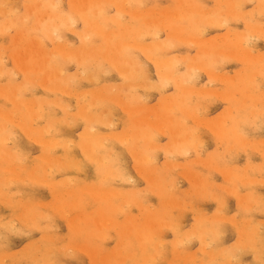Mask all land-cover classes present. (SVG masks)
Segmentation results:
<instances>
[{"label":"rangeland","instance_id":"obj_1","mask_svg":"<svg viewBox=\"0 0 264 264\" xmlns=\"http://www.w3.org/2000/svg\"><path fill=\"white\" fill-rule=\"evenodd\" d=\"M3 1H4V4H3ZM29 1H31V2H33V3H31V2H29ZM43 1H47L46 3H43L41 0H11V1H9L8 2V0H7V2L5 1V0H0V7H1V9H0V13L1 12H3L4 11V14L2 13V15H0V30H1V32L0 33H2V34H0V52L2 53V51H3V53H4V51L6 52L5 54H1L0 53V57L1 58H4V59H2L1 60V63H2V61H3V63H2V65L4 66L5 65V68H6V72H4L3 73V75H2V73H0V77L1 76H3V78L1 79L0 78V81L2 82V83H0L1 84V86H3L2 84H3V82H4V84H5V82H6V84L7 85H9V89L4 85V87H6L7 89H8V92L10 93V92H12L13 90L11 89V88H13V87H15V86H13V85H15V84H17L16 86L17 87H19V89L18 90H21L22 89V87H21V89H20V86L19 85H21V86H23V90H25V88L27 89H29L30 87H29V85H28V83L29 82H31V83H29V84H31L30 86H33L34 84H35V82L38 80V79H40V80H38V82H37V84H35L34 86H35V90H32L33 88H31V89H29V90H32V91H30L29 92V90H25V94L24 93H21L23 90H21L20 92H18V93H21V94H24V95H22L21 96V94L20 95H17L16 97H18L17 99L19 100H21L22 98H24V99H22L21 101H22V103H24L27 99H29V100H27V102L28 101H31V102H34V104H37L36 106H35V108H36V112L37 113H33V114H30V112L28 111V108L26 107V106H24V104H21V103H19V101L18 100H16L17 101V105L15 104V100H12L13 98L12 97H10L9 98V93L8 94H1L0 93V96L2 95V98L0 97V106L4 103V105L6 104V106H3V107H5V110H4V108L1 106V108L0 109H2V110H0V111H5V113H7V111H8V114H9V116L11 117L13 114H16V115H13V117L11 118L12 120H2V119H0V122H1V120L2 121H4V122H6V128H7V130L9 129V128H11L12 126V130H13V132H8V135L10 134H13V136H14V134H16V133H18L17 135H15L14 136V138H18V137H20L21 136V138H18V139H20V140H18V139H12V137L13 136H11L10 137V135H9V138L5 141L6 142V145H7V143H8V148H9V144H11V146H10V151H13V152H16V150H17V147H18V145L20 146V148H22V149H20L19 147H18V150H20V151H17L16 153V156H18L17 157V159L20 157V156H22L21 157V161H18L17 160V162H22L23 163V165H21L22 167H23V169L24 168H26V172H23L21 169H22V167H21V169H17V172L18 173H20L19 175L17 174V173H13V172H10V171H7V170H5L6 169V167H3V166H5V164L9 161V159H10V161L8 162V166H9V164H10V166H12V164H13V166H19V163H17L16 164V159L14 158V157H12V156H10V155H7V154H5L4 152H3V150H2V152H0V163H4L3 164V166H0L1 168V171H0V199H2V200H0V218H2V219H0V221H3L2 223H4L5 224V226H4V224H3V230H2V226H1V224H0V232L2 233V235H1V233H0V238H2V237H4V235H5V237H7V238H5L4 237V239H0V246H1V244L2 245H4L5 243V246L6 245H8V247L6 246V248H5V246L3 247V246H1L0 248H2L3 247V249L4 250H2V249H0V251H4V252H0L1 254H0V256H1V261L3 260H5L4 262L2 261V264H4L5 262H6V264H12V263H10L9 262V260L11 261H14L16 264H18L17 263V261H19L20 262V260L18 259L19 257V255L18 256H16V254H19L18 252H16L17 250H19V248L21 249V248H23L22 250H21V252H20V255H22L23 253H26L25 255L27 256V254H28V252H30L29 253V255L27 256V259L23 256H20V258L23 260H21V263L20 264H32L33 262V264H43V261L44 260H46V263L44 262V264H58V263H56V262H59V264H62V263H60V261L62 262H65V263H63V264H95V262H92V263H89V261L91 262V261H94L93 260V258H90V257H92L91 256V254H90V252H88L89 250L88 249H94L93 247H97L98 249L100 248V249H102V251L104 252L106 249H108V252L110 253H112V252H115V251H117L118 253L119 252H123L122 253V255H127L126 257H129V260H131L132 262H130L129 263V260L127 259L126 260V262H123L124 264H144L143 262H145L147 259L146 258H148L149 257V259H148V261H146V262H149V263H146L145 262V264H152V263H150L151 261L153 262V264H154V261L156 262L157 261V263L158 264H172V263H175V264H182V263H186V264H200V261L202 262L201 264H210L211 263V259H212V262H214V263H212V264H220V263H222V262H225V264L227 263V261L229 262V263H227V264H230V263H232V264H234V263H237V264H264V261H263V259H264V251H263V253H262V250L264 249V245H262L261 243H264L263 241H264V236L262 237V235H264V213L262 212V210L264 211V202H260L261 200H262V198H260V197H262V196H264V195H262V193L264 194V105H263V102H264V90H262V89H264V84H263V82H264V2H263V0H142V2H140L141 0H127V2L126 1H124V0H112L113 2H114V4H113V2H112V4H110L111 3V0H104V2L102 1H100V3L102 4H98V5H96L93 9H89V10H87V9H85L84 7V5L81 3V5H83V6H79L80 8L79 9H81V11H78L77 10V8L75 7V6H73V4H72V1L71 0H58V1H53V0H43ZM49 1V2H48ZM53 1V2H52ZM118 1V2H117ZM137 1V2H136ZM143 1H144V3H143ZM182 1V2H181ZM231 1V2H230ZM6 2V3H5ZM28 2V4H26V3ZM40 3L41 2V4L43 5V6H41L42 8H40V5L39 4H37V3ZM54 2L57 4V6H56V4H54ZM109 2V3H108ZM122 2V3H121ZM158 2V3H157ZM233 2H234V4H233ZM249 2V3H248ZM1 3L3 4V6L5 5L6 6V8L7 9H9L10 11H11V9H12V11L11 12H9V11H7V10H5L6 8H5V6L2 8V5H1ZM30 3V4H29ZM50 3H51V5H50ZM117 3H120V4H117ZM127 4V3H129L128 5H124V4ZM182 3V4H181ZM192 3H193V5H192ZM201 3H203V4H201ZM223 3V4H222ZM232 3V5H230V6H235V9L236 10H234V9H232V7H229V4H231ZM35 4H37V5H35ZM47 4H49L48 6H47V9H48V11H47V9L45 10V12L47 11L48 12V14L46 15V13L44 12L43 13V11H44V9L46 8V6L44 7V5H47ZM55 6H54V5ZM104 4H106V5H104ZM108 4L110 5V6H112V9L111 10H109L108 9ZM153 4H155V5H153ZM24 5H26V6H24ZM30 5V7H28V6ZM39 5V6H38ZM58 5H60L59 7H58ZM119 5V6H118ZM122 5V6H121ZM184 5V6H183ZM220 5V6H219ZM240 5H241V7H240ZM32 6H34L35 8H36V6H37V8H36V10L37 11H35V10H33L32 9ZM103 6V7H102ZM107 6V7H106ZM131 7V9H130V11H132V12H129L127 9L129 8V7ZM132 6H133V9H132ZM140 6V7H139ZM180 6V7H179ZM191 6V7H190ZM201 6V7H200ZM207 8V9H204L205 7ZM238 6V7H237ZM16 7L18 8V9H16ZM41 9V10H38L39 8ZM49 7H51V9H49ZM58 7V8H57ZM74 7V9H72ZM106 8V12H104L103 10ZM118 7V8H117ZM124 7V8H123ZM134 7H136V8H138V10L136 9V8H134ZM154 7V8H153ZM160 7V8H159ZM186 7V8H185ZM190 7V9H188ZM192 7H199V9L200 8H202L200 11H198V10H196V11H194L193 12V8ZM13 8H15V10H17V12L15 11H13ZM25 8V9H24ZM44 8V9H43ZM96 8V9H95ZM100 8H101V10H100ZM148 8V9H147ZM157 8V9H156ZM185 8V15L183 16V17H180V19H176L175 17H168L169 15L167 14V13H165L166 11L168 12V13H170L171 11L172 12H175V11H177V10H182V9H184ZM219 8V9H218ZM222 8V9H221ZM229 8V9H228ZM42 9H43V11H42ZM53 9V11H51ZM61 9V10H60ZM82 9L84 10H86V12H85V10H84V14H83V11H82ZM118 11H117V10ZM154 9V10H153ZM204 9V11H206V12H202V10ZM221 9V10H220ZM228 11H227V10ZM236 11V12H238V14H236V12L235 13H233V11ZM238 9V10H237ZM247 9V10H246ZM31 11V14H33V16H35V17H30L31 16V14H30V18L28 17V13H30V11ZM59 10V11H58ZM71 10H73V11H71ZM77 10V11H76ZM124 11L125 12V14L123 15V13L124 12H121V11ZM134 10V11H133ZM139 13H136V11ZM157 10V11H156ZM225 10H226V12H225ZM251 10V11H250ZM26 11V12H25ZM90 11V12H89ZM96 11H98V13L100 14H98ZM153 11V12H152ZM164 11V12H163ZM212 11V13H210ZM216 11V12H215ZM218 11V12H217ZM230 11H232V12H230ZM239 11H240V13H239ZM8 12V14H6V13ZM12 12H14L13 14H10V13H12ZM41 12V13H40ZM61 13L62 15H66L67 17L69 16V19H70V17H72L73 19H70L71 20V22L72 21H74L75 20V24H74V22L72 23V25H70V23H68V25H66L67 27H69V28H67L66 26H65V24H63L62 26H64V27H66L65 29H63L64 27H61L63 30L62 31H60L59 29H57L55 32H48V31H50V29H52L53 27H52V25L54 24V22L51 20V18L49 17L50 16V14L49 13ZM74 12H75V14H74ZM76 12H78V14H83V16H82V14L79 16ZM81 12V13H80ZM96 12V13H95ZM152 12V13H151ZM190 13V14H192V16L189 14L188 15V13ZM198 12V13H197ZM260 12V13H259ZM27 13V14H26ZM37 13H40V14H38L37 15ZM91 14V15H89V16H91V17H89L88 16V14ZM102 13V14H101ZM104 13V14H103ZM108 13V14H107ZM147 13V16L145 15ZM151 13V14H150ZM153 13H154V15H153ZM194 13V14H193ZM226 13V14H225ZM42 14V15H41ZM46 16H45V15ZM119 14H121V16L119 15ZM137 15V16H134L133 17V15ZM157 14H158V16H157ZM167 14V15H166ZM207 14H209L208 15V17H207ZM211 14V15H210ZM217 14V15H216ZM222 14V15H221ZM234 14V16H231V15H233ZM27 15V17L29 18V21H27L28 19L26 18H24V20H23V18H22V16L23 17H25ZM39 15H40V17H39ZM99 15V16H98ZM132 15V16H131ZM152 15V16H151ZM166 15V17H164L163 18V16H165ZM235 15H239V19L238 18H236V16ZM44 16H45V19H44ZM114 16H115V19H116V17H117V20H115L114 19ZM125 16V17H124ZM151 16V17H150ZM189 16H191V17H189ZM205 16V17H204ZM220 16H221V18H220ZM224 16V17H223ZM230 16V17H229ZM262 16V17H261ZM46 17H48V18H46ZM87 17H89V19L90 18H92V19H90L91 20V23H92V21L94 20V22H98V21H100L101 23H102V21H104L103 23L104 24H99V25H101L102 27L105 25H107V29L110 31V32H112V33H110V34H108L109 32H108V30L106 29V31H105V26H104V28H102L101 26H99L98 28L99 29H101L100 31L99 30H97L96 31V28L94 29V27H96L95 26V24L94 23H92V24H88L86 21V19L85 18H87ZM95 17V18H94ZM96 17H98V18H96ZM119 17H121V21L123 22V18L125 19V22H121L120 21V18ZM139 17L141 18L140 20H139ZM144 17V18H143ZM148 17V18H147ZM186 17V18H185ZM40 18H42V19H40ZM77 18V19H76ZM136 18H138V20L136 19ZM149 18H150V20H149ZM155 18H156V20H155ZM169 18V19H168ZM181 18H182V20H184V21H182L181 20ZM208 18V19H207ZM219 18H220V20H219ZM222 18L223 19H225L226 21H224V20H222ZM227 18H229L228 20H229V22H228V20H227ZM234 18V19H233ZM241 18V19H240ZM243 18V19H242ZM7 19V20H6ZM12 21H11V20ZM21 19L23 20V21H25V22H21ZM44 19V20H43ZM109 19V20H108ZM115 20V22L113 21V20ZM172 19V20H171ZM232 19V20H231ZM14 20H15V22H17V20H19V25L17 24L16 25V23L14 22ZM41 20V21H40ZM46 20V21H45ZM127 20V21H126ZM132 20V21H131ZM134 20H136L137 22H135ZM160 20V21H159ZM167 20V21H166ZM194 20V21H193ZM222 21L221 23H223V24H221L219 21ZM250 20H251V22H250ZM259 20V21H258ZM8 21V22H7ZM42 21H45V22H43L42 23ZM106 21V22H105ZM109 21L111 22L110 24H109ZM156 21V22H155ZM158 21V22H157ZM180 21V22H179ZM215 21V22H214ZM224 21V22H223ZM253 21V22H252ZM257 21V23H255ZM6 22H7V25L5 26V24H6ZM10 22H12V23H15L13 26H15V27H13V26H8V25H12V23H10ZM27 22V23H26ZM38 22H39V24H38ZM99 22V23H100ZM121 22V23H120ZM128 22H130L129 24H127ZM134 22V23H133ZM152 22V23H151ZM154 22V23H153ZM160 22V23H159ZM164 22V23H163ZM177 24V25H173V24H175V23ZM178 22V23H177ZM247 22H249L248 24L250 25H247ZM3 23V24H2ZM25 25H24V24ZM42 23V24H41ZM53 23V24H52ZM86 23H87V25H86ZM112 23H114V24H112ZM125 23V24H124ZM151 24V25H149V24ZM157 23V24H156ZM159 23V24H158ZM161 23H163V25L161 24ZM168 23V24H167ZM209 23V24H208ZM225 23V24H224ZM27 24V25H26ZM39 26H38V25ZM52 24V25H51ZM153 24V25H152ZM154 24H155V26H154ZM164 24H166V26H164ZM206 24V25H205ZM213 24H215V27H213L214 25ZM216 24H220L219 26L220 27H217V25ZM226 24H227V26H226ZM36 25L40 28V27H42V28H40V29H42L41 31H39L40 29L38 28V27H36ZM51 25V26H50ZM129 25V26H128ZM147 25V26H146ZM169 25V26H168ZM254 25H255V29L253 28L254 27ZM2 26H5V27H3V29L5 30V34L3 33V31L4 30H2L1 29V27ZM8 26V27H7ZM32 26V27H31ZM45 26V27H44ZM108 26H109V28H108ZM120 26V27H119ZM136 26V27H135ZM162 26H163V29H162ZM173 26V27H172ZM211 26V27H210ZM246 26V27H245ZM256 26H257V28H256ZM259 26V27H258ZM263 26V27H262ZM48 27H50V29L48 28ZM52 27V28H51ZM70 27H71V30H70ZM88 27H89V29H88ZM126 27V28H125ZM131 27V28H130ZM147 27V28H146ZM158 27H159V29H158ZM161 27V28H160ZM165 27H167V28H165ZM250 29H249V28ZM262 29H261V28ZM9 28V29H8ZM12 28V29H11ZM26 29V30H24V29ZM29 28V29H28ZM31 28H32V30H31ZM33 28H35V31L36 30H38V31H36V33L34 32V29ZM85 28V29H84ZM97 28V29H98ZM136 28V29H135ZM152 28H153V30H152ZM183 28V29H182ZM203 28H205V29H203ZM259 28V29H258ZM11 29V30H10ZM27 29H28V31H27ZM47 29V30H46ZM73 29V30H72ZM84 29V30H83ZM104 29V30H103ZM158 29V30H157ZM160 29H162L161 30V33L159 32H157V31H159ZM236 29V30H235ZM10 30V31H9ZM58 30H59V32H58ZM89 30H90V34L92 35V37H91V35H89ZM92 30H95L96 32L93 34L92 33ZM113 30V31H112ZM127 30V31H126ZM152 31V32H149V31ZM168 30V31H167ZM229 30H230V33H229ZM232 30V31H231ZM234 30V31H233ZM240 30V31H239ZM253 30V31H252ZM24 31V32H23ZM46 31V32H45ZM76 31H77V33H76ZM81 33H80V32ZM99 31V32H98ZM118 31V33L117 34H119V35H117V34H115V32H117ZM123 31V32H122ZM129 31H130V33H129ZM133 31V32H132ZM144 31V32H143ZM158 33V36H157V33ZM174 31H175V33H174ZM203 31V34H201V32ZM262 31V32H261ZM27 32V33H26ZM29 32V33H28ZM31 32H33V33H31ZM76 34H75V33ZM79 32V33H78ZM85 32H87V34L85 33ZM94 32V31H93ZM106 32V33H105ZM113 32H114V34H113ZM120 32V33H119ZM134 32H135V34H134ZM146 32V33H145ZM177 32H179V33H177ZM219 32H222V33H219ZM235 32H236V34H235ZM255 32V33H254ZM17 33V34H16ZM23 33L25 34L24 35V37L26 36V38L24 39V37H23ZM53 33H55V35L53 34ZM60 33H62V34H60ZM96 33H98L97 35H99V37H97L96 36ZM103 33V34H102ZM166 33V34H165ZM170 33H171V35H170ZM229 34V36H228V34ZM233 35H232V34ZM20 34H22V35H20ZM28 34H29V36H28ZM31 34V35H30ZM33 34V35H32ZM47 34H49V35H47ZM50 34L52 35H54L55 37H53V35H52V37H53V39H56V41H53V39L52 38H50ZM79 34V35H78ZM84 36L83 38L81 37L82 35ZM85 34L86 35H89V36H85ZM100 34H101V36H100ZM104 34H106V36L104 35ZM111 35L112 34V36H115V39H118V37H119V39L118 40H115L114 39V37L112 38V37H107L108 35ZM129 34H132V36L130 37V35ZM140 35V36H137L136 37V35ZM141 34H143L144 36L146 35V37H144L143 35H141ZM150 34V35H149ZM156 34V35H155ZM178 34H179V36H178ZM180 34H182V36H183V38H184V41L185 40H187L188 41V43H186L187 41H185V42H183V41H181V42H179V44L177 43L178 42V39L180 38V40H183V38H182V36L180 35ZM186 34H187V36H186ZM201 34V35H200ZM218 34H220V35H218ZM244 34H245V36H244ZM253 34V35H252ZM3 36V38H2V36ZM14 35V36H13ZM18 35V36H17ZM61 35V36H60ZM94 35V36H93ZM104 35V36H103ZM117 35V36H116ZM125 35V36H124ZM129 35V36H128ZM148 35V36H147ZM173 35V36H172ZM210 35V36H209ZM223 35V36H222ZM226 35H227V37H229L227 40H226ZM259 35V36H258ZM17 36V38H15ZM22 36V37H21ZM27 36H28V39H27ZM60 36V37H59ZM126 36H128L127 38H126ZM175 36V37H174ZM176 36H177V38H176ZM193 36V37H192ZM209 38V37H211L212 39H207V37ZM221 36V37H220ZM225 36V37H224ZM238 36H240L241 38H243L242 39V44H243V46L246 48L247 47V44H248V46L249 47H247L246 49H250L251 50V53H252V55H253V60H250L249 58H247L246 56H244V55H242L241 56V54L239 53V50H238V47H237V37ZM253 36V37H252ZM257 36V37H256ZM263 37V38H259V37ZM21 37V38H20ZM38 37H40L41 39H42V37H43V39L44 40H41L40 38H38ZM62 37V38H61ZM65 37V38H64ZM86 37L87 38H91L90 39V43L89 44H86V42L88 43V39L86 40ZM97 38V39H92V38ZM102 37H103V39H102ZM121 37V38H120ZM130 37V38H129ZM141 37V38H140ZM174 37V39H177V40H174V39H172ZM191 37H192V40H191ZM195 37V38H194ZM224 37V38H223ZM249 37V38H248ZM257 39H256V38ZM14 38V39H13ZM33 38V39H32ZM50 38V39H49ZM57 38H59V40L57 39ZM61 38V39H60ZM109 38V39H108ZM110 38H112L113 40H114V42L115 43H113L112 42V40H110ZM128 38H129V41L130 42H132V44L128 41ZM134 38L137 40V42H142V45H140L139 43H137V42H135L136 44L135 45H137L138 44V46L140 47H138L137 46V48H136V46L134 45V42L133 41H135L134 40ZM138 38V39H137ZM143 38V40L141 41V39ZM182 38V39H181ZM189 38V39H188ZM194 38V39H193ZM197 38V39H196ZM198 38H199V40H201L202 42H205L203 45H201L200 46V43H198ZM203 38V39H202ZM231 38V39H230ZM259 38V39H258ZM16 39V40H15ZM24 39V40H23ZM35 39H36V41H35ZM38 39H39V42L40 41H44V42H38L39 44H41L40 46L42 47V45L44 44L45 45V47H47L46 49H45V47H44V45H43V47H44V50L47 52V51H49V54H48V52H47V56L46 57H48L50 60L52 59V60H56V59H54V55H58V58L57 57H55V58H57L58 60H56V61H58V62H56L58 65H63L64 66V64H65V68H64V72H65V74H67V83H68V86L69 87H71V88H73L74 89V91H73V89H69V87L66 85V84H64V86L66 85V88L67 89H69L70 90V92L71 91H73V93H74V95H73V93H60L59 91H56V90H54L53 89V91H50V89H51V87L53 86V85H56V80L53 82V81H51V80H49V81H47V80H45V79H47V77H46V75H45V69H43V71H44V74H43V71H42V68H44L43 66V62L42 61H40L39 59H40V57H36V55H34L35 54V50L34 51H30L29 49H33L34 48V45L36 46V43H37V41H38ZM49 39V40H48ZM85 39V42L83 41ZM107 39L110 41V42H108L107 41ZM133 39V40H132ZM172 39V40H171ZM217 39V40H216ZM14 40H15V42H14ZM21 41L22 43H19V41ZM23 40V41H22ZM34 40V41H33ZM59 42H61V43H59ZM125 40V41H124ZM140 40V41H139ZM171 40V41H170ZM179 40V41H180ZM193 40H195V42L193 41ZM252 40V41H251ZM18 42V44H17V42ZM93 43H92V42ZM124 41V43H122ZM151 41V42H150ZM152 41H153V44L155 45L156 43H157V41L158 42H161L162 44H165L164 46H166L167 45V47H165V49L162 51V50H160L159 51V53H158V55L157 56H159V57H162V56H168V57H177L178 58V60H179V66H178V73L182 76V75H184V76H188V73H190V71L192 72V74L193 75H195L194 74V72L197 74V76H192L193 78H191L192 80H189V81H186V84H185V82H184V84L185 85H189V86H191V87H195L196 89H198V90H200L203 86L205 87L206 86V88H204V89H206L207 90V92L209 93V96H207L208 95V93H207V95H205L204 93V95L203 94H199L198 92H193V96L190 94V95H188L187 97L185 96V106L187 107V109L189 110V111H191V112H189L188 111V114H186V113H184L182 110H177L175 113V115H176V117L178 118L179 117V120H185V119H183V118H186V121H181V123H183V125L185 126V129L186 130H184V132L185 133H187V134H191V135H193V137L191 136V140L193 141V145H191V146H187L186 147V149H183V151L182 150H180L181 152H180V154H179V152H176V154H174V155H176V156H174V155H169L168 157L169 158H171L172 160L173 159H175V161L179 164V167L180 168H175L177 165H173V166H168L167 167V164H166V162H164L165 160H166V157H167V155L165 156V154L162 152V151H160V152H158V151H156L157 153H156V156H157V162H156V164L155 165H157V167H158V175H159V177H161V179H163L164 181L163 182H165V183H168V186L171 188L170 190L172 191V192H170V190L168 191L169 192V194L171 193V195L173 194L174 196H171V195H169L168 196V198H170V199H173V201H174V199H176V202L178 203L177 205H179V206H176V204L174 205V203H167L166 204V206H164L163 205V200H164V198H163V200H162V196L161 195H159V193H160V191L159 190H154V188L150 185V183L141 175L140 176V171H139V168H138V166H140V164L136 161V158H135V156L133 157V153H130V152H132V147L134 146L133 145V143L132 142H130V144L129 143H123L121 140H119V139H117V140H114V139H111L109 142H108V144L110 145L111 143H113V142H111V141H114V143H113V145H112V147H111V150L110 151H107L106 153H103L102 151H104V150H102V151H99V153L100 154H102V155H104V154H106L107 156L109 155V153L111 154V155H113V157H117V163L118 164H122L123 165V167H124V169L128 172V176L130 177L129 179H128V181H127V183H121L119 180H116V182H115V180L114 179H112V178H105V180L103 181V182H108L109 180L110 181H113L114 180V182H111L112 184H109L110 182H108V183H102V180L104 179V177H103V175H104V173L102 174L101 172H100V168H99V164L98 163H96L95 164V162L94 161H92L90 158H89V160H87L88 159V156L85 154V152L83 151V149H82V147L80 146V142L82 141L81 140V134L83 133V131L85 130V127H87L88 125L91 127V126H93V125H96L97 124V127H95V128H99V132H103L102 134H104V132L106 133V135H110V134H112V133H115V132H117V133H122V132H124V133H126V132H128L129 134H131L132 133V121H131V119H130V113H129V111H128V109H126V107L124 108L123 107V104L122 103H120V105H118V103H119V101H117V97H120L121 98V100H122V98L125 100V102L127 101V103H129V105L130 106H134V107H137V106H139V107H145V105H148V106H153V105H157L158 103H161V100L163 99V97H167V96H172V97H175V95L176 96H184L182 93H181V91H180V89H178L177 88V86H175L176 85V83L174 82H168L169 83V85H167V84H165L166 86H164V87H161V86H163L162 84V82H161V80H159V78H158V74H157V70H156V65H155V63H153L154 61H151V59L148 57L149 55L147 54V52H145V50H143L142 51V49H144V46L145 45H149V42L150 43H152ZM154 41H155V43H154ZM169 41V42H168ZM189 41H190V43H189ZM194 43H193V42ZM223 41V42H222ZM249 41V42H248ZM254 41V42H253ZM259 41V42H258ZM34 42H35V44H34ZM54 42H56V43H54ZM69 42H71V44L69 43ZM72 42H74L73 44H74V46L76 47H74V46H72ZM117 42H119V43H117ZM144 42V43H143ZM145 42H148V43H146L145 44ZM165 42H167V43H165ZM175 42V43H174ZM225 42H227V43H225ZM14 43H16L15 45H14ZM29 43H32L31 44V46H30V44ZM43 43V44H42ZM57 43H59V44H64V43H68L69 45H71L72 46V48L74 49V51H78L77 53H79V56H78V58L76 57V56H74V55H59L55 50H54V52H53V49L55 48L56 49V47L59 45V44H57ZM83 43V44H82ZM99 43V44H98ZM109 43L111 44L112 43V45H114V47L112 46V45H109ZM122 43V44H121ZM126 43H128L127 44V46H130L129 47V49H127L128 47H125L124 46V44L126 45ZM172 43H174V45L172 44ZM197 43V44H196ZM219 43V44H218ZM247 43V44H246ZM56 44V45H55ZM67 44V45H68ZM82 44V45H81ZM95 44V45H94ZM143 44H145V45H143ZM153 44H150L151 46H154ZM172 44V46H174L173 48L174 49H172L171 48V45ZM175 44H177V46H175ZM195 44V45H194ZM207 44V45H206ZM220 44H222L223 45V47H222V45H220ZM13 47H12V46ZM53 45L55 46V47H53ZM83 45H85V46H87L88 47V45H89V47L90 48H94V46H96L97 48H99V49H96V47L94 48L95 50L93 51V49H92V54L91 53H83L82 51H81V49L82 48H84L83 47ZM98 45H100L99 47H98ZM116 45H117V47H119V49L117 50V47H116ZM120 45H122L121 46V48L122 49H120ZM134 45L135 47L134 48H132V46ZM213 45V46H212ZM218 45V46H217ZM233 45V46H232ZM10 46H11V48L12 49H10ZM28 46H29V48H28ZM70 46V47H71ZM101 46H103L102 48H104V49H102L101 48ZM112 48H111V47ZM127 49V50H129V51H135V53H134V51L132 52L133 53V55L131 54L129 57H131L133 60H138L137 61V67H136V70L139 68V71L141 72V70H142V65L144 66L146 63V65H145V67L143 68V73L145 74V75H142V73L140 74V72L137 70V73L139 74V76H141V77H139V78H137L138 76H136V77H134V78H137V81L136 80H133V78L132 79H130V78H128L127 77V75L125 74V75H123L124 74V72L122 71V70H124L126 67H128L127 65L125 66V64H126V61L124 60V57L123 56H128L129 55V53H131V52H127L126 53V49L124 48V47ZM142 46V47H141ZM170 46V47H169ZM210 46H211V48H210ZM216 46H217V48H216ZM225 46H226V48H225ZM232 46V49L230 48ZM80 47H82L81 49H80ZM108 48V50H107V48ZM191 47V48H190ZM201 47V48H200ZM219 47H221V48H219ZM253 47V48H252ZM2 48H5L4 50L2 49ZM26 48H27V50H26ZM52 48V49H51ZM126 50H124V49ZM167 48L170 50H167ZM171 48V49H170ZM208 48V49H207ZM215 48V49H214ZM235 50H234V49ZM252 48V49H251ZM24 49V50H23ZM43 49V48H42ZM141 49V50H140ZM212 50V52H211V50ZM216 49H217V51H216ZM17 50H18V53H17ZM22 51V53H21V51ZM100 51V50H103V51H100L101 53V55L99 54V52L98 51ZM107 50V51H106ZM120 50V51H119ZM122 50L123 51H125V55L123 54H121L122 53ZM166 50V51H165ZM210 50V52H208ZM221 50V51H220ZM233 52H231V51ZM237 50H238V53H237ZM24 51V52H23ZM29 51H30V53H31V55H30V57L31 56H35V58H31L32 60H30V66H31V68H30V71H32L31 69H35V71H32V73L34 72V74L35 75H33L32 73H30V71L27 73L26 71L24 72V71H22V70H25V69H23L24 68V66L22 65V68L20 67L21 65L20 64H22L21 63V61L23 60L24 61V63L23 64H25V59H27L28 58V56H29ZM50 51L52 52V53H50ZM113 51V52H112ZM165 51V52H164ZM199 51V52H198ZM213 51H216L217 53L215 54ZM229 51V52H228ZM102 52H103V54H102ZM112 54V56H113V60H112V56L110 55V53ZM119 52V53H118ZM145 52V53H144ZM167 52V53H166ZM202 52V53H201ZM220 52H223V53H225V54H223V56L221 55V57H220ZM261 52L262 53V55H261V53H260V55H259V53ZM24 53V54H23ZM25 53H27L26 55H25ZM55 53V54H54ZM107 53V54H106ZM113 53H114V55H113ZM118 53V54H117ZM164 53H165V55H164ZM199 53H201V54H199ZM203 53H204V55H203ZM207 53V54H206ZM210 53V54H209ZM231 55V56H234L233 54H235V53H237V54H235V58L234 57H231L229 54ZM16 54V55H15ZM22 54V55H21ZM38 54V53H37ZM50 54H54V55H50ZM96 54V55H95ZM115 54H117L118 56H121V57H123V60H124V62H125V64L123 63V62H121L120 63V61L119 60H115L114 58H115ZM121 54V55H120ZM128 54V55H127ZM137 54V59L135 58V55ZM146 56H145V55ZM206 54V55H205ZM222 54V53H221ZM12 57H11V56ZM14 55H15V57H14ZM17 55L19 56V58L17 57ZM25 57H24V56ZM38 55H40V53L38 54ZM82 55V56H81ZM89 55H91V56H89ZM106 55V56H105ZM218 55V56H217ZM226 55V56H225ZM238 57H237V56ZM240 55V56H239ZM256 55V56H255ZM258 55V56H257ZM27 56V57H26ZM41 56V55H40ZM61 56V57H60ZM68 56H69V58H68ZM70 56L71 57H73V59L71 58L70 59ZM85 58H84V57ZM88 56H89V61H87V59H88ZM97 56V57H96ZM100 58H99V57ZM104 56H105V58H106V60L107 61H103V60H101V58L102 59H104L105 60V58H104ZM108 56V57H107ZM197 56V57H196ZM203 56V57H202ZM205 56V57H204ZM17 57V58H16ZM21 57H23V58H21ZM61 59H60V58ZM82 57H83V59H82ZM111 57V60L112 61H110L108 58H110ZM117 57V56H116ZM145 57H148V58H145ZM188 57V58H187ZM201 57H202V59H201ZM220 57V58H219ZM229 57H230V59H229ZM242 59H245L246 58V60H242ZM258 57V58H257ZM260 57V58H259ZM66 58L67 59H69V63H68V60H66ZM76 58V59H75ZM80 58H81V60H84V62H83V64L84 63H86V64H84L86 67L88 66L87 64H90V65H95V63H96V65L95 66H89V69H88V67H87V69H86V67L84 68V67H82L83 65H82V61L80 60ZM87 58V59H86ZM98 58H99V61H98ZM126 58V57H125ZM140 60H139V59ZM187 58V59H186ZM195 58V59H194ZM225 58H226V60H225ZM240 58V59H239ZM8 59V61H6ZM37 61H36V60ZM41 59H42V56H41ZM85 59H86V61H85ZM97 59V60H96ZM200 61H199V60ZM211 59H213V61L211 60ZM219 59V60H218ZM231 60V59H233V61L231 62H229V60ZM235 59V60H234ZM18 60V61H17ZM20 60V61H19ZM39 60V61H38ZM70 60H73V61H70ZM115 60V61H114ZM222 60V61H221ZM5 61V62H4ZM22 61V62H23ZM98 61V62H97ZM100 61H101V63H100ZM108 61H110V62H108ZM114 61V62H113ZM193 61V63H196V64H198V66H203V68L201 67V71L199 72L198 71V69H200V67L199 68H196V69H194V68H192L193 70H195V71H193L191 68H189V66H187L189 63H191ZM195 61V62H194ZM225 61H226V65H225ZM227 61H228V63H227ZM17 62H19V63H17ZM38 62H40V64H38L37 65V63ZM51 62H53V61H51ZM70 62H71V64H70ZM87 62H89V63H87ZM115 62L116 63H119V65L118 64H115ZM140 62V63H139ZM141 62L143 63V62H145V64L143 63V64H141ZM213 62V63H212ZM217 62H218V64H217ZM254 62V63H253ZM5 63V64H4ZM15 63V64H14ZM43 63V64H42ZM53 63H55V62H53ZM80 63H81V65H80ZM111 63H112V65H111ZM224 63V64H223ZM253 63V64H252ZM19 64V65H18ZM42 64V65H41ZM103 65V67H102V65ZM120 64H121V67H120ZM124 64V68L122 67V65ZM141 64V65H140ZM223 66H222V65ZM16 65V66H15ZM37 65V66H36ZM80 65V66H79ZM100 67H99V66ZM114 65V66H113ZM117 65V66H116ZM182 65V66H181ZM186 65V66H185ZM212 65H215L216 67H217V71L218 72H216L215 70H214V68H216V67H214L213 66V68L211 69V67H212ZM221 65V66H220ZM41 66V67H40ZM107 66V67H106ZM138 66H140V67H138ZM208 66V67H207ZM248 66V67H247ZM252 66V67H251ZM16 67H18V69L16 68ZM36 67H38V68H36ZM105 67V68H104ZM117 67H119L118 69L121 71H119L118 69H117ZM205 67L207 68L206 70H208V71H206L205 70ZM222 67V68H221ZM67 68V69H66ZM103 68V69H102ZM246 68V69H245ZM247 68H248V70H247ZM10 69H17V71H15V70H10ZM33 69V70H34ZM39 69H41V70H39ZM66 69V70H65ZM86 69V71H87V75L89 76H87L86 75V73H85V70ZM106 70V69H108V70H106V71H108V73L106 72H104L103 70ZM190 69V71H188ZM210 69H211V71H210ZM237 69V70H236ZM20 70V71H19ZM39 70V72H37V71ZM75 70V71H74ZM80 70V73H78V71ZM136 70L134 71V73L136 72ZM147 70V71H146ZM206 72H205V71ZM212 70H214L215 71V73H214V71H212ZM12 71L13 73H14V75H11V74H13L12 72L10 73V72ZM22 71V72H21ZM70 71V72H69ZM77 71V72H76ZM81 71H84V73L83 72H81ZM249 71V72H248ZM10 74H9V73ZM24 72V73H23ZM35 72H37V73H35ZM41 72V73H40ZM72 72V73H71ZM73 72H75V74H73ZM102 72H104V73H102ZM120 72V73H119ZM145 72H148V74L147 73H145ZM198 72H199V74H198ZM208 72V73H207ZM213 72V73H212ZM258 72V73H257ZM261 72V73H260ZM8 73V74H7ZM31 75H30V74ZM71 73V74H70ZM77 73V74H76ZM83 73V74H82ZM123 73V74H122ZM137 73H135L136 75H137ZM206 73V74H205ZM216 73H217V75L220 77V76H222V77H220L221 79L223 78V76L226 74V73H228L227 74V76H229V77H227L226 75L224 76V80L222 79H219V77L217 78L216 77V80H214L215 78V76H216ZM221 73H224V74H222V75H219V74H221ZM236 73V74H235ZM7 74V75H6ZM18 74V75H17ZM102 74V75H101ZM157 74V75H156ZM191 74V73H190ZM210 74V75H209ZM214 74V75H213ZM230 74H231V76H230ZM16 75H17V77H16ZM27 75H30L31 76V78H30V76H27ZM33 75V76H32ZM41 75H42V77H41ZM70 75H73V76H78L79 77V75H80V77H79V80H81L82 78V80L83 81H79L76 77H74V78H69V77H71ZM84 75V77H85V80H84V77H82ZM96 75V76H95ZM100 75V76H99ZM147 75V76H146ZM148 75H150L149 77L151 78V80L153 81V84H151V83H149L148 81H151L149 78H148ZM202 75V76H201ZM209 75V76H208ZM238 75V76H237ZM259 75V76H258ZM26 76H27V78H26ZM36 77V81H34V79H35V77ZM38 76H40V77H38ZM91 76V77H90ZM95 76V77H94ZM100 77V79H99V77ZM101 76H102V78H101ZM126 76V77H125ZM200 78H199V77ZM210 76H212V78L210 77ZM232 76L233 77H235L234 78V81H233V78H232ZM7 77H8V79H7ZM15 77V79L14 80H16L15 82H13L12 80H13V78ZM45 79H44V78ZM195 77H197V79L195 78ZM230 77H231V79H230ZM10 78V79H9ZM17 78V79H16ZM33 78V79H32ZM76 78V79H75ZM81 78V79H80ZM86 78H88L87 80H86ZM94 78V79H93ZM124 78H126V80L124 79ZM146 78H148L147 80H144V79H146ZM12 79V80H11ZM31 79V81H29ZM71 81H70V80ZM72 79H74L75 81H73L72 82ZM92 79V80H91ZM141 79V82H139V80ZM195 79V80H194ZM9 80H11L9 83H8V81ZM28 81V83H27V85H26V82L25 81ZM43 81V83H42V81ZM76 80H78V81H76ZM95 80H97V81H95ZM125 80V81H124ZM195 82H194V81ZM211 80V81H210ZM218 80H220V81H218ZM226 80V81H225ZM21 81H22V83H21ZM23 81H24V83H23ZM34 81V82H33ZM45 81H47V82H45ZM151 81V82H152ZM191 81V82H190ZM12 82H13V84H12ZM53 84H52V83ZM70 82H71V84H70ZM74 82L76 83V82H79L80 83V86L79 85H74ZM97 82V83H96ZM133 82H136L135 83V85H137L138 87H136L135 85H132L131 83H133ZM187 82H189V84L187 83ZM193 82V83H192ZM260 82H262L261 83V85H260ZM44 83H47L49 86H50V84H52V86L50 87V89H49V87L47 86L46 87V85L44 84ZM50 83V84H49ZM55 83V84H54ZM127 83L128 84H130L129 85V87H128V85H127ZM150 84V85H148V86H150V87H148V86H146L147 84ZM211 83V84H210ZM259 83V84H258ZM23 84V85H22ZM39 84V85H38ZM41 84H44L43 86L41 85ZM78 84V83H77ZM120 85V86H118V85ZM124 84V85H123ZM134 84V83H133ZM191 84V85H190ZM192 84H194L193 86H192ZM205 84V85H204ZM228 84H229V86H228ZM25 85V86H24ZM38 85V86H37ZM71 85V86H70ZM74 85V86H73ZM108 85V86H107ZM139 85H140V87H139ZM153 85V86H152ZM174 85V86H173ZM209 85L211 86L210 88H208L209 87ZM37 86V87H36ZM79 86V87H78ZM100 86V87H99ZM101 86H102V88H101ZM105 86H107V87H105ZM109 86L111 87H114V88H117V90H113V88L111 89V88H109ZM116 86V87H115ZM131 86H134V87H132L131 88ZM141 86H144V89H142L143 87H141ZM200 86H202V87H200ZM25 87V88H24ZM43 87V88H42ZM76 87V88H75ZM121 87H125V89H127V90H125L124 91V89H123V91H122V88ZM126 87H128V88H126ZM149 88V90H148V88ZM151 87H153V88H151ZM155 87V88H154ZM176 87V88H175ZM200 89H199V88ZM46 88H48L47 90H48V92H47V90H45ZM53 88V87H52ZM79 88V89H78ZM91 88H92V90H94L93 92H92V90H91ZM99 88V89H98ZM105 88H106V90H105ZM145 88H147V89H145ZM150 88H151V90H150ZM161 88V89H160ZM163 88V89H162ZM208 88V89H207ZM221 88H223V89H221ZM251 88V89H250ZM254 88V89H253ZM75 89H78L77 91H79V92H83L84 90V93L86 92V90H87V93H88V95H84L85 97H83L82 99L84 100V101H82L81 100V97H79L76 93H78ZM84 89V90H83ZM91 90V92L92 93H97L98 91V93H100V91H103V89L105 90V91H108L109 92V90H110V92L109 93H107L106 94V92H105V94H104V96L103 97H101L100 96V98L102 99V102H103V100H104V102H103V104L104 103H106V104H101L102 102H99V100H101L99 97L98 98H96V97H94L92 94H91V92H89L90 90ZM108 89V90H107ZM119 89V90H118ZM131 89V90H130ZM135 89V90H134ZM152 89H154V90H152ZM203 89V88H202ZM211 91H210V90ZM10 90V91H9ZM17 90V91H18ZM43 90H45V92L43 91ZM52 90V89H51ZM81 90V91H80ZM134 90V91H133ZM179 90V91H178ZM205 90V91H206ZM213 90V91H212ZM215 90H217V92L220 90V92H219V95H218V93L215 91ZM227 90V91H226ZM231 90H232V92H231ZM251 90H254V91H251ZM54 91H56V92H54ZM27 92V93H26ZM31 92H34V93H31ZM50 92V93H49ZM52 92V93H51ZM54 92V93H53ZM115 92V93H114ZM123 92V93H122ZM127 92V93H126ZM129 92V93H128ZM133 92V93H132ZM216 92V93H215ZM222 92V93H221ZM224 92V93H223ZM86 93V94H87ZM120 93H121V95H120ZM195 93V94H194ZM70 96H69V95ZM80 98V100L79 101H77L79 98H77L76 99V95ZM102 94H103V92H102ZM108 94H109V96L111 97L112 95H116V96H112L111 97V99H110V97L108 96ZM120 95V96H118V95ZM130 94H132V95H130ZM173 94V95H172ZM210 94H211V96H210ZM214 94H217V96L215 95L214 96ZM220 94H223V95H220ZM226 94V95H225ZM236 94V95H235ZM34 95V96H33ZM45 95H48V97L46 98L45 97ZM90 95V96H89ZM123 95V96H122ZM163 95V96H162ZM258 95V96H257ZM3 96H4V98H5V101H3L4 100V98H3ZM42 96H43V98H42ZM52 96V97H51ZM57 96L59 97V96H62L60 99H63V101L64 102H62V101H60L59 100V98L57 99ZM75 96V97H74ZM106 96H108V97H106ZM139 97V98H137V97ZM143 96H144V98H143ZM159 96V97H158ZM215 97V102H213L214 100H213V98L211 99V97ZM226 96H228V97H226ZM233 96V97H232ZM235 96H236V99H235ZM238 96H239V98H241V100L238 98ZM254 96V97H253ZM35 97V98H34ZM40 97V98H39ZM87 97V98H86ZM89 97V98H88ZM125 97V98H124ZM223 97V98H222ZM225 97H226V99H225ZM232 98V99H230V101H227V99L229 100V98ZM35 99V100H31V99ZM54 100L55 102H53L52 100ZM96 99V104L97 103H99V105L97 104L96 106L93 104L94 102H95V99ZM114 98H116V100L114 99ZM136 98V99H135ZM146 98V99H145ZM191 98H192V101H191ZM222 98V99H221ZM58 101H60V102H62V103H60L59 104V102H57V100ZM94 99V100H93ZM99 99V100H98ZM108 99V101H106ZM145 99V101H143V100ZM188 99V100H187ZM190 99V100H189ZM252 99V100H251ZM25 100V101H24ZM111 100V101H110ZM129 100V101H128ZM147 100V101H146ZM233 100V101H232ZM246 100V101H245ZM10 101V102H9ZM14 101V102H13ZM44 103H43V102ZM67 101V102H66ZM81 101V102H80ZM93 101V102H92ZM98 101V102H97ZM186 101H188V102H186ZM189 101L191 102V103H189ZM210 101V102H209ZM212 101V102H211ZM227 101V102H226ZM53 102V103H52ZM110 104H109V103ZM116 102V103H115ZM131 102V103H130ZM193 102V103H192ZM235 102H236V104H235ZM247 102V103H246ZM250 102H253L252 104H257V106H255V105H252ZM258 102V103H257ZM19 103V104H18ZM39 103V104H38ZM48 103V104H47ZM63 103H65L66 104V106L65 105H63ZM68 103V104H67ZM72 104V105H69V104ZM114 103V104H113ZM250 103V104H249ZM45 104V105H44ZM91 104L92 105H94L91 109L89 108L88 109V107L86 108L88 111H90L91 112V110H93L94 111V113H93V111H92V113H93V115H96L97 117H101L102 118V120H103V122H98V121H96L97 123L95 124V121H93V122H90L91 124H93V125H90V123L88 122V121H86L84 118H82L80 115H79V112H78V114H77V112L76 111H79L80 109H81V106L83 105V106H91ZM113 104V105H112ZM134 104V105H133ZM191 104V106H189ZM197 104V105H196ZM21 105V107H19ZM25 107V108H23V106ZM41 107V110L42 111H40V107ZM47 105H50L49 107L51 108H53L54 109V115L55 116H52L53 114V110H52V108H51V110H50V108L48 107V109L49 110H46V106ZM52 105V106H51ZM53 105H55L54 107H53ZM63 107H62V106ZM67 105L69 106V109H67ZM100 105H103L102 107H100ZM111 105V106H110ZM155 105V106H156ZM158 105H160L161 106V104H158ZM259 105V106H258ZM71 106V107H70ZM80 106V107H79ZM104 106H106V107H104ZM147 106V107H148ZM193 106V107H192ZM199 106V107H198ZM207 106H208V109H207ZM228 106H229V108H228ZM242 106L244 107V108H242ZM246 106L247 107H249V108H246ZM13 107H14V109H15V107H16V111H18V112H15L14 111V109H13ZM18 107L20 108V109H18ZM42 107H44V108H42ZM96 107V108H95ZM112 107L114 108L113 110H112ZM203 107V108H202ZM205 107H206V109H205ZM258 107H260V108H258ZM39 110H38V109ZM80 108V109H79ZM122 108H123V110H126V111H123L122 110ZM199 109V111H202V110H204V111H202L203 113L205 112V114L202 116V114L203 113H201V112H199L197 109ZM231 108L233 109V110H231ZM235 108V109H234ZM24 111H23V110ZM26 109V110H25ZM79 109V110H78ZM196 109V110H195ZM224 109V110H223ZM238 109V110H237ZM241 109V110H240ZM247 109V110H246ZM254 109V110H253ZM11 110H13L14 111V113H13V111H11ZM19 110H20V112H19ZM38 110V111H37ZM45 110L47 111L46 113H48V114H46L45 113ZM55 110H57V112L55 111ZM70 110V111H69ZM74 110V111H73ZM207 110V111H206ZM237 110V111H236ZM252 110V111H251ZM41 113H40V112ZM74 113H73V112ZM106 111H110V113L109 112H107V113H109V114H107V113H105ZM179 111V112H178ZM194 111H196V112H194ZM221 113H220V112ZM224 111L226 112V113H224ZM231 111H232V113H231ZM247 111H249V113L247 112ZM251 111V112H250ZM42 112L44 113V115H40L39 117L38 116H35V115H39V114H42ZM50 112V113H49ZM69 112V113H68ZM197 112H198V114H197ZM208 112V113H207ZM258 112H259V114H258ZM260 112H263L262 114L260 113ZM76 113V115H73V114H75ZM200 113V114H199ZM207 113V114H206ZM230 113H231V115H230ZM237 113V114H236ZM244 113V114H243ZM26 114V115H25ZM28 114V115H27ZM45 114L47 115V116H45ZM106 114H107V116H106ZM198 116H197V115ZM216 114V115H215ZM221 114V115H220ZM246 114V115H245ZM253 114V115H252ZM22 116V118L23 119H25V121L23 122V119L20 117V116ZM31 115H33V117H31ZM69 115V117H67V118H70V115H71V121L68 119V123L66 122V116H68ZM79 115V116H78ZM193 115V116H192ZM196 117H195V116ZM219 115V116H218ZM229 115V116H228ZM237 115V116H236ZM21 118V120H19V121H22L23 122V124H26L27 122H26V120L28 121V123L26 124L28 127H30L31 125H34V127H36V131H37V134L35 135L34 133V135L32 136L30 133L28 134L27 132H25V130L23 129V127H20L21 125H19V122H18V118ZM36 118H35V117ZM51 116V117H50ZM73 116V117H72ZM75 116H77V120H75L76 119V117ZM111 116H115V118H111ZM182 116V117H181ZM204 116H206V119L204 118ZM215 116H216V118H215ZM245 116H247V117H245ZM258 116V117H257ZM14 117L16 118V119H14ZM31 117V118H30ZM43 117H44V119H43ZM75 117V118H74ZM81 117V118H80ZM192 117V118H191ZM199 118V120H197L198 118ZM200 117H201V119H200ZM213 117V118H212ZM220 117V119L222 118V122H223V124H224V126L223 127H226V128H224L225 129V131L223 130L222 132H221V135H219L217 132H216V130L215 129H213L212 128V126H211V124H209V121H211L212 123H215V124H218V122L220 121V119H218ZM37 118H41L42 120H39L38 121V119ZM64 118V119H63ZM78 118H80L81 120L83 119V122H81V120L80 119H78ZM103 118H105V119H103ZM110 118L112 119V121H114V122H111L110 121ZM127 118V119H126ZM129 118V119H128ZM204 118V119H203ZM209 118H210V120H209ZM212 118V119H211ZM230 118V119H229ZM257 118V119H256ZM37 119V121H34V120H36ZM53 119V120H52ZM195 119H196V121H195ZM15 120V121H14ZM74 120L76 121V123L74 122ZM79 120V121H78ZM108 120V121H107ZM195 122H194V121ZM204 120V121H203ZM206 120V121H205ZM209 120V121H208ZM214 120H215V122H214ZM230 120V121H229ZM256 120V122H254ZM34 121V123H32ZM55 121V122H54ZM56 121H60V122H58V123H61V124H59L60 125V127H58L59 125H57V126H54L57 122ZM109 122V126H108V123L107 122ZM118 121V122H117ZM200 121H202V122H200ZM220 121V122H221ZM0 123V126H5V123ZM18 122V123H17ZM26 122V123H25ZM78 122V123H77ZM185 122V123H184ZM198 122H200V123H198ZM204 122V123H203ZM263 122V123H262ZM9 123V124H8ZM30 123V124H29ZM35 123H37V124H35ZM64 123V124H63ZM73 123H75V127H74V124ZM106 123H107V125H106ZM112 123H114V124H112ZM203 123V124H202ZM243 123V124H242ZM245 123V124H244ZM247 123H248V125H247ZM255 123V124H254ZM12 124V126L10 127V125ZM14 124H17V125H15L17 128H15V126H14ZM51 124H52V126H54V127H52L51 126ZM62 124H63V126H62ZM69 124V125H68ZM189 124V125H188ZM207 124H209V126H206ZM226 124V125H225ZM258 124V125H257ZM8 125H9V127H8ZM67 125H68V127H67ZM87 125V126H86ZM105 125V126H104ZM111 125H113V128L111 127ZM244 125V126H243ZM263 125V126H262ZM19 126V127H18ZM39 126V127H38ZM46 126V127H45ZM114 126H116V127H114ZM259 126H261V127H259ZM33 127V126H32ZM43 127V128H42ZM50 127L53 129H50ZM56 127V128H55ZM63 127V128H62ZM67 127V128H66ZM71 127V128H70ZM38 128V129H37ZM40 128L42 129V130H44V133H45V135L47 134L48 135V131H52L51 133H49V135L47 136L46 135V137H53V138H58V140H60V141H62V139H63V141L61 142V144L60 145H63L62 147H60L59 145V147L57 146V147H55L52 151H54L55 153H54V156L57 158L58 157V159L56 160H54V163L52 164V163H50V162H45L44 160H46V158L44 157V156H47L46 154H48V152H51V153H53L50 149H47V151H46V149H44V146H42V144L41 143H38L39 141V139L38 138H40ZM50 130H49V129ZM58 128V129H57ZM61 130H60V129ZM92 129L91 130H96L95 128H93V127H91ZM190 128V129H189ZM212 128V129H211ZM261 128V129H260ZM197 129H199L198 131H197ZM236 129H237V135H236ZM57 130V132H58V130H59V134H57V132H55V131ZM82 132H81V131ZM115 131V132H113V131ZM120 130H122V131H120ZM128 130V131H127ZM210 130H211V132H210ZM243 132H242V131ZM9 131V130H8ZM40 131V132H39ZM47 133H46V132ZM97 131V130H96ZM189 131H191V132H189ZM195 131V132H194ZM196 131H197V133H196ZM241 131V132H240ZM53 132H55L56 133V135H55V133L54 134H52ZM110 132H112V133H110ZM199 132V133H198ZM38 133H39V135H38ZM80 133V134H79ZM108 133V134H107ZM195 133L197 134L196 136H194L195 135ZM234 133V134H233ZM199 134V135H198ZM202 134V135H201ZM223 134V135H222ZM231 134V135H230ZM244 134H245V136H247L246 138H245V136H244ZM19 135V136H18ZM157 135H158V138H157V141H158V143L159 144H161V145H167V144H169V142H170V137H168V136H166V135H162L161 133L159 134V133H157ZM31 136V137H30ZM224 136H226V138H224ZM244 137V138H242V140L240 139V137ZM33 137V138H32ZM37 138V141H35V139L34 138ZM67 138H68V140H67ZM196 140H195V139ZM70 139V140H69ZM240 139L241 140V142L240 141H238V140ZM253 139V140H252ZM9 140H11V141H9ZM20 141V142H18V141ZM198 140V141H197ZM202 140L204 141V142H202ZM245 140V141H244ZM252 140V141H251ZM1 141L2 140H0V143H1ZM16 141V142H15ZM67 141V142H66ZM70 142V146L69 145H67V143H69ZM71 141H72V143H71ZM139 141V142H138ZM168 141V142H167ZM254 141V142H253ZM14 142H15V144H18L17 146L14 144ZM28 142H29V144H28ZM35 142V143H34ZM65 142V143H64ZM258 142H259V144H261V145H259L258 144ZM197 143H199L198 145H197ZM253 143V144H252ZM2 144V147H3V145L5 144V143H1ZM1 144H0V148H2L1 147ZM73 144L75 145V146H73ZM115 144V145H114ZM143 144H144V140H143V138H140L139 140H137V143H136V145L138 146V148L139 149H143ZM203 144V145H202ZM257 144H258V146H257ZM6 145H4V147L6 146ZM65 145H67L66 147H65ZM71 145H72V147H74V148H72L71 147ZM125 145H126V147H125ZM254 145V146H253ZM14 146V148L16 147V150L14 149V148H12ZM69 146V147H68ZM113 146H115V147H113ZM128 146H129V148H128ZM232 146H234V148L232 147ZM251 146V147H250ZM258 148H257V147ZM3 147V148H4ZM7 147V146H6ZM42 147V148H41ZM71 147V148H70ZM230 147V148H229ZM254 147V148H253ZM2 148V149H3ZM233 148V149H232ZM253 148V149H252ZM260 148H262V149H260ZM42 149H44V152L42 151ZM82 149V150H81ZM131 149V150H130ZM188 149V151L189 152H187L186 150ZM198 149V150H197ZM229 149V150H228ZM232 149V150H231ZM246 149V150H245ZM258 149V150H257ZM21 150H22V153H23V150L25 151L24 153H25V155L27 156V154H26V152H28L29 153V155L26 157L24 154L22 155V153H21ZM30 150H31V152H30ZM50 150V151H49ZM114 150V151H113ZM237 150H239V151H237ZM82 151V152H81ZM115 151H116V153L118 152V154L116 155L115 154ZM231 151V152H230ZM258 151L260 152V153H258ZM21 154H20V153ZM38 152V153H37ZM69 152H72V153H69ZM185 152V153H184ZM238 152V153H237ZM251 152V153H250ZM253 152H254V155H253ZM34 153H36L37 155L39 154V156L37 157V155L36 154H34ZM40 153H44L45 155L42 157V155L43 154H40ZM183 153V154H182ZM186 153H188V155H186ZM5 154V155H4ZM131 154V155H130ZM133 154V155H132ZM221 154V155H220ZM2 155V156H1ZM4 155V156H3ZM53 155V154H52ZM69 155V156H68ZM86 155V156H85ZM111 155H109V156H111ZM10 156V157H9ZM15 156V157H16ZM23 156H25V158H27L26 159V162H25V164H24V162L22 161V160H24V159H22L23 158ZM60 156V157H59ZM75 156V157H74ZM171 156V157H170ZM5 157V158H4ZM7 157V158H6ZM36 157V158H35ZM68 157H71L69 160H68ZM86 157V158H85ZM112 157V156H111ZM199 157H202V158H199ZM9 158V159H8ZM15 160H13V159ZM43 158V159H42ZM61 158H63V159H61ZM120 158V159H119ZM4 159H6V160H4ZM128 159V160H127ZM201 159H203V161L206 163V166H205V163H202V161H200ZM250 159V160H249ZM19 160H20V158H19ZM38 160H41V161H38ZM64 161V165H63V161ZM81 160H82V165H81ZM120 160V161H119ZM160 160H161V163H160ZM164 160V161H163ZM4 161V162H3ZM57 161V162H56ZM60 161V162H59ZM69 161H70V163H69ZM79 161V162H78ZM83 161L85 162V163H83ZM122 161V162H121ZM193 161V162H192ZM194 161H196V162H194ZM211 161V162H210ZM14 162V163H13ZM40 162H42V163H40ZM56 162V163H55ZM94 162V163H93ZM192 162V163H191ZM12 163V164H11ZM22 163H20V164H22ZM33 163V164H32ZM79 163V164H78ZM15 164V165H14ZM27 164H29V166L30 167H28V165ZM46 164V165H45ZM84 164V165H83ZM139 164V165H138ZM166 166H165V165ZM181 164H183V166L181 165ZM185 164V165H184ZM202 164H204V165H202ZM225 164V165H224ZM2 165V164H1ZM49 165H53L54 167V169L51 167V166H49ZM62 166V169H61V167L58 169V166ZM79 165L81 166L80 168H79ZM126 165V166H125ZM134 165V166H133ZM213 165V166H212ZM246 166L245 168L244 167H242V166ZM257 165V166H256ZM6 166H7V164H6ZM7 166V167H8ZM43 166H44V168H43ZM46 166V167H45ZM50 168H52V169H50ZM68 166V167H67ZM70 166V167H69ZM72 166V167H71ZM182 166V167H181ZM230 166V167H229ZM238 166H240V168L238 167ZM253 166H255V168H253ZM36 167H38L37 169H35ZM40 167V168H39ZM79 169H78V168ZM85 167V168H84ZM136 167H137V169H138V171H137V169H136ZM170 167V168H169ZM171 167H174V169H172ZM221 167V168H220ZM235 167V168H234ZM4 168V169H3ZM46 168L49 170L48 172H52V171H56L57 173L60 171V169L62 170L61 172H62V174H61V172H59L58 174L55 172H53L54 174H53V177L54 178H51L52 177V173H49L48 174V172H47V170H46ZM69 168H73V169H69ZM81 168H84L83 170L81 169ZM169 170H168V169ZM215 168H216V170H215ZM223 168V169H222ZM234 168V169H233ZM3 169V170H2ZM32 169V170H31ZM39 169V170H38ZM66 170V172H65V170ZM135 169V170H134ZM170 169H172V172H170L171 170ZM187 169L189 170V171H187ZM191 169V170H190ZM217 169L219 170V171H217ZM232 169L234 172H232L233 174H231V176L229 177L228 175H230V170ZM35 170L37 171L38 170V173H39V177L40 176H43L45 173H47L46 174V176L44 175V177H40V178H46L47 176L50 178V179H54V181H56L57 183H59L58 184V186L59 187H57V186H48V185H51V184H49L48 182H46V181H39V183L37 184V183H32V182H37V180H32L31 178V176H30V174H31V172H32V174L35 172ZM45 170V171H44ZM59 170V171H58ZM83 172H82V171ZM174 170V171H173ZM178 170H179V172H178ZM194 170V173H198L199 175H197L199 178V183L196 185V184H194L195 182H194V180H192V178L191 177H189V176H187V175H189V172H191V171H193ZM220 170H222V171H220ZM226 170V171H225ZM248 170V171H247ZM4 171H5V174H4ZM20 171V172H19ZM22 171V172H21ZM41 173H40V172ZM167 171H168V173H167ZM186 171L188 172V173H186ZM237 171V172H236ZM262 171V172H261ZM2 172V173H1ZM9 173V174H7V173ZM186 173V174H183V173ZM220 172V173H219ZM261 172V173H260ZM23 173H24V175H23ZM86 173V174H85ZM216 173V174H215ZM229 173V174H228ZM246 175H245V174ZM5 175V176H3V175ZM14 174H16V175H18V177L16 178V179H12L11 177L14 175ZM35 174V173H34ZM181 174V175H180ZM201 174V175H200ZM210 174V175H209ZM212 174V175H211ZM215 174V175H214ZM259 174H261V175H259ZM262 174H263V176H262ZM165 175V176H164ZM166 175H168V176H166ZM214 175V176H213ZM240 175V176H239ZM36 176H37V173H36ZM80 176V177H79ZM164 176V177H163ZM225 176V177H224ZM228 176V177H227ZM239 176V177H238ZM255 176V178H256V180L257 181H255L254 179H253V177ZM71 177V178H70ZM82 177V178H81ZM131 177L133 178L134 177V180H132L131 179ZM163 177V178H162ZM201 177V178H200ZM227 177V178H226ZM232 177H234L233 179L234 180H232ZM250 177V178H249ZM9 179V181H8V179ZM79 178H81L80 179V181H83L84 179V181H83V183L86 185V184H89V183H92V181H93V183H94V185L95 186H102V184H105L106 186H112V185H119V183H121L122 184V186L121 187H123V188H126V189H133L134 187L137 189L138 188V192L140 193V191L141 192H143V193H140L139 194V196H140V199H143V200H145L144 201V203L146 204V205H148V206H151V210L153 211V212H151V211H147V209L145 210V208H143V207H140L139 205H137L136 203H129V204H125V205H123V203L122 202H120V201H117V199H114V207H118V208H116V209H110L109 211H108V214H109V216H110V214H111V216L110 217H114V221L116 222V220H117V224H108L109 225V227H105L104 228V226H102V228L100 227V226H98V225H96L95 223H94V221H93V217L95 216L93 213H95V214H97V212L100 210V208H103V206H105L106 204H105V202L102 200V198L101 197H99V196H96V195H94V194H92V193H90V192H83V190L81 191V189H80V187H83V186H85L84 184H82V182H79L78 180H79ZM191 178V179H190ZM257 178H259V179H257ZM260 178H261V180H260ZM25 179H26V181H25ZM30 179H31V181H30ZM55 179H57V180H55ZM70 179H71V181H70ZM83 179V180H82ZM177 179H178V181H177ZM197 179V180H198ZM204 179V180H203ZM229 179V180H228ZM231 179V180H230ZM23 181V183L21 182V181ZM30 181L29 183H28V181ZM145 180H146V182H145ZM167 180V181H166ZM192 180V181H191ZM204 182H203V181ZM254 180V181H253ZM261 181V183H263V184H260V182L259 181ZM15 181V183L13 184V185H10V184H12L13 182ZM19 183V182H21L19 185H20V188H19V185H17V182ZM66 181H67V183L69 182L70 184H68V186L67 187H65V185H67L66 184ZM72 181H73V185H72ZM78 181V182H77ZM134 181V182H133ZM191 183H190V182ZM201 181V182H200ZM249 181H251V182H249ZM7 182V183H6ZM8 182L10 183V184H8ZM26 182V183H25ZM42 184H41V183ZM77 182V184L75 185L74 183H76ZM175 182H177L176 183V185H175ZM255 182V183H254ZM45 183H47V184H45ZM96 183V184H95ZM100 183V184H99ZM134 183H136V184H134ZM179 183H180V185H179ZM193 183V184H192ZM249 183H251L250 185H249ZM252 183H254V185L252 184ZM29 184V186H26V185H28ZM31 184H32V186H34L33 184H36L34 187H31ZM42 185V187H41V185ZM173 185V186H170V185ZM223 186H222V185ZM9 185V186H8ZM15 185H17V186H15ZM23 185V186H22ZM40 187H39V186ZM72 185V186H71ZM80 185V186H79ZM175 185V186H174ZM235 185L237 186V188H235ZM249 185V186H248ZM8 186V187H7ZM10 186H12V187H10ZM44 186V187H43ZM48 186V187H47ZM168 186H167V188H168ZM177 186V187H176ZM213 186V187H212ZM227 186V187H226ZM238 186H239V188H238ZM55 187V188H54ZM56 187H57V189L59 190L58 191V193H57V189H56ZM196 187H198V188H196ZM222 187H224L223 189H222ZM244 187V188H243ZM6 188V189H5ZM21 189V190H19V189ZM35 188V189H34ZM44 188V189H43ZM66 188V190H70V189H72L73 191H74V193H75V195H74V193L73 194H69L68 192H66V190H64ZM144 188V189H143ZM152 188V189H151ZM177 188V189H176ZM231 190H230V189ZM253 188H254V190L255 191H257V192H255L254 190H253ZM1 189H3V190H1ZM18 189V190H17ZM227 189L228 190H230L229 192H231V194H227V193H229L228 191H227ZM6 190V191H5ZM54 190V191H53ZM56 190V191H55ZM140 190V191H139ZM149 190V191H148ZM151 190V191H150ZM155 192H154V191ZM227 192H226V191ZM3 191H5V192H3ZM10 191H11V195H10ZM20 191V193H22L21 195H19L18 196V194H20V193H18V192ZM24 193H26V191H27V193L25 194V195H23V192ZM34 191V192H33ZM36 191V192H35ZM152 191H153V194H150V193H152ZM222 191V192H221ZM254 191V192H253ZM3 192V193H2ZM9 192V193H8ZM29 192H31V193H33V194H31L30 193V195H27V194H29ZM45 192V193H44ZM52 192V193H51ZM55 192V193H54ZM234 192H236V195H235V193ZM243 192V193H245V194H241V193ZM13 193V194H12ZM18 193V194H17ZM60 194V195H58V196H56L57 194ZM145 193H147V194H145ZM205 193V194H204ZM247 193L249 194L248 196H250V197H247ZM252 193H254V195L252 196ZM258 195V194H261V195H259V196H255L256 194ZM7 194V195H6ZM16 196H15V195ZM86 194H88V195H86ZM161 194V193H160ZM225 196H224V195ZM234 194V195H233ZM242 195V197H243V199H241L242 197H241V195ZM22 195H23V197H22ZM31 195L32 196H34V195H36L35 197H37V198H34V197H31ZM92 195V196H91ZM93 195H94V197H93ZM13 196V197H12ZM15 196V197H14ZM27 196H30V198L28 197L27 198ZM83 196H86V198L85 197H83ZM146 196H148V197H146ZM218 196V197H217ZM234 196H237V197H239V198H237V197H234ZM244 196L246 197L245 199H244ZM251 196H252V198H251ZM10 197H12L13 199H11ZM22 197V198H21ZM60 197V198H59ZM90 197V198H89ZM95 197H96V199H95ZM99 197V200L100 201H98V198ZM141 197H143V198H141ZM146 197V198H145ZM161 197V198H160ZM174 197V198H173ZM11 199V200H9V199ZM57 198H59L58 200H57ZM80 198H82V199H80ZM145 198V199H144ZM207 198H208V201H207ZM249 199V201L250 200H252V201H250V203L248 204L247 202H245V201H247L246 199ZM256 198V199H255ZM258 198V199H257ZM6 199H8L7 201H6ZM21 200V201H19V204L18 203H15V201L16 202H18V200ZM28 199V200H27ZM34 199V200H33ZM39 199V200H38ZM179 199H180V201H179ZM240 199V200H239ZM260 199V201L258 202V205H257V203H255V202H257L258 200ZM15 200V201H14ZM27 202H26V201ZM33 200V201H32ZM37 200V201H36ZM76 200L78 201V204H79V207L77 208V203H76ZM84 200V201H83ZM94 200L96 201L97 200V202H94ZM148 200V201H147ZM225 200V201H224ZM243 200H244V202L246 203H243ZM1 201L3 202V203H1ZM31 201V202H30ZM34 201H35V203H34ZM103 201V202H102ZM179 201V202H178ZM185 201H186V203H185ZM263 201H264V197H263ZM6 202H8V205L6 204ZM10 202V203H9ZM23 202V203H22ZM28 203L27 204V206H28V208H31L32 206H34V205H36V207L34 208V207H32V209H29V210H31V214H28V212H29V210H28V208L26 207V203ZM40 202L41 203H43V202H45V203H43V205H41L40 204ZM49 202H51V204L49 203ZM55 202V203H54ZM75 202V203H74ZM81 202V203H80ZM90 202V203H89ZM102 202V203H101ZM148 202V203H147ZM152 202V203H151ZM183 202V205L181 204ZM190 202V203H189ZM240 202H241V206H240ZM18 204V211L16 210L15 211V209H16V206L14 205V204ZM47 203H48V206H47ZM94 203H96L95 205H94ZM186 205H185V204ZM188 203H189V205H188ZM222 203H224V204H222ZM4 204V205H3ZM12 204V207H10V205ZM53 204V205H52ZM73 204H74V206H73ZM87 206H86V205ZM93 204V206H91ZM98 204H99V206H98ZM131 204H133V205H131ZM150 204V205H149ZM245 204V205H244ZM248 204V205H247ZM250 204H254V205H251V208H253L254 206L256 207L255 209H258V211L257 210H255V211H252L251 210V208H250ZM263 204V206H261ZM21 205H22V207H21ZM31 205V206H30ZM40 205V206H39ZM46 205V206H45ZM83 206V207H81V206ZM121 205V206H120ZM171 205H173V207L171 206ZM224 205V206H223ZM247 205V206H246ZM5 206V207H4ZM15 206V207H14ZM30 206V207H29ZM37 206H39V208H37ZM42 206V208H40ZM57 207V210H55V208ZM88 206H89V208H88ZM124 206L126 207L125 208V211H124ZM132 206V207H131ZM176 208H175V207ZM180 206H184L183 208H181ZM188 207V208H186V207ZM191 206V207H190ZM221 206V207H220ZM243 206H246L247 208H246V210H248V213H247V211L244 209V207ZM261 206V207H260ZM10 207V208H9ZM61 207V208H60ZM66 207V208H65ZM121 207H123V210H119V209H121ZM131 209H130V208ZM180 209H179V208ZM202 209H201V208ZM249 207V208H248ZM259 207H260V209H259ZM34 208V209H33ZM50 208V209H49ZM58 208L60 209V211H61V213H60V211L58 210ZM75 208L77 209V210H75ZM128 208V209H127ZM166 208V210L164 211V209ZM175 208V209H174ZM185 208V209H184ZM194 208V209H193ZM26 209V210H25ZM36 209V210H35ZM38 209V210H37ZM41 209V210H40ZM53 209H54V211H53ZM68 213L69 212V215H70V217H69V215L66 213V212H64V210ZM80 209H81V211H80ZM142 209V210H141ZM181 209H182V211H181ZM193 209V210H192ZM200 209H201V212H200ZM33 210H35V211H33ZM75 210V211H74ZM85 210V211H84ZM115 210H117L116 212H117V214H116V212L114 213V211ZM145 210V211H144ZM159 210H160V212H159ZM183 210H185V211H183ZM196 210V211H195ZM197 210H198V212H197ZM244 210L246 211V212H244ZM254 210V209H253ZM260 210H261V212L262 213H260ZM22 211H23V213H22ZM24 211H27V212H24ZM38 211V212H37ZM55 211L58 213V215H57V213L54 215V213H55ZM72 211H73V213H72ZM92 211V212H91ZM120 211V212H119ZM128 211V212H127ZM144 211V212H143ZM221 211V212H220ZM241 211V212H240ZM249 211H251V212H249ZM19 212V213H18ZM21 212V213H20ZM35 212V213H34ZM62 212H64V213H62ZM76 212V214L75 215H73L74 213ZM164 212V213H163ZM171 213V216L169 215L170 213ZM197 212V213H196ZM199 212H200V214H199ZM219 212L220 213H224V215H222V216H220L219 215ZM238 212V213H237ZM43 213H45V214H43ZM51 213H53V214H51ZM66 213V215H67V218H66V215H64ZM78 213V214H77ZM85 213H87V214H85ZM114 213V214H113ZM169 213V214H168ZM214 213V214H213ZM237 213V214H236ZM19 214V215H18ZM36 214H38V215H36ZM49 216H51L52 215V217H53V215H54V217H55V220H53V218H51V217H49ZM79 214H84V215H86L87 217H88V221L87 222H91V223H87V222H84V225H83V227L87 224L88 225V227H86L87 229H82V233H84L85 234V236H83L84 234H82L81 232L80 233H76V232H74V230H72L73 228H72V226H70L71 225V222H67V221H69L70 219H72L71 218V215H73L74 217L75 216H77V215H79ZM119 214H120V216H119ZM155 215L156 217H160V216H162L161 217V219L159 220V221H154V222H149L150 220H149V216L150 215ZM166 214V215H165ZM204 214V215H203ZM236 214V215H235ZM3 217H2V216ZM23 215V216H22ZM24 215L26 216V219H25V217H24ZM30 215V216H29ZM42 215V216H41ZM46 216V218H47V220H45L46 218H45V216ZM62 215V216H61ZM83 215V216H84ZM91 215V216H90ZM93 215V216H92ZM148 215V216H147ZM208 215V216H207ZM213 215H214V217H213ZM225 215H227V216H225ZM235 215V216H234ZM19 216V217H18ZM22 218H21V217ZM37 216V217H36ZM61 216V217H60ZM90 216V217H89ZM97 216V215H96ZM229 216V217H228ZM16 217V218H15ZM30 217V218H29ZM35 217V218H34ZM62 217H64V218H62ZM92 217V218H91ZM193 217V218H192ZM198 217V218H197ZM202 217H204L205 219H202ZM210 217V218H209ZM224 218V222L222 221L223 220V218ZM227 217V218H226ZM245 219H244V218ZM254 217V218H253ZM13 218V219H12ZM18 218V219H17ZM31 218H33V220L34 219H38L36 222H33V220L31 219ZM40 218V219H39ZM43 218H44V220H43ZM51 218V220H48V219H50ZM131 218V219H130ZM138 220H137V219ZM146 218H148V220L146 219ZM166 218V219H165ZM201 218V219H200ZM206 218H207V220H206ZM213 218H215V219H213ZM219 218L221 219V221L219 220ZM233 218H235V219H233ZM239 218V219H238ZM17 219V220H16ZM19 219H21V220H19ZM22 219H24L25 220V222H24V220H22ZM30 219L32 220V222L30 223ZM66 219V220H65ZM69 219V220H68ZM92 219V220H91ZM227 219H230V220H227V221H229V222H227L226 220ZM260 219H262V220H260ZM42 220V221H41ZM156 220H158V219H156ZM163 220V221H162ZM169 220V221H168ZM240 220H242L241 222H240ZM253 221V222H251V221ZM21 221V222H20ZM39 221H41L40 222V225L39 226H37L38 224H39ZM162 223H161V222ZM166 221V222H165ZM218 221H220V223L218 222ZM227 223H226V222ZM233 221V222H232ZM240 222V224H239V222ZM246 221V222H245ZM13 222H15V223H13ZM17 222V223H16ZM22 222H23V224H22ZM53 222V226L52 225H50L51 223ZM160 222V223H159ZM168 222H169V224H171V226L173 227L174 226V228H176V229H174V228H172L169 224H168ZM182 222H184L183 224H180V223H182ZM216 222V223H215ZM224 224H222V223ZM231 222L236 226V228L234 227V225H232L231 224ZM249 222H251L252 223V225H247V223H249ZM32 223H33V225H32ZM54 223H57L58 225H59V227L56 225V227H58V228H56V230H55V227H54ZM69 223V224H68ZM86 223V224H85ZM138 224L139 225V227L138 228H140L141 226L142 227H145V229L143 228V229H141V230H144V231H146L148 234L150 233V235L151 236H153V234H155V241H154V239H153V237L149 240L150 241V244H151V246L148 244L149 243V241H148V243H147V241H146V244L145 245H143V243L141 242L142 240L140 239V236H139V234L137 233L139 230L138 229H136V228H134V227H132V225L133 224ZM148 223L150 224L149 226H148ZM168 224V225H166V224ZM175 223H177L176 224V226L174 225ZM200 223H201V225H200ZM207 223V224H206ZM217 223H219V225L217 224ZM236 223H238V224H236ZM242 223V224H241ZM245 223H246V226H248L249 227V230H248V227H243V226H245ZM251 223H249V224H251ZM7 224L8 225H11V226H14V224H15V226L17 227H13V229H10V227H9V229L10 230H12V232H14V233H11L10 234V230L8 229V227H7ZM24 224H27V228L25 227V225ZM35 224V225H34ZM37 224V225H36ZM68 224V225H67ZM89 224H91V225H89ZM155 226V224H156V228L154 229V228H151V227H153V225ZM162 224H163V226H165V228L162 226ZM179 224L181 225L180 226V230H182V231H180L179 229H177L178 228V226H179ZM198 224H199V227L198 228H200L201 230L202 229H204L205 230V235L203 236V237H205V239L207 240H205L201 235H200V233H201V231H200V229H198L197 228V226H198ZM222 224V225H221ZM231 224V225H230ZM261 224V225H260ZM18 225H19V228H18ZM32 225V226H31ZM49 225V227H46V226H48ZM94 225V226H93ZM96 225V226H95ZM112 225V226H111ZM125 225V226H124ZM141 225V226H140ZM148 227H147V226ZM178 225V226H177ZM208 225V226H207ZM216 225V226H215ZM34 226V227H33ZM53 228H51V227ZM98 226V227H97ZM111 226V227H110ZM116 226H117V229H116ZM121 226V227H120ZM128 226H129V228H128ZM168 226H169V229H168ZM204 226V227H203ZM213 226V227H212ZM217 226H221V227H223V229L221 230L220 228L218 229V227ZM238 226V227H237ZM250 226H252L253 228H250ZM44 227V228H43ZM120 227V228H119ZM160 227H161V229L163 228V231H164V233L163 232H161V230H160V232H159V229H160ZM167 227V228H166ZM171 227V228H170ZM217 227V228H216ZM235 229H234V228ZM240 227H242V229H244L247 233L245 234L244 232L245 231H243ZM5 228H7V229H5ZM28 228H29V230H28ZM34 230H33V229ZM39 228V230H43V231H39V230H37ZM41 228V229H40ZM48 228H50L51 229V231H50V229H48ZM70 228H71V230H70ZM112 230H111V229ZM131 228V229H130ZM150 228L153 230H151L150 231ZM159 228V229H158ZM213 228V229H212ZM216 228V229H215ZM229 228V229H228ZM258 228H260L259 230H257ZM263 228V229H262ZM14 229H16L15 231H13ZM18 229V230H17ZM58 229V230H57ZM103 229V230H102ZM125 229V230H124ZM130 229V230H129ZM158 229V230H157ZM195 229L198 231L197 233H195V235H194V237L191 235V233L193 234L194 232H196L195 231ZM210 229H212L211 230V232H210ZM220 231H222L223 233L221 234L220 232H218V230ZM237 229V230H236ZM241 231H240V230ZM20 230V231H19ZM24 230V232L22 233L21 231H23ZM53 230V231H52ZM129 230V231H128ZM159 232V234H161L160 235V237H159V234H157V232ZM214 230H215V232L216 233H214ZM255 230H257L256 232H262L261 234L262 235H260L261 236V238L259 237H257V235H259V234H255ZM17 231H18V233H17ZM27 231V232H26ZM50 231V232H49ZM92 231H94V232H92ZM108 231V232H107ZM125 231V232H124ZM127 231L129 232V234L127 233ZM175 232V234H173L174 232ZM183 231H185V233L183 232ZM194 231V232H193ZM237 233H236V232ZM7 234H6V233ZM20 232V233H19ZM28 232H29V234H28ZM47 232H49V233H52V235L51 234H49V233H47ZM73 232V233H72ZM98 232V233H97ZM101 232V234H99ZM102 232H104V234H107L106 235V239H108V240H106L105 239V235H103V233ZM123 232H124V234H123ZM130 232H132V233H130ZM134 232V233H133ZM136 232V233H135ZM183 232V233H182ZM210 234H209V233ZM212 232H213V234H212ZM240 232V234H238ZM249 232V233H248ZM251 232V233H250ZM22 233V234H21ZM25 233H27L26 235H25ZM75 233H76V235H75ZM92 233V234H91ZM109 233V234H108ZM179 233V234H178ZM190 233V234H189ZM207 233H208V235H207ZM18 234V235H17ZM19 234H20V236H19ZM47 234H49V236L51 235V236H54V238H57L58 236V239L59 238H61L62 240H63V238H64V241H59V240H57V239H54L53 237H48L49 238V241H50V243H51V240H53L52 241V243L54 242V244H48L47 242H49L48 241V238H46L47 237ZM57 234H58V236H57ZM77 234H79V236H80V238L78 237V235ZM80 234H82V235H80ZM111 234V235H110ZM118 234V235H117ZM131 234V235H130ZM136 234V235H135ZM138 234V235H137ZM183 234L185 235V237L183 236ZM190 236L189 238H191V236H192V238H193V242H192V239H191V241L190 240H186V242H185V238H187L188 237V235ZM198 234H199V236H198ZM220 236H219V235ZM247 234L249 235V237H251V238H249L248 236H247ZM7 235V236H6ZM32 235V236H31ZM38 235V236H37ZM62 235V236H61ZM75 235L76 236V240H77V238H79L80 239V243L78 244L77 242L75 243V239L74 240H72V237ZM87 235V236H86ZM91 235H93L92 237V240H91ZM102 235H103V238H104V240L103 239H101L102 238ZM123 235V236H122ZM134 235V236H133ZM158 235V236H157ZM179 235V236H178ZM215 235H216V237H215ZM240 235V236H239ZM245 235V236H244ZM253 235H255V237H257V239H258V241L260 242V241H262L260 244L259 243H257V239L255 238V237H253ZM31 236V237H30ZM68 236H69V238H70V236H72L71 237V239H69L68 238ZM97 236H98V238H97ZM100 236H101V238H100ZM127 236H128V238H127ZM182 236H183V238H182ZM198 236V237H197ZM217 236H219V239L220 238H222V239H220V240H222V241H219V239L217 238ZM245 238H244V237ZM30 237V238H29ZM44 237H45V239H47V242H46V240L44 239ZM81 237H84V239H83V241H86V245H84L82 242L83 241H81ZM124 237H125V239L126 240H124ZM134 237H136V240H135V238ZM138 237H139V239H138ZM207 237V238H206ZM210 237H211V240H213V241H211L210 240ZM247 237V238H246ZM254 238V240H253V238ZM53 238V239H52ZM88 239V240H86V239ZM130 238V239H129ZM158 238H160L159 240H157ZM176 238H179V239H176ZM184 240V242H183V240ZM198 238H200V239H198ZM203 238V239H202ZM32 239V240H31ZM40 239V240H39ZM51 239V240H50ZM96 239V240H95ZM122 239V240H121ZM138 239V240H137ZM180 239L182 240V243H181V241H180ZM188 239V238H187ZM215 239H216V243H214L215 242ZM218 239V240H217ZM243 239H247L246 240V245H245V240H243ZM261 239V240H260ZM37 240V242L36 243H34L35 241ZM44 240V241H43ZM55 240H57V242H55ZM69 240V241H68ZM90 240V241H89ZM95 240V241H94ZM125 241V243H124V241ZM132 240L134 241L135 240V244H134V246L133 245H131V242H132ZM152 240H153V242H152ZM157 240V241H156ZM163 240V241H162ZM176 240H178L179 242L178 243H181V245L180 244H178L177 242H176ZM209 240H210V242H209ZM241 240V241H240ZM255 242V243H257V245L258 246H256V245H254L253 244V242ZM8 241H9V243H8ZM15 241V242H14ZM29 241V242H28ZM39 241L40 242H42L43 241V243L41 244V243H39ZM70 241H71V243H70ZM74 241V242H73ZM79 241V240H78ZM91 241H94L93 243L91 242ZM120 241V242H119ZM159 241V242H158ZM162 241V243H160ZM174 241V242H173ZM249 241V242H248ZM250 241H251V243H250ZM32 242H33V244H32ZM105 242V243H104ZM126 242H128V243H126ZM152 242V243H151ZM187 242H190L191 243V245L189 246V244L187 243ZM200 242H203V245H201L202 243H200ZM4 243V244H3ZM24 243L26 244V246H24L23 247V245H24ZM38 243V244H37ZM44 243H45V245H44ZM57 243H58V245H57ZM60 243V244H59ZM61 243H63V244H61ZM66 243V244H65ZM67 243H69V244H67ZM87 243H89V245L91 246V243H92V247H90V246H88L87 245ZM99 243H100V245H99ZM122 243H124V245L122 244ZM130 243V245L127 247V245ZM134 243V242H133ZM140 243V244H139ZM160 243V245H158ZM184 243V245H182ZM186 243L188 244L187 246H185L186 245ZM200 243V244H199ZM212 243V244H211ZM214 243V244H213ZM233 243V244H232ZM241 244V246H243V251L248 247V246H252L253 245V247H249V248H247L248 250H246V251H244V255H242V253H241V256H240V258H241V260L239 259V255L237 254L239 251L240 252H242L241 250H242V248H241V246L239 247L238 245H240ZM244 243V245H242ZM32 244V245H31ZM34 244H37V247H36V245L34 246ZM41 244V245H40ZM83 244V245H82ZM106 246H105V245ZM139 245V250H138V252H137V247H138V245ZM149 245V247H151L150 249H149V247H148V245ZM154 244V245H153ZM155 244H157V245H155ZM175 244H178V245H180V246H178L177 245V247H175L176 245ZM205 244H209V245H205ZM211 244V245H210ZM31 245V246H30ZM38 245H39V247H38ZM43 245V246H42ZM48 245H50L49 247H48ZM66 245H67V247H66ZM75 245H76V247H75ZM97 245H99V246H101V247H99V246H97ZM103 245V246H102ZM119 245H123V247L121 246V247H118ZM162 245V246H161ZM172 245V246H171ZM201 247V248H203V251H202V249H200L199 250V247ZM233 245H236V246H232ZM248 245V246H247ZM259 245L261 246L262 245V247L263 248H259ZM19 246H21V247H19ZM27 246H29L28 248H30L31 250L35 247V248H38V249H33V251H31V250H29L28 248H27ZM34 246V247H33ZM45 246V247H44ZM63 246V247H62ZM71 246V247H70ZM85 246V247H84ZM88 246V247H87ZM143 246V247H142ZM157 246V247H156ZM159 246H161L162 247V249L161 248H159ZM182 246H184V247H182ZM208 246V247H207ZM244 246H245V249H244ZM19 247V248H18ZM26 247V248H25ZM33 247V248H32ZM43 248V251H40L39 250V248ZM65 247V248H64ZM70 247V248H69ZM74 247V248H73ZM80 247V248H79ZM105 247H107L106 249H105ZM118 247V248H117ZM130 247V248H129ZM142 247V248H141ZM145 247H148V248H145ZM153 247L155 248V249H157V250H154L153 249ZM183 248V249H180V248ZM195 247H198V248H195ZM210 247H213L211 250L213 251L212 253H216L214 256H216L214 259H213V257L212 258H210V255L211 254H209V253H211L210 251ZM235 247L237 248V249H235ZM238 247H239V251H238ZM255 247H258V248H255ZM9 248V250H6V249H8ZM17 248V249H16ZM40 248V249H41ZM49 249V251L47 252V255H49L48 256V258H46L47 256H45L46 255V252H44V250L46 249V250H48ZM50 248H51V250L52 251H55V252H52L51 250H50ZM54 248V249H53ZM75 248H76V250H75ZM80 250H79V249ZM84 248V249H83ZM87 248V249H86ZM122 250H121V249ZM125 248V249H124ZM127 248V249H126ZM129 248V249H128ZM141 248V249H140ZM175 248H177L176 250H175ZM194 248V249H193ZM207 249V252H206V249ZM215 248V249H214ZM216 248H217V251H218V253L219 254H221V252L223 253V254H221V255H218V253H217V251H214V250H216ZM232 248H233V250H232ZM253 248V249H252ZM255 248V249H254ZM11 249V250H10ZM15 249V250H14ZM26 249V250H25ZM28 249V250H27ZM70 249V250H69ZM74 249V250H73ZM145 249V250H144ZM160 249V250H159ZM164 249V250H163ZM197 250V251H195L196 253L194 254V255H192L191 253H194V250ZM205 249V250H204ZM226 251H225V250ZM252 249V250H251ZM260 249V250H259ZM6 250V251H5ZM23 250H25V252L23 251ZM66 250V251H65ZM68 250V251H67ZM71 250H72V252H71ZM81 251L80 253H81V255L79 254V251ZM88 250V251H87ZM146 250H147V252H146ZM148 250H151L152 251V253L150 252V254L152 255L153 253H154V256L152 257L151 255H149V251ZM161 250H163V253L165 252V254H164V257H163V253H162V256H161ZM177 250H178V252H181V250H182V256H184V255H188L189 254V257H183L182 258V261L179 259V257L180 256H178L179 255V253H178V255L176 254L177 253ZM210 250V251H209ZM222 250V251H221ZM235 250H237V251H235ZM250 250V251H249ZM257 250H258V253H257ZM15 251V252H14ZM38 251V252H37ZM40 251V252H39ZM52 253H51V252ZM60 252V253H62L63 255H64V257H63V255L61 254H58V252ZM73 251H74V253H73ZM75 251H78V253H76ZM85 251H87V252H85ZM183 251H185V252H183ZM187 251V252H186ZM192 251V252H191ZM198 251H200V252H198ZM223 251H225V252H223ZM234 251H235V256L233 255L234 254ZM248 251V252H247ZM252 251V253H250ZM23 252V253H22ZM35 252V253H34ZM50 252V254L52 255L51 257H52V262H51V260H50V263H48L49 262V260L48 259H51V257H50V254H48ZM56 252H57V256H53V255H55L56 254ZM68 254V257H65V254L66 253ZM105 252H107V250L105 251ZM127 252V253H126ZM159 252H160V254H159ZM170 252H172V253H170ZM206 252V253H205ZM233 252V253H232ZM237 252V253H236ZM239 252V253H240ZM246 252V253H245ZM259 252L260 253H262V256L263 257H261V255L259 254ZM5 255H4V254ZM8 253H9V255H8ZM11 253H12V255H11ZM38 253V254H37ZM42 254L41 255V257H39L40 255L39 254ZM43 253H45V254H43ZM54 253V254H53ZM65 253V254H64ZM70 253V254H69ZM77 254V257H78V254H79V256H81L80 258L81 259H83V260H79L80 258L78 257V258H76V256L74 257V254ZM82 253H83V256H82ZM84 253H86V254H84ZM131 253V254H130ZM139 253V254H138ZM145 253H146V255H147V257H146V255H145ZM175 253V255L173 256V254ZM184 253V254H183ZM202 253H204V255H203V257H199L200 258V260H196V259H198V256H196L197 254L199 255V256H202ZM224 253H226L227 254V256L228 255H232L231 256V260L229 259V256H228V258H226L225 257V254ZM32 254H34L35 256H33ZM37 254V255H36ZM67 254H66V256H67ZM130 254V255H129ZM139 256H137V255ZM143 254V255H142ZM156 254H159V256H161L160 258H158V257H156L155 255ZM167 254V255H166ZM209 254V255H208ZM258 256H257V255ZM7 255V256H6ZM59 255V256H58ZM69 255L71 256V257H74L73 259L72 258H70L69 257ZM135 256L136 255V258H133V256ZM142 255V256H141ZM170 255V256H169ZM177 255V256H176ZM206 255H207V257H206ZM222 255H224V257L222 256ZM7 258H6V257ZM11 256L12 257H15V260H13V258L12 259H10L11 258ZM29 256H32V257H29ZM37 256L39 257V259H40V261H38L39 259H37ZM61 256V257H60ZM88 256V257H87ZM130 256H131V258H130ZM144 256L146 257L145 259H143L144 258ZM151 256V257H150ZM158 256V255H157ZM165 256H167L168 258H166ZM218 256H220V257H218ZM233 256H234V258H233ZM3 257H5L6 259H3ZM8 257H10V258H8ZM35 258V261H37V262H35L34 261V258ZM42 257H43V259H42ZM58 257H60L61 259L59 260V261H54L56 258H58ZM206 257V258H205ZM218 257V258H217ZM28 258L29 259H31V261H28ZM45 258V259H44ZM89 258H90V260H89ZM133 258V259H132ZM140 258V259H139ZM150 258H151V261H149L150 260ZM152 258H154V260L152 259ZM192 258H194V260L192 259ZM196 258V259H195ZM220 258V259H219ZM259 258H260V260H259ZM18 259V260H17ZM25 259H26V261H25ZM156 259V260H155ZM160 259H161V261H160ZM164 259V261H162ZM167 259V260H166ZM179 259V260H178ZM210 259V260H209ZM225 259V260H224ZM227 259V260H226ZM232 259H233V261H232ZM259 261H258V260ZM8 260V261H7ZM17 260V261H16ZM48 260V261H47ZM57 260V259H56ZM115 259H113V261H112V259L110 260L111 262H114V264H119V263H121V264H123L122 262H121V260L119 261L118 260V262H116V260L114 261ZM143 260H145V261H143ZM173 260H175V261H173ZM188 260V261H187ZM209 262H208V261ZM217 260H218V263H217ZM11 261V262H12ZM54 261V262H53ZM82 261V262H81ZM143 261V262H142ZM178 261H181V262H179V263H177ZM185 261V262H184ZM197 263H196V262ZM232 261V262H231ZM256 261V262H255ZM13 262V263H14ZM32 262V263H31ZM110 262V263H111ZM192 262H194V263H192ZM156 263V264H157ZM0 264H1V262H0ZM99 264V263H98ZM222 264H224V263H222Z\"/></svg>","mask_w":264,"mask_h":264},{"label":"bare ground","instance_id":"obj_2","mask_svg":"<svg viewBox=\"0 0 264 264\" xmlns=\"http://www.w3.org/2000/svg\"><path fill=\"white\" fill-rule=\"evenodd\" d=\"M5 1L7 2V0H5ZM9 1H11V0H8V2H9ZM27 1H28V0H27ZM33 1H34V0H33ZM41 1H42L43 3H46V2H47V1H43V0H41ZM53 1H54V0H53ZM53 1H52V2H53ZM55 1H58V0H55ZM67 1H68V0H67ZM71 1H72L73 6H75V7L77 8L78 11H81V9H79V8H80L79 6L81 5V3L85 6V7H84L85 9L89 10V9H93L96 5H98V4L100 3L101 0H71ZM102 1L104 2V0H102ZM102 1H101V2H102ZM118 1H119V0H118ZM118 1H117V2H118ZM124 1L127 2V0H124ZM129 1H130V0H129ZM196 1H197V0H196ZM234 1H235V0H234ZM250 1H251V0H250ZM6 2H5V3H6ZM29 2H31V1H29ZM48 2H49V1H48ZM112 2H113V1L111 0V3H110V4H112ZM136 2H137V1H136ZM140 2H142V0H141ZM181 2H182V1H181ZM230 2H231V1H230ZM263 2H264V0H263ZM25 3H26V2H25ZM31 3H33V2H31ZM43 3H42V4H43ZM108 3H109V2H108ZM121 3H122V2H121ZM143 3H144V1H143ZM157 3H158V2H157ZM248 3H249V2H248ZM3 4H4V1H3ZM3 4L1 3L2 8L5 6V5L3 6ZM26 4H28V2H27ZM29 4H30V3H29ZM37 4L40 5L41 2H40V3L38 2ZM37 4H35V5H37ZM42 4L40 5V8H42V7H41V6H43ZM54 4H56V3L54 2ZM54 4H53V5H54ZM100 4H101V3H100ZM100 4H99V5H100ZM113 4H114V2H113ZM117 4H120V3H117ZM123 4H124V3H123ZM128 4H129V3L124 4V5L126 6V5H128ZM181 4H182V3H181ZM201 4H203V3H201ZM222 4H223V3H222ZM233 4H234V2H233ZM39 5H38V6H39ZM48 5H49V4L44 5V7L46 6V8H45V9L43 8L44 11H43V9H42L43 13H44L45 10L47 9V6H48ZM50 5H51V3H50ZM83 5H81V6H83ZM101 5H102V4H101ZM101 5H100V6H101ZM104 5H106V4H104ZM129 5H130V4H129ZM153 5H155V4H153ZM192 5H193V3H192ZM230 5H232V3L229 4V7H232V6H230ZM24 6H26V5H24ZM27 6H28V5H27ZM54 6H55V5H54ZM56 6H57V4H56ZM59 6H60V5H58V7H59ZM109 6H110V5L108 4V9L111 7V8L109 9V10H111V9H112V6H110V7H109ZM118 6H119V5H118ZM121 6H122V5H121ZM183 6H184V5H183ZM219 6H220V5H219ZM28 7H30V5H29ZM58 7H57V8H58ZM102 7H103V6H102ZM106 7H107V6H106ZM128 7H129V6H128ZM139 7H140V6H139ZM179 7H180V6H179ZM190 7H191V6H190ZM190 7H189L188 9H190ZM200 7H201V6H200ZM204 7H205V6H204ZM237 7H238V6H237ZM240 7H241V5H240ZM5 8H6V6H5ZM36 8H37V6H36ZM36 8H35L34 6H32V9L35 10V11H37ZM38 8H39V7H38ZM40 8H39L38 10H41ZM104 8H105V7H104ZM117 8H118V7H117ZM123 8H124V7H123ZM134 8H136V7H134ZM153 8H154V7H153ZM159 8H160V7H159ZM185 8H186V7H185ZM185 8L182 9V10H177V11H175V12H172V11H171L170 13H168V12L166 11L165 13H167V14L169 15L168 17H170V18H171V17H172V18L175 17V18L178 20V19H180V17H183V16L185 15V12H186V11H185ZM192 8H193V12L196 11V10L200 11V10L202 9V8L199 9V7H192ZM0 9H1V7H0ZM3 9H4V8H3ZM16 9H18V8L16 7ZM24 9H25V8H24ZM49 9H51V7H49ZM72 9H74V7H73ZM85 9H84V10H85ZM95 9H96V8H95ZM130 9H131V7H129L127 10H128L129 12H132V11H130ZM132 9H133V6H132ZM136 9L138 10V8H136ZM147 9H148V8H147ZM156 9H157V8H156ZM204 9H207V8L205 7ZM204 9L202 10L203 13L206 12V11H204ZM218 9H219V8H218ZM221 9H222V8H221ZM221 9H220V10H221ZM228 9H229V8H228ZM232 9L236 10V9H235V6H233ZM232 9H231V10H232ZM5 10H7V11H9V12L12 11V9H11V11H10V10L7 9V8H6ZM14 10H15V8H13V11H14ZM60 10H61V9H60ZM77 10H76V11H77ZM84 10L82 9L83 14H84ZM100 10H101V8H100ZM105 10H106V8H105L103 11L106 12ZM116 10H117V9H116ZM153 10H154V9H153ZM226 10H227V9H226ZM226 10H225V12H226ZM237 10H238V9H237ZM246 10H247V9H246ZM15 11L17 12V10H15ZM15 11H14V12H15ZM29 11H30V10H29ZM47 11H48V9H47ZM47 11H46V12H47ZM51 11H53V9H52ZM58 11H59V10H58ZM71 11H73V10H71ZM117 11H118V10H117ZM120 11H121V10H120ZM124 11H125V10H124ZM124 11H121V12H124ZM133 11H134V10H133ZM135 11H136V10H135ZM156 11H157V10H156ZM227 11H228V10H227ZM232 11H233V10H232ZM232 11H230V12H232ZM250 11H251V10H250ZM14 12H12V13H10V14H13ZM25 12H26V11H25ZM46 12H45V13H46ZM85 12H86V10H85ZM89 12H90V11H89ZM96 12L98 13V11H96ZM96 12H95V13H96ZM152 12H153V11H152ZM152 12H151V13H152ZM163 12H164V11H163ZM215 12H216V11H215ZM217 12H218V11H217ZM235 12H236V11H233V13H235ZM2 13L4 14V11L1 12L0 15H2ZM5 13H6V12H5ZM40 13H41V12H40ZM40 13H37V15L40 14ZM76 13L78 14V12H76ZM80 13H81V12H80ZM86 13H87V12H86ZM99 13H100V12H99ZM99 13H98V14H99ZM136 13H138V12L136 11ZM151 13H150V14H151ZM187 13H188V12H187ZM197 13H198V12H197ZM210 13H212V11H211ZM239 13H240V11H239ZM259 13H260V12H259ZM6 14H8V12H7ZM26 14H27V13H26ZM28 14H29V15H28V17H29L30 14H31V11H30V13H28ZM33 14H34V13H33ZM33 14H31L30 17H35V16H33ZM47 14H48V12L46 13V15H47ZM49 14H50L49 17H50L51 20L54 22V24H53V23H52L53 25L51 24L52 27H53V28L51 27L52 29H50V27H48V28L50 29V31H48V32H52V31L55 32V31H56L57 29H59V28H60L59 30L62 31L63 29H65V28L67 27L66 25H68V23H70V25H72V23L74 22V24H75V20L72 21V22H71V20H70V19H73V18H72L73 16L70 17V19H69V16H68V17L66 16L67 14L64 16V15H62L60 12H59V13H55V14L52 12V13H49ZM74 14H75V12H74ZM81 14H82V13H81ZM81 14H78V15L80 16ZM83 14H82V16H83ZM101 14H102V13H101ZM103 14H104V13H103ZM107 14H108V13H107ZM124 14H125V12L123 13V15H124ZM138 14H139V13H138ZM138 14H137V15H138ZM167 14H166V15H167ZM189 14H190V13H188V15H189ZM193 14H194V13H193ZM225 14H226V13H225ZM236 14H238V12H236ZM4 15H5V14H4ZM34 15H35V14H34ZM41 15H42V14H41ZM44 15H45V14H44ZM46 15H45V16H46ZM84 15H85V14H84ZM89 15H91V14L89 13L88 16H89ZM99 15H100V14H99ZM99 15H98V16H99ZM119 15L121 16V14H119ZM137 15H136V14L133 15V17H134V16H137ZM145 15L147 16V13H146ZM153 15H154V13H153ZM166 15L163 16V18L166 17ZM190 15L192 16V14H190ZM208 15H209V14H207V17H208ZM210 15H211V14H210ZM216 15H217V14H216ZM221 15H222V14H221ZM45 16H44V19H45ZM131 16H132V15H131ZM151 16H152V15H151ZM151 16H150V17H151ZM157 16H158V14H157ZM191 16H189V17H191ZM231 16H234V14L231 15ZM235 16H236V18L239 17V15H235ZM237 16H238V17H237ZM28 17H27V15H26L25 17L22 16L23 20H24V18H25V19L27 18V19H28L27 21H29V18H30V17H29V18H28ZM39 17H40V15H39ZM80 17H81V16H80ZM89 17H91V16H89ZM89 17L85 18V19L87 20L86 22H87L88 24H89V23H90V24L94 23L95 26H96V27H94V29L96 28V31H97V30L100 31L102 28H104L105 25H104L103 27H102L101 25H99V24H104V23H103L104 21H102V23L100 22L101 20L98 21V22H97V21L94 22V20H95V19H94V20L92 21V23H91V20H90V19H92V18L89 19ZM121 17H122V16H121ZM121 17H119V18H120V21H121ZM124 17H125V16H124ZM204 17H205V16H204ZM223 17H224V16H223ZM229 17H230V16H229ZM261 17H262V16H261ZM46 18H48V17H46ZM94 18H95V17H94ZM96 18H98V17H96ZM143 18H144V17H143ZM147 18H148V17H147ZM166 18H167V17H166ZM185 18H186V17H185ZM220 18H221V16H220ZM220 18H219V20H220ZM40 19H42V18H40ZM44 19H43V20H44ZM76 19H77V18H76ZM114 19H115V16H114ZM136 19L138 20V18H136ZM140 19H141V18L139 17V20H140ZM168 19H169V18H168ZM207 19H208V18H207ZM225 19H226V18H225ZM225 19L222 18V20L226 21ZM228 19H229V18H227V20H228ZM233 19H234V18H233ZM238 19H239V18H238ZM240 19H241V18H240ZM242 19H243V18H242ZM6 20H7V19H6ZM10 20H11V19H10ZM23 20L21 19V22H22ZM108 20H109V19H108ZM112 20H113V19H112ZM115 20H117V17H116ZM115 20H113V21L115 22ZM149 20H150V18H149ZM155 20H156V18H155ZM171 20H172V19H171ZM181 20H182V18H181ZM184 20H185V19H184ZM184 20H182V21H184ZM219 20H218V21H219ZM231 20H232V19H231ZM11 21H12V20H11ZM40 21H41V20H40ZM45 21H46V20H45ZM45 21H42V23L45 22ZM126 21H127V20H126ZM131 21H132V20H131ZM134 21L137 22L136 20H134ZM159 21H160V20H159ZM166 21H167V20H166ZM193 21H194V20H193ZM224 21H223V22H224ZM258 21H259V20H258ZM7 22H8V21H7ZM7 22H6L5 26L7 25ZM14 22H15V20H14ZM23 22H25V21H23ZM99 22H100V23H99ZM105 22H106V21H105ZM121 22H122V21H121ZM121 22H120V23H121ZM123 22H125V19H124V18H123ZM123 22H122V23H123ZM155 22H156V21H155ZM157 22H158V21H157ZM179 22H180V21H179ZM214 22H215V21H214ZM219 22L221 23L222 21H219ZM228 22H229V20H228ZM250 22H251V20H250ZM252 22H253V21H252ZM10 23H12V22H10ZM15 23H16V25H17V24L19 25V20H17V22H15ZM15 23H12V25L10 24V25H8V26H9V27H10V26H13ZM26 23H27V22H26ZM42 23H41V24H42ZM87 23H86V25H87ZM110 23H111V22L109 21V24H110ZM125 23H126V22H125ZM125 23H124V24H125ZM129 23H130V22H128L127 24H129ZM133 23H134V22H133ZM151 23H152V22H151ZM153 23H154V22H153ZM159 23H160V22H159ZM159 23H158V24H159ZM163 23H164V22H163ZM163 23H161V24L163 25ZM174 23H175V22H174ZM177 23H178V22H177ZM248 23H249V22H247V25H249ZM255 23H257V21H256ZM2 24H3V23H2ZM23 24H24V23H23ZM38 24H39V22H38ZM38 24H37V25H38ZM63 24H65L66 27L62 26ZM112 24H114V23H112ZM148 24H149V23H148ZM156 24H157V23H156ZM167 24H168V23H167ZM208 24H209V23H208ZM221 24H223V23H221ZM224 24H225V23H224ZM24 25H25V24H24ZM26 25H27V24H26ZM37 25H36V27L39 26V25H38V26H37ZM51 25H50V26H51ZM149 25H151V24H149ZM152 25H153V24H152ZM173 25L175 26V25H177V24L175 23V24H173ZM205 25H206V24H205ZM213 25H214L213 27H215V24H213ZM216 25H217V27H220V26H219L220 24H219V25L216 24ZM5 26H2L1 29L4 30L3 27H5ZM8 26H7V27H8ZM99 26H101L102 28L99 29V28H98ZM128 26H129V25H128ZM146 26H147V25H146ZM154 26H155V24H154ZM164 26H166V24H164ZM168 26H169V25H168ZM226 26H227V24H226ZM249 26H250V25H249ZM13 27H15V26H13ZM31 27H32V26H31ZM44 27H45V26H44ZM61 27H64V28L62 29ZM106 27H107V25L105 26V31H106V29H107ZM119 27H120V26H119ZM135 27H136V26H135ZM172 27H173V26H172ZM210 27H211V26H210ZM245 27H246V26H245ZM258 27H259V26H258ZM262 27H263V26H262ZM38 28H39V27H38ZM40 28H42V27H40ZM40 28H39V29H40ZM67 28H69V27H67ZM97 28H98V29H97ZM108 28H109V26H108ZM125 28H126V27H125ZM130 28H131V27H130ZM146 28H147V27H146ZM160 28H161V27H160ZM165 28H167V27H165ZM215 28H216V27H215ZM248 28H249V27H248ZM253 28L255 29V25H254ZM256 28H257V26H256ZM260 28H261V27H260ZM8 29H9V28H8ZM11 29H12V28H11ZM11 29H10V30H11ZM23 29H24V28H23ZM28 29H29V28H28ZM28 29H27V31H28ZM33 29H34V32H35V33H36V31H38V30L35 31V28H33ZM84 29H85V28H84ZM84 29H83V30H84ZM88 29H89V27H88ZM135 29H136V28H135ZM158 29H159V27H158ZM158 29H157V30H158ZM162 29H163V26H162ZM162 29H160V30L157 31V32H158V33H159V32L161 33V30H162ZM182 29H183V28H182ZM203 29H205V28H203ZM249 29H250V28H249ZM258 29H259V28H258ZM261 29H262V28H261ZM10 30H9V31H10ZM24 30H26V29H24ZM31 30H32V28H31ZM41 30H42V29H40L39 31H41ZM46 30H47V29H46ZM59 30H58V32H59ZM70 30H71V27H70ZM72 30H73V29H72ZM103 30H104V29H103ZM107 30H108V29H107ZM152 30H153V28H152ZM235 30H236V29H235ZM93 31H94V32H93ZM96 31H95V30H92V33L94 34ZM99 31H98V32H99ZM101 31H102V30H101ZM112 31H113V30H112ZM126 31H127V30H126ZM167 31H168V30H167ZM231 31H232V30H231ZM233 31H234V30H233ZM239 31H240V30H239ZM252 31H253V30H252ZM0 32H1V30H0ZM23 32H24V31H23ZM45 32H46V31H45ZM79 32H80V31H79ZM79 32H78V33H79ZM102 32H103V31H102ZM108 32H109L108 34L112 33V32H110L109 30H108ZM122 32H123V31H122ZM132 32H133V31H132ZM143 32H144V31H143ZM149 32H152V31L150 30ZM155 32H156V31H155ZM157 32H156V33H157ZM261 32H262V31H261ZM3 33L5 34V30L3 31ZM26 33H27V32H26ZM28 33H29V32H28ZM31 33H33V32H31ZM74 33H75V32H74ZM76 33H77V31H76ZM76 33H75V34H76ZM80 33H81V32H80ZM85 33L87 34V32H85ZM105 33H106V32H105ZM117 33H118V31L115 32V34H117ZM119 33H120V32H119ZM129 33H130V31H129ZM145 33H146V32H145ZM158 33H157V36H158ZM174 33H175V31H174ZM177 33H179V32H177ZM219 33H222V32H219ZM229 33H230V30H229ZM254 33H255V32H254ZM0 34H2V33H0ZM16 34H17V33H16ZM53 34L55 35V33H53ZM53 34H52V35H53ZM60 34H62V33H60ZM86 34H85V36H89V35H91V34H90V30H89V35H86ZM97 34H98V33H96V36L99 37V35H97ZM102 34H103V33H102ZM108 34H107V35H108ZM113 34H114V32H113ZM134 34H135V32H134ZM165 34H166V33H165ZM201 34H203V31L201 32ZM201 34H200V35H201ZM227 34H228V33H227ZM231 34H232V33H231ZM233 34H234V33H233ZM233 34H232V35H233ZM235 34H236V32H235ZM235 34H234V35H235ZM2 35H3V34H2ZM2 35H1V36H2ZM20 35H22V34H20ZM24 35H25V34L23 33V37H24ZM30 35H31V34H30ZM32 35H33V34H32ZM47 35H49V34H47ZM52 35L50 34V38L53 39V37H55V36L53 35V37H52ZM78 35H79V34H78ZM81 35H82V34H81ZM83 35H84V34H83ZM83 35L81 36L82 38L84 37ZM104 35L106 36V34H104ZM104 35H103V36H104ZM117 35H119V34H117ZM117 35H116V36H117ZM129 35H130V37L132 36V34H129ZM129 35H128V36H129ZM141 35H143V34H141ZM149 35H150V34H149ZM155 35H156V34H155ZM170 35H171V33H170ZM180 35L182 36V34H180ZM218 35H220V34H218ZM252 35H253V34H252ZM13 36H14V35H13ZM17 36H18V35H17ZM17 36H16L15 38H17ZM28 36H29V34H28ZM28 36H27V39H28ZM60 36H61V35H60ZM60 36H59V37H60ZM93 36H94V35H93ZM100 36H101V34H100ZM109 36L112 37V38L114 37V39H115V36H112V34H111V35H108L107 37H109ZM124 36H125V35H124ZM128 36H126V38H127ZM137 36H140V35L138 34V35H136V37H137ZM143 36H144V35H143ZM147 36H148V35H147ZM172 36H173V35H172ZM178 36H179V34H178ZM186 36H187V34H186ZM209 36H210V35H209ZM222 36H223V35H222ZM228 36H229V34H228ZM244 36H245V34H244ZM258 36H259V35H258ZM21 37H22V36H21ZM21 37H20V38H21ZM89 37H90V36H89ZM91 37H92V35H91ZM130 37H129V38H130ZM144 37H146V35H145ZM174 37H175V36H174ZM174 37H173L172 39H174ZM192 37H193V36H192ZM192 37H191V40H192ZM206 37H207V36H206ZM220 37H221V36H220ZM224 37H225V36H224ZM224 37H223V38H224ZM252 37H253V36H252ZM256 37H257V36H256ZM256 37H255V38H256ZM2 38H3V36H2ZM25 38H26V36L24 37V39H25ZM38 38H40V37H38ZM50 38H49V39H50ZM61 38H62V37H61ZM61 38H60V39H61ZM64 38H65V37H64ZM112 38H110V40H112V42L115 43L114 40H113ZM120 38H121V37H120ZM129 38H128V41H129ZM140 38H141V37H140ZM176 38H177V36H176ZM182 38H183V36H182ZM182 38H181V39H182ZM194 38H195V37H194ZM194 38H193V39H194ZM209 38L212 39L211 37H209ZM209 38L207 37V39H209ZM225 38H226V40H227L229 37H227V35H226ZM248 38H249V37H248ZM259 38H263V37L260 36ZM259 38H258V39H259ZM13 39H14V38H13ZM24 39H23V40H24ZM32 39H33V38H32ZM40 39H41V38H40ZM49 39H48V40H49ZM57 39L59 40V38H57ZM87 39H88V40H87ZM90 39H91V38H87V37H86V40L88 41V43L86 42V44H89V43H90V42H89ZM92 39H97V38H94V37H93ZM102 39H103V37H102ZM108 39H109V38H108ZM108 39H107V41L110 42ZM118 39H119V37H118ZM118 39H115V40H118ZM137 39H138V38H137ZM172 39H171V40H172ZM177 39H178V38H177ZM177 39H174V40H177ZM188 39H189V38H188ZM196 39H197V38H196ZM202 39H203V38H202ZM210 39H209V40H210ZM230 39H231V38H230ZM242 39H243V38H241L240 36L237 37V43H236V44H237V47H238L239 53L241 54V56L244 55V56H246L247 58H249L250 60H253V55H254L255 53L252 55L251 50H250V49H249V50L246 49L247 47H249L247 43H246V44H247V47H246V48L244 47L245 45L243 46V44H242V42H243ZM256 39H257V38H256ZM15 40H16V39H15ZM15 40H14V42H15ZM23 40H22V41H23ZM41 40H44L43 37H42ZM58 40H57V41H58ZM132 40H133V39H132ZM134 40H135V41H133V42H134V45H135V44H136L135 42H137V40H136L135 38H134ZM142 40H143V38L141 39V41H142ZM171 40H170V41H171ZM179 40H180V38L178 39V42H177L178 44H179V42H181V41H183V42L187 41V40L184 41V38H183V40H180V41H179ZM216 40H217V39H216ZM18 41H19V40H18ZM33 41H34V40H33ZM35 41H36V39H35ZM53 41H56V39H53ZM83 41L85 42V39H84ZM124 41H125V40H124ZM124 41H123L122 43H124ZM139 41H140V40H139ZM193 41L195 42V40H193ZM193 41H192V42H193ZM251 41H252V40H251ZM16 42H17V41H16ZM38 42H39V39H38V41H37V43H36V46L34 45V48H33V49H29V50H30V51H34V50H35V51H34V52H35L34 55H36V57H37V56L40 57V59H39L40 61H42V62L44 61V62H43L44 64L42 63V64L44 65V66H43L44 68H42V71H43V69H45V75H46L47 79H45L44 77H43V78H44L45 80H47V81L51 80V81L54 82V81L56 80V82H57L56 85H53V86H52V84H53L52 82H51L52 84L49 83L50 86H49L47 83H44V84L46 85V87L48 86L49 89H50V87L52 86L53 88L51 87L52 90L50 89V91H53V89H54V90H56V91H59L60 93H70V94L73 93L74 89L71 88V87H69V86H68V83H67V77H66L67 74H65L66 71L64 72V68H65L64 66H65V64H64V66H63V65H58V64L56 63V62H58V61H56V60H58V59H57V58H58V55H54L55 53H54V54H50L51 56L54 55L55 57H57V58L54 57V59H56L55 61L52 60V59L50 60L48 57H46V56H47V52H48V54H49V51L46 52V51L44 50L45 45H44L43 43H42V44L44 45V47H43V45H42V47H41V46H40L41 44H39L40 42H44V41H40L39 43H38ZM58 42H59V41H58ZM91 42H92V41H91ZM93 42H94V41H93ZM93 42H92V43H93ZM129 42H130V41H129ZM150 42H151V41H150ZM150 42H149V45H145V44L148 43V42H145V44H143V45H145V46H144V49H142V51L145 50V52H147V54L149 55L148 57L151 59V61H154L153 63H155V65H156V70H157V74H158V75H157V74H156V75L158 76L159 80H161V82L163 83V84H162L163 86H161V87L166 86L165 84H167L168 82H171V81H172L173 83L175 82V83H176L175 86H177V88L180 89L181 93H182L184 96L181 97L180 95H179V96H176V95H175V97H172V96L163 97V99L161 100V103H158V104H161V106L158 105V104H157V105L155 104L156 106H155V105H153V106L145 105V107H144V106H143V107H139V106H137V107H134V106H133V107H132V106L129 105V103H127V101L125 102V100H124L123 98H122V100H121L120 97H117V101H119L118 105H120V103H122V104H123V107H124V108L126 107V109H128V111H129V113H130V119H131V121H132V125H131V126H132V130H133V131H132L131 134H129L128 132H126V133H124V132H122V133H117V132H115V131L112 130V131L115 132V133L110 132V133H112V134H110V135H106L105 132H104V134H102L103 132H99V131H98L99 128H98V129L95 128V127H97V124H96L97 122H96V121H98V122L100 123V122H103V120H102V118H101L100 116L97 117L96 115H93V113H94L93 110H91V112H90V111H88V110L86 109L87 107H88V109H89L90 107L92 108L94 105H95V106H96L97 104L99 105V103L96 104V99L94 98V99H95V102L93 103L94 105L91 104V106H90V105H89V106L87 105L86 107L82 105V106H81V109L79 108L80 110L78 109L79 111H76L77 114H78V112H79V115H80L82 118H84L86 121H88L89 123L95 121V124H96V125H93V124H91V123H90V125H93V126H91V127L95 128V129L97 130V131H96V130H91L92 128H91L89 125H88V126L86 125L87 127H85V130H84L83 133L81 134V140H82V141L80 142V146L82 147V149H83V151L85 152V154L88 156V159H87V160H89V158H90L92 161L95 162V164H96V163L99 164V165H98L99 168H100L99 170H100V172H101L102 174L104 173L103 177L105 176L104 179L102 180V183H105V182H103V181L105 180V178H112V179L115 180V182H116V180H119L121 183H127L128 179H129L130 177L128 176V172L126 171L127 169L125 170L122 164L120 165V164L117 163V161H118V160H117V157H118V156H117V157H113L114 154L111 155V154H110L111 152L109 153V155H111L112 157L109 156V155L107 156L106 154L102 155V154L99 153V151L104 150V151H102L103 153H106L107 151H110V150H111V147H112V145H113V143H114V141H111V142H113V143H111L112 145H111V144H110V145L108 144V142H109L111 139H114V140L119 139V140H121L123 143H129V144H130V142H132L134 146L132 147L133 150H132V152H130V153H133V154H134V155L132 154L133 157L135 156L136 161L140 164V166H138L139 171H140V173H141L140 176L142 175V176H143V177H144V178L150 183V185L154 188V190H159V191H160L161 194L159 193V195L162 196V200H163V198H164V200H163V205H164V206H166L167 203H168V204H169V203L171 204V203H174V202H175L174 205L176 204V206H179L180 204L177 205L178 203L176 202V199H174V201H173V199L168 198V196L171 195V193L169 194V192H168L171 188L168 186V183L163 182L164 180L161 179V177H159V175H158V167H157V165H155L156 162H157V160H156V159H157V156H156V153H157V152H156V151H158V152L162 151V152L165 154V156L167 155L166 160H165V161L163 160L164 162H166L167 167H168V166L177 165L175 168H177V167L180 168V167H179V164L175 161V159L172 160V159L169 158L168 156H169V155L172 156V155L176 154V152H179V154H180V152H181L180 150L183 151V149H186L187 146H191V145H193V141L191 140V136L193 137V135H191V134H192V133H191V134H190L191 136H190L189 134H187V133L184 132V130H186V129H185V126H186V125L184 126L183 123H181L182 120H179V117H178V118L176 117V115H175V114L177 113L176 111H177V110H182L184 113L188 114V111H189L190 109L188 110L187 107L185 106V105H186V104H185V96L187 97V96L190 95V94L193 96V92H198L199 94H203V93L205 94V93H206L205 95H207L208 92H207L206 89H204V88H206V86H205V87H204V86H203V87L200 86V87H202L203 89H202V88L200 89V88L198 87V88L200 89V90H198V89H196V88L193 86L194 84H192L193 87H191V86H189V85H185V84H186V81L192 80V79H191V78H193L192 76H197V74L194 72L195 75H193L192 72H191L190 69H189L188 71H190L191 74L188 73V76H184V75L181 76V75L178 73V66H179L178 64H179V60H178L177 57H168V56H167V57H166V56L159 57V56H157L158 53H159V51H160V50L163 51V50L165 49V47H167V45L164 46L165 44H162L161 42H158V41H157V43H156L155 45L153 44V41H152V43H150ZM168 42H169V41H168ZM194 42H193V43H194ZM222 42H223V41H222ZM248 42H249V41H248ZM253 42H254V41H253ZM258 42H259V41H258ZM19 43H22V42L19 41ZM44 43H45V42H44ZM54 43H56V42H54ZM59 43H61V42H59ZM59 43H57V44H59ZM69 43L71 44V42H69ZM73 43H74V42H72V46H74ZM117 43H119V42H117ZM122 43H121V44H122ZM130 43L132 44V42H130ZM137 43H139V42H137ZM140 43H141V44H140ZM140 43H139V44L142 45V42H140ZM143 43H144V42H143ZM154 43H155V41H154ZM165 43H167V42H165ZM174 43H175V42H174ZM174 43H172V44L174 45ZM186 43H188V41H187ZM189 43H190V41H189ZM198 43H200V46H201V45H203L205 42H202V41L199 40V38H198ZM225 43H227V42H225ZM15 44H16V43H14V45H15ZM17 44H18V42H17ZM29 44H30V46H31L32 43H29ZM34 44H35V42H34ZM45 44H46V43H45ZM67 44H68V43H67ZM67 44H66V43H64V44H59V45L56 47V49H55V48L53 49V52H54V50H55L59 55H62V56H63V55H65V56H66V55H71V56L74 55V56H76V57L78 58L79 53H77V52H78L79 50L76 52V51H74V49L72 48L71 45H69V44L67 45ZM82 44H83V43H82ZM82 44H81V45H82ZM90 44H91V43H90ZM98 44H99V43H98ZM119 44H120V43H119ZM127 44H128V43H126V45L124 44V46H125V47H128L127 49H129L130 46H127ZM150 44H153L154 46H151ZM172 44H171L170 46H171L172 49H174V48H173L174 46H172ZM196 44H197V43H196ZM218 44H219V43H218ZM32 45H33V44H32ZM55 45H56V44H55ZM94 45H95V44H94ZM109 45H112V43H111V44L109 43ZM128 45H129V44H128ZM134 45H133V46L131 45L132 48H134L135 46H136V48H137L138 44L135 45V46H134ZM179 45H180V44H179ZM194 45H195V44H194ZM206 45H207V44H206ZM220 45H222V44H220ZM11 46H12V45H11ZM11 46H10V49H12ZM70 46H71V47H70ZM99 46H100V45H98V47H99ZM112 46L114 47V45H112ZM121 46H122V45H120V49H122ZM124 46H123V47H124ZM170 46H169V47H170ZM175 46H177V44H175ZM212 46H213V45H212ZM217 46H218V45H217ZM217 46H216V48H217ZM232 46H233V45H232ZM232 46L230 47L231 49H232ZM12 47H13V46H12ZM53 47H55V46L53 45ZM74 47H75V46H74ZM83 47H84V48L80 47V49L82 48L81 51H82L83 53H87V54H88V53H91V54H92V52L95 50L94 48H95L96 46H94V48H93V47L90 48L91 46L89 47V45H88V47L85 46V45H83ZM102 47H103V46H101V48H102ZM110 47H111V46H110ZM116 47H117V45H116ZM125 47H124V48H125ZM138 47H139V46H138ZM141 47H142V46H141ZM222 47H223V45H222ZM28 48H29V46H28ZM42 48H43V49H42ZM46 48H47V47H45V49H46ZM75 48H76V47H75ZM99 48H100V47H99ZM99 48L96 47V49H99ZM106 48H107V47H106ZM111 48H112V47H111ZM124 48H123V49H124ZM139 48H140V47H139ZM171 48H170V49H171ZM190 48H191V47H190ZM200 48H201V47H200ZM210 48H211V46H210ZM219 48H221V47H219ZM225 48H226V46H225ZM252 48H253V47H252ZM252 48H251V49H252ZM2 49L4 50L5 48H2ZM51 49H52V48H51ZM92 49H93V51H92ZM102 49H104V48H102ZM118 49H119V47H117V50H118ZM125 49H126V48H125ZM125 49H124V50H125ZM127 49H126V50H127ZM207 49H208V48H207ZM214 49H215V48H214ZM217 49H218V48H217ZM217 49H216V51H217ZM233 49H234V48H233ZM0 50H1V49H0ZM5 50H6V49H5ZM23 50H24V49H23ZM26 50H27V48H26ZM104 50H105V49H104ZM107 50H108V48H107ZM107 50H106V51H107ZM126 50H125V51H126ZM129 50H130V49H129ZM129 50L126 51V53H127V52H131V53H129V55L127 54L128 56L125 55L126 53H125V51H123V50H122V53H121L122 55H123V54L125 55V56H123V57H124V60L126 61V64H125V62H124V60H123V57L117 55L119 52H118L117 54H115L117 57L115 56L114 59H115L116 61L119 60L120 63L123 62V63L125 64V66H126V65L128 66V67H126L124 70H122V71L124 72V74L122 73L123 75L126 74L128 78H130V79L133 78V80H136V81H137V78L141 77V76H139V74L137 73V70L139 71V68L136 70V67H137L136 65H137V61H138V60L135 61V60H133L131 57H129L131 54L133 55L132 52L134 51V50H133V51H129ZM140 50H141V49H140ZM167 50H169V49L167 48ZM210 50H211V49H210ZM210 50H209L208 52H210ZM234 50H235V49H234ZM238 50H237V53H238ZM20 51H21V50H20ZM30 51H29V53H30ZM97 51H98V50H97ZM100 51H103V50H100ZM100 51H98L99 54L101 53ZM119 51H120V50H119ZM165 51H166V50H165ZM165 51H164V52H165ZM169 51H170V50H169ZM216 51H213V52L216 54V53H217ZM220 51H221V50H220ZM230 51H231V50H230ZM23 52H24V51H23ZM112 52H113V51H112ZM145 52H144V53H145ZM198 52H199V51H198ZM211 52H212V50H211ZM211 52H210V53H211ZM228 52H229V51H228ZM231 52H232V51H231ZM0 53H1V52H0ZM2 53H3V51H2ZM2 53H1V54H2ZM5 53H6V52L4 51L3 54H5ZM17 53H18V50H17ZM21 53H22V51H21ZM31 53H32V52H31ZM31 53L29 54L28 58L25 59V60H26V61H25V64H23V63H24L23 60H22L23 62L21 61L22 64H20L19 62H17V63H19V64L21 65V66H20L21 68H22V65L24 66L23 69H25V70H22V71H24V72H25V71H26V72H27V71H28V72L30 71V68H31V66L29 65V64H30V60H32V59H31L32 57L35 58V56H31V57H30ZM37 53H38V54L40 53V55L42 56V59H41V56L38 55ZM50 53H52V52L50 51ZM109 53H110V52H109ZM134 53H135V51H134ZM166 53H167V52H166ZM201 53H202V52H201ZM201 53H199V54H201ZM210 53H209V54H210ZM221 53H222V54H221ZM232 53H233V52H232ZM237 53H235V54H237ZM258 53H259V52H258ZM260 53H261V52H260ZM260 53H259V55H260ZM3 54H2V55H3ZM18 54H19V53H18ZM23 54H24V53H23ZM26 54H27V53H25V55H26ZM102 54H103V52H102ZM106 54H107V53H106ZM121 54H120V55H121ZM156 54H157V55H156ZM159 54H160V53H159ZM206 54H207V53H206ZM206 54H205V55H206ZM219 54H220V57H221V55L223 56V54H225V53L220 52ZM228 54H229V53H228ZM230 54H231V53H230ZM230 54H229V55H230ZM235 54H233L234 56H231V55H230V56L235 58ZM15 55H16V54H15ZM15 55H14V57H15ZM21 55H22V54H21ZM95 55H96V54H95ZM100 55H101V54H100ZM110 55L112 56L111 53H110ZM113 55H114V53H113ZM144 55H145V54H144ZM164 55H165V53H164ZM203 55H204V53H203ZM261 55H262V53H261ZM10 56H11V55H10ZM23 56H24V55H23ZM71 56H70V59H71V58L73 59V57H71ZM81 56H82V55H81ZM89 56H91V55H89ZM89 56H88V59L86 58L87 61H89ZM105 56H106V55H105ZM105 56H104V58H105ZM133 56H134V55H133ZM145 56H146V55H145ZM217 56H218V55H217ZM225 56H226V55H225ZM236 56H237V55H236ZM239 56H240V55H239ZM255 56H256V55H255ZM257 56H258V55H257ZM11 57H12V56H11ZM17 57L19 58L18 55H17ZM17 57H16V58H17ZM24 57H25V56H24ZM26 57H27V56H26ZM60 57H61V56H60ZM60 57H59V58H60ZM83 57H84V56H83ZM83 57H82V59H83ZM96 57H97V56H96ZM98 57H99V56H98ZM107 57H108V56H107ZM125 57H126V58H125ZM148 57H145V58H148ZM196 57H197V56H196ZM202 57H203V56H202ZM202 57H201V59H202ZM204 57H205V56H204ZM220 57H219V58H220ZM237 57H238V56H237ZM21 58H23V57H21ZM68 58H69V56H68ZM84 58H85V57H84ZM99 58H100V57H99ZM99 58H98V61H99ZM102 58H103V57H102ZM102 58H101V60H103V61H107L106 58H105V60L102 59ZM135 58L137 59V54L135 55ZM187 58H188V57H187ZM187 58H186V59H187ZM240 58H241V57H240ZM240 58H239V59H240ZM257 58H258V57H257ZM259 58H260V57H259ZM2 59H4V58H1V57H0V73H2V75H3V73L6 72V68H5V65H4V66L2 65L3 61H2V63H1V60H2ZM19 59H20V58H19ZM60 59H61V58H60ZM75 59H76V58H75ZM86 59H85V61H86ZM108 59H109L110 61H112V60H113V56H112V60H111V57L108 58ZM138 59H139V58H138ZM194 59H195V58H194ZM229 59H230V57H229ZM229 59H228V60H229ZM241 59H242V58H241ZM35 60H36V59H35ZM39 60H38V61H39ZM66 60H68V63H69V59L66 58ZM80 60H81V58H80ZM96 60H97V59H96ZM115 60H114V61H115ZM139 60H140V59H139ZM198 60H199V59H198ZM211 60L213 61V59H211ZM218 60H219V59H218ZM225 60H226V58H225ZM231 60L233 61V59H231ZM231 60H229V62H230ZM234 60H235V59H234ZM242 60H246V58H245V59H242ZM247 60H248V59H247ZM247 60H246V61H247ZM6 61H8V59H7ZM17 61H18V60H17ZM19 61H20V60H19ZM36 61H37V60H36ZM51 61H53V62H55V63H53V62H51ZM70 61H73V60H70ZM81 61H82V65H83L82 67L85 68L86 66H85L84 64H86V63L83 64L84 60H81ZM98 61H97V62H98ZM110 61H108V62H110ZM114 61H113V62H114ZM199 61H200V60H199ZM221 61H222V60H221ZM232 61H231V62H232ZM4 62H5V61H4ZM194 62H195V61H194ZM87 63H89V62H87ZM100 63H101V61H100ZM139 63H140V62H139ZM143 63L145 64V62H143ZM143 63L141 62V64H143ZM196 63H197V62H196ZM196 63H193V61H192V62L189 63L187 66H189V68H191V69H192V68H194V69L199 68L200 66H198V64H196ZM212 63H213V62H212ZM227 63H228V61H227ZM253 63H254V62H253ZM253 63H252V64H253ZM4 64H5V63H4ZM14 64H15V63H14ZM19 64H18V65H19ZM38 64H40V62H38L37 65H38ZM42 64H41V65H42ZM70 64H71V62H70ZM115 64H118V65H119V63H116V62H115ZM124 64L122 65V67L124 66ZM141 64H140V65H141ZM146 64H147V63H146ZM146 64H145V65H146ZM217 64H218V62H217ZM223 64H224V63H223ZM37 65H36V66H37ZM80 65H81V63H80ZM80 65H79V66H80ZM87 65H88L87 67H88V69H89V66H95L96 63H95V65H90V64H87ZM101 65H102V64H101ZM101 65H100V66H101ZM111 65H112V63H111ZM145 65H144V66L142 65V67L144 68ZM221 65H222V64H221ZM221 65H220V66H221ZM225 65H226V61H225ZM15 66H16V65H15ZM96 66H97V65H96ZM98 66H99V65H98ZM100 66H99V67H100ZM113 66H114V65H113ZM116 66H117V65H116ZM181 66H182V65H181ZM185 66H186V65H185ZM213 66L216 67L215 65H212L211 69L213 68ZM222 66H223V65H222ZM40 67H41V66H40ZM87 67H86V69H87ZM102 67H103V65H102ZM106 67H107V66H106ZM120 67H121V64H120ZM138 67H140V66H138ZM179 67H180V66H179ZM201 67L203 68V66H201ZM201 67H200V69H198V71H199V70H200V71L202 70ZM207 67H208V66H207ZM217 67H218V66H217ZM217 67L214 68V70L216 69V70H215L216 72L219 71V70L217 71ZM247 67H248V66H247ZM251 67H252V66H251ZM16 68L18 69V67H16ZM36 68H38V67H36ZM104 68H105V67H104ZM118 68H119V67H117V69H118ZM123 68H124V67H123ZM143 68H142V70H143ZM221 68H222V67H221ZM17 69H16V70H15V69H10V70H12V71L15 70V71H17ZM33 69H34V68H33ZM33 69H31V70H32V71H35V69H34V70H33ZM66 69H67V68H66ZM66 69H65V70H66ZM86 69H85L84 71H85V73H86V75H87V71H86ZM88 69H87V70H88ZM102 69H103V68H102ZM203 69H204V68H203ZM206 69H207V68L205 67V70H206ZM211 69H210V71H211ZM245 69H246V68H245ZM39 70H41V69H39ZM39 70H38V71L36 70V71L39 72ZM106 70H108V69H106ZM106 70L104 69L103 71L105 72ZM118 70H119V69H118ZM135 70H136L135 73H137V75L134 73ZM142 70H141V72L139 71L140 74L142 73V75H145V74L143 73ZM192 70H193V69H192ZM205 70H204V71H205ZM214 70H212V71H214ZM236 70H237V69H236ZM247 70H248V68H247ZM3 71H4V72H3ZM12 71H11V72H12ZM19 71H20V70H19ZM22 71H21V72H22ZM32 71H30V73H32ZM74 71H75V70H74ZM77 71H78V70H77ZM77 71H76V72H77ZM84 71H81V72L84 73ZM119 71H120V70H119ZM146 71H147V70H146ZM193 71H195V70H193ZM200 71H199V72H200ZM206 71H208V70H206ZM206 71H205V72H206ZM215 71H214V73H215ZM9 72H10V71H9ZM9 72H8V73H9ZM11 72H10V73H11ZM24 72H23V73H24ZM28 72H27V73H28ZM37 72H35V73H37ZM69 72H70V71H69ZM104 72H102V73H104ZM106 72L108 73V71H106ZM106 72H105V73H106ZM120 72H121V71H120ZM120 72H119V73H120ZM199 72H198V74H199ZM208 72H209V71H208ZM208 72H207V73H208ZM248 72H249V71H248ZM8 73H7V74H8ZM10 73H9V74H10ZM12 73H13V72H12ZM30 73H29V74H30ZM40 73H41V72H40ZM71 73H72V72H71ZM71 73H70V74H71ZM78 73H80V70L78 71ZM83 73H82V74H83ZM145 73L148 74V72H145ZM212 73H213V72H212ZM257 73H258V72H257ZM260 73H261V72H260ZM4 74H5V73H4ZM7 74H6V75H7ZM32 74L35 75L34 72H33ZM43 74H44V71H43ZM73 74H75V72H73ZM76 74H77V73H76ZM205 74H206V73H205ZM222 74H224V73H221V74H219V75H222ZM227 74H228V73H226L225 75L227 76ZM235 74H236V73H235ZM11 75H14V73L11 74ZM17 75H18V74H17ZM17 75H16V77H17ZM30 75H31V74H30ZM30 75H27V76H30ZM33 75H32V76H33ZM101 75H102V74H101ZM209 75H210V74H209ZM209 75H208V76H209ZM213 75H214V74H213ZM225 75H224V76H225ZM27 76H26V78H27ZM70 76H71V77H69V78H74V77H76L77 75H76V76L70 75ZM87 76H88V75H87ZM95 76H96V75H95ZM95 76H94V77H95ZM99 76H100V75H99ZM99 76H98V77H99ZM136 76H138V77H137V78H134V77H136ZM146 76H147V75H146ZM149 76H150V75H148V78L151 80V78H150ZM201 76H202V75H201ZM217 76H218V75H217V73H216V76L214 77V78H215L214 80H216V77H217ZM224 76H223V78H224ZM230 76H231V74H230ZM237 76H238V75H237ZM258 76H259V75H258ZM1 77L3 78V76H1ZM1 77H0V78H1ZM34 77H35V76H34ZM38 77H40V76H38ZM41 77H42V75H41ZM77 77H78V76H77ZM77 77H76V78H77ZM79 77H80V75H79ZM79 77L77 78L78 80H79ZM82 77H84V75H83ZM85 77H86V76H85ZM85 77H84V80H85ZM88 77H89V76H88ZM90 77H91V76H90ZM125 77H126V76H125ZM198 77H199V76H198ZM210 77L212 78V76H210ZM218 77H219V76H218ZM218 77H217V78H218ZM220 77H222V76H220ZM220 77H219V79H221ZM227 77H229V76H227ZM235 77H236V76H235ZM235 77L232 76L233 81H234V78H235ZM2 78H1V79H2ZM30 78H31V76H30ZM76 78H75V79H76ZM101 78H102V76H101ZM148 78H146V79H144V80H147ZM195 78L197 79V77H195ZM199 78H200V77H199ZM199 78H198V79H199ZM223 78H222V79H223ZM263 78H264V77H263ZM7 79H8V77H7ZM9 79H10V78H9ZM14 79H15V77L13 78V80H12V79H11V80H12L13 82H15L16 80H14ZM16 79H17V78H16ZM32 79H33V78H32ZM80 79H81V78H80ZM82 79H83V78H82ZM82 79L79 80V81H83ZM87 79H88V78H86V80H87ZM93 79H94V78H93ZM99 79H100V77H99ZM124 79L126 80V78H124ZM149 79H148V80H149ZM198 79H197V80H198ZM222 79H221V80H222ZM224 79H225V78H224ZM224 79H223V80H224ZM230 79H231V77H230ZM235 79H236V78H235ZM11 80H9L8 83H9ZM38 80H40V79H38ZM38 80L36 81V77H35V79H34V81H36L35 84H37ZM69 80H70V79H69ZM78 80H76V81H78ZM91 80H92V79H91ZM125 80H124V81H125ZM148 80H147V81H148ZM194 80H195V79H194ZM194 80H193V81H194ZM1 81H2V80H1ZM1 81H0V83H2ZM29 81H31V79H30ZM34 81H33V82H34ZM41 81H42V80H41ZM47 81H45V82H47ZM70 81H71V80H70ZM73 81H75V80L72 79V82H73ZM95 81H97V80H95ZM151 81H152V80H151ZM151 81H148V82L151 83V84H153V81H154V80H153L152 82H151ZM210 81H211V80H210ZM218 81H220V80H218ZM225 81H226V80H225ZM13 82H12V84H13ZM25 82H26V85H27L28 81L26 80ZM49 82H50V81H49ZM139 82H141V79L139 80ZM184 82H185V84H184ZM190 82H191V81H190ZM194 82H195V81H194ZM220 82H221V81H220ZM21 83H22V81H21ZM23 83H24V81H23ZM29 83H31V82H29ZM29 83H28V85H29V87H30L29 89H31V88H33V87L35 88V86H34L35 84H34L33 86H30L31 84H29ZM42 83H43V81H42ZM77 83H78V84H77ZM96 83H97V82H96ZM133 83H134V84H133ZM133 83H131V84H132V85H135L136 82H133ZM149 83H148L146 86L150 85ZM187 83L189 84V82H187ZM192 83H193V82H192ZM261 83H262V82H260V85H261ZM5 84H6V82H5ZM5 84H4V82H3V84H2L3 86H1V84H0V93H1V94H8V93H9V92H8V89H9L8 87H9L10 84H9V85H7V84L5 85ZM17 84H18V83H17ZM17 84L13 85V86H15V87L11 88L13 91L10 92V93L8 94V95H9V98L12 97V98H13L12 100H15V101L18 100L17 98H18L19 96L16 97L17 95H20L21 93H24V94H25V90H29L28 88L26 89L25 87H24L25 90H23V86L19 85V86H20V89H21V87H22L21 90H23V91H22L21 93H18V92H20L21 90H18L19 87L16 86ZM44 84H41V85L43 86ZM54 84H55V83H54ZM64 84H66V85L69 87L70 90L73 89V91L70 92V90L67 89L68 87L66 88V85L64 86ZM70 84H71V82H70ZM75 84L80 86V83H79V82H76V83L74 82V85H75ZM210 84H211V83H210ZM258 84H259V83H258ZM263 84H264V82H263ZM4 85H5L6 87L8 86V87H7L8 89H7L6 87H4ZM22 85H23V84H22ZM38 85H39V84H38ZM38 85H37V86H38ZM74 85H73V86H74ZM117 85H118V84H117ZM123 85H124V84H123ZM127 85H128V87H129L130 84L127 83ZM167 85H169V83H168ZM190 85H191V84H190ZM204 85H205V84H204ZM24 86H25V85H24ZM37 86H36V87H37ZM70 86H71V85H70ZM79 86H78V87H79ZM107 86H108V85H107ZM107 86H105V87H107ZM118 86H120V85H118ZM135 86L138 87L137 85H135ZM152 86H153V85H152ZM173 86H174V85H173ZM228 86H229V84H228ZM43 87H44V86H43ZM43 87H42V88H43ZM99 87H100V86H99ZM111 87H112V86H111ZM111 87L109 86V88H111ZM115 87H116V86H115ZM128 87H126V88H128ZM132 87H134V86H131V88H132ZM139 87H140V85H139ZM141 87H143L142 89H144V86H141ZM148 87H150V86H148ZM148 87H147V88H148ZM210 87H211V86L209 85L208 88H210ZM17 88H18V89H17ZM34 88H33L32 90H35ZM75 88H76V87H75ZM101 88H102V86H101ZM107 88H108V87H107ZM112 88H113V90H114V89L117 90V88H114V87H112ZM112 88H111V89H112ZM121 88H122V91H123V89H124V91L127 90V89H125V87H124V88L121 87ZM129 88H130V87H129ZM134 88H135V87H134ZM147 88H145V89H147ZM151 88H153V87H151ZM151 88H150V90H151ZM154 88H155V87H154ZM175 88H176V87H175ZM208 88H207V89H208ZM47 89H48V88H46L45 90H47ZM78 89H79V88H78ZM78 89H75V90L77 91ZM98 89H99V88H98ZM111 89H110V90H111ZM132 89H133V88H132ZM135 89H136V88H135ZM135 89H134V90H135ZM160 89H161V88H160ZM162 89H163V88H162ZM221 89H223V88H221ZM250 89H251V88H250ZM253 89H254V88H253ZM17 90H18V91H17ZM32 90H29V92L32 91ZM45 90H43V91L45 92ZM83 90H84V89H83ZM89 90H90V89H89ZM91 90H92V88H91ZM91 90H90L89 92H91ZM105 90H106V88H105ZM105 90L103 89V91H100V93H98L99 91H98L97 93H95V92L92 93V92L94 91V90H92L91 94H92L94 97H96V98H98V97L100 98V96H101V97L104 96L105 92H106V94L110 92V90H109V92H108V91H105ZM107 90H108V89H107ZM118 90H119V89H118ZM130 90H131V89H130ZM134 90H133V91H134ZM136 90H137V89H136ZM148 90H149V88H148ZM152 90H154V89H152ZM205 90H206V91H205ZM209 90H210V89H209ZM262 90H264V89H262ZM9 91H10V90H9ZM56 91H54V92H56ZM80 91H81V90H80ZM84 91H85V90H84ZM84 91H83V92H82V91H81V92L77 91L78 93H76L79 97H81V100H82V101H84V100L82 99L83 97H85L84 95H88L87 90H86L85 93H84ZM104 91H105V92H104ZM178 91H179V90H178ZM210 91H211V90H210ZM212 91H213V90H212ZM215 91L217 92V90H215ZM226 91H227V90H226ZM251 91H254V90H251ZM47 92H48V90H47ZM54 92H53V93H54ZM102 92H103V94H102ZM216 92H215V93H216ZM219 92H220V90L217 92L218 95H219ZM231 92H232V90H231ZM26 93H27V92H26ZM31 93H34V92H31ZM49 93H50V92H49ZM51 93H52V92H51ZM56 93H57V92H56ZM86 93H87V94H86ZM114 93H115V92H114ZM122 93H123V92H122ZM126 93H127V92H126ZM128 93H129V92H128ZM132 93H133V92H132ZM221 93H222V92H221ZM223 93H224V92H223ZM24 94H21V96L24 95ZM76 94H75V95H76ZM106 94H105V95H106ZM194 94H195V93H194ZM204 94H203V95H204ZM68 95H69V94H68ZM73 95H74V93H73ZM77 95H76V96H77ZM117 95H118V94H117ZM120 95H121V93H120ZM120 95H118V96H120ZM130 95H132V94H130ZM172 95H173V94H172ZM215 95L217 96V94H214V96H215ZM220 95H223V94H220ZM225 95H226V94H225ZM235 95H236V94H235ZM24 96H25V95H24ZM33 96H34V95H33ZM69 96H70V95H69ZM78 96L76 97V99L79 98ZM89 96H90V95H89ZM108 96H109V94H108ZM108 96H106V97H108ZM112 96H116V95H112ZM112 96H111V97H112ZM122 96H123V95H122ZM162 96H163V95H162ZM207 96H209V93H208ZM210 96H211V94H210ZM223 96H224V95H223ZM257 96H258V95H257ZM0 97L2 98V95H1ZM45 97L47 98L48 95H45ZM51 97H52V96H51ZM59 97L61 98L62 96H59ZM59 97L57 96V99H58ZM74 97H75V96H74ZM109 97H110V96H109ZM111 97H110V99H111ZM136 97H137V96H136ZM158 97H159V96H158ZM226 97H228V96H226ZM226 97H225V99H226ZM232 97H233V96H232ZM253 97H254V96H253ZM3 98H4V96H3ZM34 98H35V97H34ZM34 98L31 99V100H35ZM39 98H40V97H39ZM42 98H43V96H42ZM60 98H59L60 101H62V102L65 101V100L63 101V99H60ZM62 98H63V97H62ZM86 98H87V97H86ZM88 98H89V97H88ZM124 98H125V97H124ZM137 98H139V97H137ZM143 98H144V96H143ZM212 98H213V100L215 99V97H213V96L211 97V99H212ZM222 98H223V97H222ZM222 98H221V99H222ZM238 98H239V96H238ZM10 99H11V98H10ZM22 99H24V98H22ZM22 99H21V100H22ZM50 99H51V98H50ZM57 99H56V100H57ZM94 99H93V100H94ZM100 99H101V98H100ZM114 99L116 100V98H114ZM135 99H136V98H135ZM145 99H146V98H145ZM145 99H144V100L142 99V100L145 101ZM230 99H232V98L230 97L229 100L227 99V101H230ZM235 99H236V96H235ZM239 99L241 100V98H239ZM21 100H20V99L18 100L19 103L24 104V106H26V107L28 108V111L30 112V114L37 113V112H36V108H35V106H36L37 104H34L35 101H34V102H31V101H28V102H27V100H29V99H27L26 101L24 100V101H25L24 103H22ZM51 100H52V99H51ZM79 100H80V98H79L77 101H79ZM98 100H99V99H98ZM104 100H105V99H104ZM104 100H103V102H104ZM111 100H112V99H111ZM111 100H110V101H111ZM187 100H188V99H187ZM189 100H190V99H189ZM215 100H216V99H215ZM215 100H214L213 102H215ZM251 100H252V99H251ZM3 101H5V98H4ZM52 101L55 102L54 100H52ZM60 101L57 100V102H59V104L62 103V102H60ZM106 101H108V99H107ZM128 101H129V100H128ZM146 101H147V100H146ZM191 101H192V98H191ZM227 101H226V102H227ZM232 101H233V100H232ZM245 101H246V100H245ZM5 102H6V101H5ZM9 102H10V101H9ZM13 102H14V101H13ZM42 102H43V101H42ZM53 102H52V103H53ZM66 102H67V101H66ZM80 102H81V101H80ZM92 102H93V101H92ZM97 102H98V101H97ZM99 102H102V99L99 100ZM103 102H102L101 104H103ZM186 102H188V101H186ZM209 102H210V101H209ZM211 102H212V101H211ZM16 103H17V101L15 102V104H16ZM19 103H18V104H19ZM43 103H44V102H43ZM106 103H107V102H106ZM106 103H104V104H106ZM108 103H109V102H108ZM115 103H116V102H115ZM130 103H131V102H130ZM189 103H191V102L189 101ZM192 103H193V102H192ZM246 103H247V102H246ZM250 103L252 104L253 102H250ZM250 103H249V104H250ZM257 103H258V102H257ZM38 104H39V103H38ZM47 104H48V103H47ZM67 104H68V103H67ZM104 104H103V105H104ZM109 104H110V103H109ZM113 104H114V103H113ZM113 104H112V105H113ZM235 104H236V102H235ZM255 104H256V103H255ZM255 104H252V105H255ZM16 105H17V104H16ZM34 105H35V106H34ZM44 105H45V104H44ZM63 105L66 106L65 103H63ZM69 105H72V104L70 103ZM103 105H100V107H102ZM133 105H134V104H133ZM196 105H197V104H196ZM263 105H264V102H263ZM1 106H2V107H3V106H6V104L4 105V103H3ZM1 106H0V108H1ZM22 106H23V105H22ZM24 106H23V108H25ZM38 106H39V105H38ZM49 106H50V105H47V106H46V110H49V109H48ZM51 106H52V105H51ZM54 106H55V105H53V107H54ZM61 106H62V105H61ZM110 106H111V105H110ZM120 106H121V105H120ZM147 106H148V107H147ZM189 106H191V104H190ZM255 106H257V104H256ZM258 106H259V105H258ZM19 107H21V105H20ZM19 107H18V109H20ZM39 107H40V106H39ZM55 107H56V106H55ZM62 107H63V106H62ZM70 107H71V106H70ZM79 107H80V106H79ZM104 107H106V106H104ZM192 107H193V106H192ZM198 107H199V106H198ZM3 108H4V110H5V107H3ZM42 108H44V107H42ZM49 108H50V107H49ZM51 108H52V107H51ZM51 108H50V110H51ZM91 108H90V109H91ZM95 108H96V107H95ZM114 108H115V107H114ZM114 108L112 107V110H113ZM202 108H203V107H202ZM228 108H229V106H228ZM242 108H244V107L242 106ZM246 108H249V107L246 106ZM258 108H260V107H258ZM13 109H14V107H13ZM15 109H16V107H15ZM15 109H14V111H15V112H18V111H16ZM37 109H38V108H37ZM39 109H40V111H42V110H41V107H40ZM39 109H38V110H39ZM67 109H69V106H68V105H67ZM196 109H197V108H196ZM196 109H195V110H196ZM205 109H206V107H205ZM207 109H208V106H207ZM234 109H235V108H234ZM0 110H2V109H0ZM22 110H23V109H22ZM25 110H26V109H25ZM38 110H37V111H38ZM46 110H45V113L47 112ZM52 110H53V111H52V112H53V113H52V114H53L52 116H55V115H54V109L52 108ZM122 110H123V108H122ZM197 110L199 111V109H197ZM208 110H209V109H208ZM223 110H224V109H223ZM231 110H233V109L231 108ZM237 110H238V109H237ZM237 110H236V111H237ZM240 110H241V109H240ZM246 110H247V109H246ZM253 110H254V109H253ZM11 111H13V110H11ZM14 111H13V113H14ZM23 111H24V110H23ZM40 111H39V112H40ZM55 111L57 112V110H55ZM69 111H70V110H69ZM73 111H74V110H73ZM73 111H72V112H73ZM92 111H93V113H92ZM113 111H114V110H113ZM123 111H126V110H123ZM202 111H204V110H202ZM202 111H199V112L203 113ZM206 111H207V110H206ZM251 111H252V110H251ZM251 111H250V112H251ZM19 112H20V110H19ZM107 112L110 113V111H106L105 113H107ZM175 112H176V113H175ZM178 112H179V111H178ZM189 112H191V111H189ZM194 112H196V111H194ZM219 112H220V111H219ZM247 112L249 113V111H247ZM40 113H41V112H40ZM49 113H50V112H49ZM68 113H69V112H68ZM73 113H74V112H73ZM109 113H107V114H109ZM207 113H208V112H207ZM207 113H206V114H207ZM220 113H221V112H220ZM224 113H226V112L224 111ZM231 113H232V111H231ZM231 113H230V115H231ZM260 113L262 114L263 112H260ZM16 114H17V113H16ZM16 114H13V115H16ZM46 114H48V113H46ZM46 114H45V116H47ZM107 114H106V116H107ZM197 114H198V112H197ZM197 114H196V115H197ZM199 114H200V113H199ZM204 114H205V112L202 114V116H203ZM236 114H237V113H236ZM243 114H244V113H243ZM258 114H259V112H258ZM13 115L10 117L9 114H8V111H7V113H5V111H0V119H2V120H12L11 118L13 117ZM25 115H26V114H25ZM27 115H28V114H27ZM40 115H44V113L42 112V114L35 115V116H38V117H39ZM73 115H76V113L73 114ZM79 115H78V116H79ZM215 115H216V114H215ZM220 115H221V114H220ZM245 115H246V114H245ZM252 115H253V114H252ZM19 116H20V115H19ZM35 116H34V117H35ZM192 116H193V115H192ZM194 116H195V115H194ZM197 116H198V115H197ZM218 116H219V115H218ZM228 116H229V115H228ZM236 116H237V115H236ZM16 117H17V116H16ZM20 117L22 118V116H20ZM20 117H19V118L17 117V118H18L19 125H21L20 127H23V129L25 130V132H27L28 134H29V133H30V134H31V133L33 134V133L35 132L34 134L36 135V134H37V131H36L35 129H36L37 126L34 127V125H31L30 127H28L29 125H28V126L26 125V124L28 123V121L26 120L27 123L25 122L26 124H23V122L25 121V119L22 118V119H23V122H22V121H19V120H21ZM31 117H33V115H31ZM31 117H30V118H31ZM40 117H41V116H40ZM50 117H51V116H50ZM67 117H69V115L66 116V122L68 121V119H69V120L71 119V115H70V118H67ZM72 117H73V116H72ZM75 117H76L75 120H77V116H75ZM75 117H74V118H75ZM81 117H80V118H81ZM112 117L115 118V116H111V118H112ZM181 117H182V116H181ZM195 117H196V116H195ZM245 117H247V116H245ZM257 117H258V116H257ZM35 118H36V117H35ZM80 118H78V119H80ZM111 118H110V121H111V122H114V121H112ZM191 118H192V117H191ZM197 118H198V117H197ZM204 118L206 119V116H204ZM204 118H203V119H204ZM212 118H213V117H212ZM212 118H211V119H212ZM215 118H216V116H215ZM14 119H16V118L14 117ZM37 119H38V121H39V120H42L41 118H40V119L37 118ZM37 119L34 120V121H37ZM43 119H44V117H43ZM63 119H64V118H63ZM103 119H105V118H103ZM126 119H127V118H126ZM128 119H129V118H128ZM183 119H185V120H183V121H186V118H183ZM200 119H201V117H200ZM218 119H220V117H219ZM229 119H230V118H229ZM256 119H257V118H256ZM2 120H1V122L3 123L4 121H2ZM52 120H53V119H52ZM71 120H72V119H71ZM71 120H70V121H71ZM75 120H74V122L76 123ZM80 120H81V119H80ZM197 120H199V118H198ZM201 120H202V119H201ZM209 120H210V118H209ZM209 120H208V121H209ZM221 120H222V118L220 119V121H221ZM263 120H264V119H263ZM14 121H15V120H14ZM34 121H33L32 123H34ZM78 121H79V120H78ZM107 121H108V120H107ZM107 121H106V122H107ZM110 121H109V122H110ZM183 121H182V122H183ZM193 121H194V120H193ZM195 121H196V119H195ZM195 121H194V122H195ZM203 121H204V120H203ZM205 121H206V120H205ZM220 121L218 122V124H215V123H212L211 121H209V124H211L212 128L215 129L216 132H217L219 135H221V132H222L223 130L225 131L224 128H226V127H223L224 124H223L222 121H221V122H220ZM229 121H230V120H229ZM1 122H0V123H1ZM18 122H17V123H18ZM54 122H55V121H54ZM56 122H57V123H56L54 126H57V125L61 124V123H58V122H60V121H56ZM68 122H69V121H68ZM68 122H67V123H68ZM81 122H83V119L81 120ZM109 122H107V123H108V126H109ZM111 122H110V123H111ZM117 122H118V121H117ZM200 122H202V121H200ZM200 122H198V123H200ZM214 122H215V120H214ZM254 122H256V120H255ZM4 123H5V126H0V140H2L1 143L3 142V143H5L4 145H6V142H7L6 140L9 138V135H10V134L8 135V132H10V131L12 130V127H13V126H12V124H11L10 127H11V126H12V127L9 128V129H8L9 131H8L7 128H6V122H4ZM75 123H73V124H74V127H75ZM77 123H78V122H77ZM107 123H106V125H107ZM184 123H185V122H184ZM203 123H204V122H203ZM203 123H202V124H203ZM262 123H263V122H262ZM8 124H9V123H8ZM29 124H30V123H29ZM35 124H37V123H35ZM63 124H64V123H63ZM63 124H62V126H63ZM112 124H114V123H112ZM209 124H207L206 126H209ZM242 124H243V123H242ZM244 124H245V123H244ZM254 124H255V123H254ZM15 125H17V124H14V126H15ZM68 125H69V124H68ZM68 125H67V127H68ZM188 125H189V124H188ZM225 125H226V124H225ZM247 125H248V123H247ZM257 125H258V124H257ZM32 126H33V127H32ZM51 126H52V124H51ZM54 126H52V127H54ZM104 126H105V125H104ZM243 126H244V125H243ZM262 126H263V125H262ZM8 127H9V125H8ZM18 127H19V126H18ZM38 127H39V126H38ZM45 127H46V126H45ZM58 127H60V125H59ZM67 127H66V128H67ZM111 127L113 128V125H111ZM114 127H116V126H114ZM259 127H261V126H259ZM15 128H17V127L15 126ZM42 128H43V127H42ZM55 128H56V127H55ZM62 128H63V127H62ZM70 128H71V127H70ZM212 128H211V129H212ZM10 129H11V130H10ZM37 129H38V128H37ZM48 129H49V128H48ZM50 129H52V128L50 127ZM50 129H49V130H50ZM57 129H58V128H57ZM59 129H60V128H59ZM189 129H190V128H189ZM260 129H261V128H260ZM52 130H53V129H52ZM60 130H61V129H60ZM198 130H199V129H197V131H198ZM40 131H41V132H40ZM40 131H39V132L41 133V134H40L41 136H40V138H38V139H39V140H38V141H39L38 143H41L42 146H44V149H46V151H47V149H50V150L52 151V150H53L55 147H57L58 145H59L60 147L63 146V145H60V144H61V142L63 141L64 138L62 139V141H60V140H58V138H57V139H56V138H53L54 136H53V137H46L47 134L45 135L44 130H42V129L40 128ZM54 131H55V130H54ZM80 131H81V130H80ZM120 131H122V130H120ZM127 131H128V130H127ZM197 131H196V133H197ZM241 131H242V130H241ZM241 131H240V132H241ZM11 132H13V130H12ZM45 132H46V131H45ZM48 132L51 133L52 131H48ZM55 132H57V130H56ZM55 132H53L52 134H54ZM58 132H59V130H58ZM58 132H57V134H59ZM81 132H82V131H81ZM189 132H191V131H189ZM194 132H195V131H194ZM210 132H211V130H210ZM237 132H238V131H237V129H236V135H237ZM242 132H243V131H242ZM46 133H47V132H46ZM49 133H48V135H49ZM157 133H159V134L161 133L162 135H166V136L170 137V138H169V139H170L169 144L164 145V146L161 145V144H159L158 141H157V138H158ZM196 133H195L194 136L197 135ZM198 133H199V132H198ZM211 133H212V132H211ZM17 134H18V133L14 134V136L17 135ZM32 134H31V135H32ZM34 134H33V135H34ZM79 134H80V133H79ZM107 134H108V133H107ZM233 134H234V133H233ZM33 135H32V136H33ZM35 135H34V136H35ZM38 135H39V133H38ZM48 135H47V136H48ZM55 135H56V133H55ZM198 135H199V134H198ZM201 135H202V134H201ZM222 135H223V134H222ZM230 135H231V134H230ZM11 136H13V134H11L10 137H11ZM14 136L12 137V139L14 138ZM18 136H19V135H18ZM244 136H245V134H244ZM247 136H248V135H247ZM247 136H245V138H246ZM30 137H31V136H30ZM156 137H157V138H156ZM18 138H21V136L18 137ZM18 138H14V139H18ZM32 138H33V137H32ZM140 138H143V140H144L143 149H139L140 147L138 148V146L136 145L137 140H139ZM224 138H226V136H224ZM242 138H244V137H243V136L240 137L241 140H242ZM263 138H264V137H263ZM21 139H22V138H21ZM34 139H35V141H37V138H36V137H35ZM194 139H195V138H194ZM240 139H239V140L237 139V140L241 142ZM18 140H20V139H18ZM18 140H17V141H18ZM67 140H68V138H67ZM69 140H70V139H69ZM195 140H196V139H195ZM252 140H253V139H252ZM252 140H251V141H252ZM5 141H6V142H5ZM9 141H11V140H9ZM197 141H198V140H197ZM244 141H245V140H244ZM15 142H16V141H15ZM15 142H14V144H15ZM18 142H20V141H18ZM66 142H67V141H66ZM68 142H69V141H68ZM138 142H139V141H138ZM167 142H168V141H167ZM202 142H204V141L202 140ZM253 142H254V141H253ZM263 142H264V141H263ZM1 143H0V144H1ZM34 143H35V142H34ZM64 143H65V142H64ZM71 143H72V141H71ZM28 144H29V142H28ZM198 144H199V143H197V145H198ZM252 144H253V143H252ZM258 144H259V142H258ZM258 144H257V146H258ZM261 144H262V143H261ZM261 144H259V145H261ZM4 145H3V147H4ZM9 145L11 146V144H9ZM15 145L17 146L18 144H15ZM67 145L70 146V142L67 143ZM67 145H65V147H66ZM114 145H115V144H114ZM202 145H203V144H202ZM6 146H7V147H6ZM6 146L3 148V147H2V144H1V147H2L3 149L0 148V152H2V150H3V152H4L5 154L14 157V158L16 159V164L19 163V166H18V165H17V166H13L12 163H11L12 166H10V164H9V166H8V162L10 161L9 158H8L9 161L6 163L8 167L6 166V164H5V166H3L4 163H0V166L6 167L5 170L10 171V172H13V173H17V174L19 175L20 173L17 172V169H21V167H22L21 165H23V163H22V162H17V160H18V161H21V157H22V156L19 157V158H20V160H19V158L17 159L18 156H16V154L18 153L17 151H20V150H18V147L20 148V146L18 145L17 150H16V147H15V148H14V146L12 147V148H14V149L16 150L17 153H16V152H13L14 150H13V151H10L11 149H10V146H9V148H8V143H7ZM59 146H58V147H59ZM69 146H68V147H69ZM73 146H75V145L73 144ZM253 146H254V145H253ZM257 146H256V147H257ZM71 147H72V145H71ZM71 147H70V148H71ZM113 147H115V146H113ZM125 147H126V145H125ZM232 147L234 148V146H232ZM250 147H251V146H250ZM41 148H42V147H41ZM52 148H53V149H52ZM72 148H74V147H72ZM126 148H127V147H126ZM128 148H129V146H128ZM229 148H230V147H229ZM233 148H232V149H233ZM253 148H254V147H253ZM253 148H252V149H253ZM257 148H258V147H257ZM20 149H22V148H20ZM44 149H42L43 152H44ZM82 149H81V150H82ZM232 149H231V150H232ZM260 149H262V148H260ZM50 150H49V151H50ZM130 150H131V149H130ZM197 150H198V149H197ZM228 150H229V149H228ZM245 150H246V149H245ZM257 150H258V149H257ZM111 151H112V150H111ZM113 151H114V150H113ZM186 151L189 152L188 149H187ZM237 151H239V150H237ZM24 152H25V151L23 150V153H22V150H21L22 155H23V154L25 155ZM28 152H29V151H28ZM28 152H26L27 156L29 155ZM30 152H31V150H30ZM52 152H53V153L48 152V154H46L47 156H44V155H45L44 153H40V154H43L42 157L44 156V157L46 158V160H44L46 163H47V162H50V163L53 162V163H54V160H55V159H56V160L58 159V157L56 158V157L54 156V153H55V152H54V151H52ZM81 152H82V151H81ZM230 152H231V151H230ZM19 153H20V152H19ZM21 153H20V154H21ZM37 153H38V152H37ZM69 153H72V152H69ZM184 153H185V152H184ZM237 153H238V152H237ZM250 153H251V152H250ZM258 153H260V152L258 151ZM5 154H4V155H5ZM34 154H36V153H34ZM52 154H53V155H52ZM72 154H73V153H72ZM115 154L117 155L118 152L116 153V151H115ZM182 154H183V153H182ZM4 155H3V156H4ZM36 155H37V154H36ZM86 155H85V156H86ZM130 155H131V154H130ZM176 155H177V154H176ZM176 155H174V156H176ZM186 155H188V153H186ZM220 155H221V154H220ZM253 155H254V152H253ZM1 156H2V155H1ZM10 156H9V157H10ZM15 156H16V157H15ZM25 156H26V155H25ZM25 156H23V158H22V159H24V160H22L23 162H24V161L26 162V159H27V158H25ZM27 156H26V157H27ZM38 156H39V154L37 155V157H38ZM40 156H41V155H40ZM40 156H39V157H40ZM68 156H69V155H68ZM171 156H170V157H171ZM59 157H60V156H59ZM74 157H75V156H74ZM4 158H5V157H4ZM6 158H7V157H6ZM35 158H36V157H35ZM70 158H71V157H68V160H69ZM85 158H86V157H85ZM199 158H202V157H199ZM12 159H13V158H12ZM42 159H43V158H42ZM61 159H63V158H61ZM119 159H120V158H119ZM4 160H6V159H4ZM13 160H14V159H13ZM58 160H59V159H58ZM127 160H128V159H127ZM199 160H200V159H199ZM249 160H250V159H249ZM14 161H15V160H14ZM38 161H41V160H38ZM62 161H63V160H62ZM119 161H120V160H119ZM200 161H202V163H205V162H204L205 160L203 161V159H201ZM3 162H4V161H3ZM25 162H24V164H25ZM56 162H57V161H56ZM56 162H55V163H56ZM59 162H60V161H59ZM78 162H79V161H78ZM94 162H93V163H94ZM121 162H122V161H121ZM192 162H193V161H192ZM192 162H191V163H192ZM194 162H196V161H194ZM210 162H211V161H210ZM13 163H14V162H13ZM20 163H22V164H20ZM40 163H42V162H40ZM53 163H52V164H53ZM69 163H70V161H69ZM80 163H81V165H82V160H81ZM83 163H85V162L83 161ZM160 163H161V160H160ZM1 164H2V165H1ZM32 164H33V163H32ZM78 164H79V163H78ZM139 164H138V165H139ZM14 165H15V164H14ZM27 165H28V167L31 166V165L29 166V164H27ZM45 165H46V164H45ZM63 165H64V161H63ZM83 165H84V164H83ZM164 165H165V164H164ZM181 165L183 166V164H181ZM184 165H185V164H184ZM202 165H204V164H202ZM224 165H225V164H224ZM20 166H21V167H20ZM49 166H51V165H49ZM49 166H48V167H49ZM125 166H126V165H125ZM133 166H134V165H133ZM165 166H166V165H165ZM182 166H181V167H182ZM205 166H206V163H205ZM212 166H213V165H212ZM246 166H247V165H246ZM246 166L243 165L242 167L245 168ZM256 166H257V165H256ZM45 167H46V166H45ZM51 167L53 168L54 166L52 165ZM60 167H61V169H62V166H60V165L58 166V169H59ZM67 167H68V166H67ZM69 167H70V166H69ZM71 167H72V166H71ZM80 167H81V166L79 165V168H80ZM229 167H230V166H229ZM238 167L240 168V166H238ZM247 167H248V166H247ZM0 168H1V167H0ZM37 168H38V167H36L35 169H37ZM39 168H40V167H39ZM43 168H44V166H43ZM49 168H50V167H49ZM52 168H50V169H52ZM77 168H78V167H77ZM79 168H78V169H79ZM84 168H85V167H84ZM84 168H81V169L83 170ZM169 168H170V167H169ZM171 168L174 169V167H171ZM220 168H221V167H220ZM234 168H235V167H234ZM234 168H233V169H234ZM253 168H255V166H253ZM3 169H4V168H3ZM3 169H2V170H3ZM24 169H25V170H24ZM24 169H23V167H22L21 170H22V171L24 170L23 172H26V168H24ZM44 169H45V168H44ZM53 169H54V168H53ZM61 169H60V171H59V170H58V171L61 172V171L63 170V169H62V170H61ZM69 169H73V168H69ZM136 169H137V167H136ZM167 169H168V168H167ZM172 169H170V170H171L170 172H172ZM222 169H223V168H222ZM31 170H32V169H31ZM38 170H39V169H38ZM38 170H37V171L35 170V172H34L35 174H34V173L32 174V172H31V174H30V176L32 177L31 179H32L33 181H34V180H37V182H32V183H37V184H38L39 181H42V180H43V181H46V182H48L49 184H51V185H48V186H50V187H51V186H57V187H59V186H58L59 183H57L56 181H54V179H53V180L50 179L48 176H47L46 178H43V179L40 178V177H44V175L46 176L47 173H45L43 176H40V177H39ZM46 170H47V172L49 171L47 168H46ZM64 170H65V169H64ZM82 170H81V171H82ZM134 170H135V169H134ZM168 170H169V169H168ZM174 170H175V169H174ZM174 170H173V171H174ZM190 170H191V169H190ZM215 170H216V168H215ZM229 170H230V169H229ZM0 171H1V169H0ZM22 171H21V172H22ZM44 171H45V170H44ZM137 171H138V169H137ZM187 171H189V170L187 169ZM187 171H186V173H188ZM217 171H219V170L217 169ZM220 171H222V170H220ZM225 171H226V170H225ZM231 171L234 172L232 169L230 170V172H231ZM247 171H248V170H247ZM19 172H20V171H19ZM39 172H40V171H39ZM53 172H54V171H52V172H48V174H49V173H52V177H51V178H54V177H55V176L53 177V174H54L56 171H55L54 173H53ZM59 172H58V173H59ZM65 172H66V170H65ZM82 172H83V171H82ZM178 172H179V170H178ZM232 172L230 173V175H228L229 177L231 176V174H233ZM236 172H237V171H236ZM261 172H262V171H261ZM261 172H260V173H261ZM1 173H2V172H1ZM6 173H7V172H6ZM36 173H37V176H36ZM40 173H41V172H40ZM56 173H57V172H56ZM58 173H57V174H58ZM167 173H168V171H167ZM182 173H183V172H182ZM186 173H183V174H186ZM219 173H220V172H219ZM4 174H5V171H4ZM7 174H9V173H7ZM61 174H62V172H61ZM85 174H86V173H85ZM168 174H169V173H168ZM215 174H216V173H215ZM215 174H214V175H215ZM228 174H229V173H228ZM244 174H245V173H244ZM2 175H3V174H2ZM18 175L14 174L11 178H12V179H16V178L18 177ZM23 175H24V173H23ZM180 175H181V174H180ZM197 175H199V174H198V173H194V170H193V171L189 172V175H187V176L191 177L192 180H194V182H195L194 184H196V183L198 184V183H199V179H198L199 177H198ZM200 175H201V174H200ZM209 175H210V174H209ZM211 175H212V174H211ZM214 175H213V176H214ZM233 175H234V174H233ZM245 175H246V174H245ZM259 175H261V174H259ZM3 176H5V175H3ZM16 176H17V177H16ZM19 176H20V175H19ZM164 176H165V175H164ZM164 176H163V177H164ZM166 176H168V175H166ZM228 176H227V177H228ZM239 176H240V175H239ZM239 176H238V177H239ZM262 176H263V174H262ZM79 177H80V176H79ZM163 177H162V178H163ZM224 177H225V176H224ZM227 177H226V178H227ZM70 178H71V177H70ZM81 178H82V177H81ZM81 178H79L78 181H79V182H82V184H84L85 182L83 183V181H84L85 179H84V180L82 179L83 181H80ZM191 178H190V179H191ZM200 178H201V177H200ZM233 178H234V177H232V180H234ZM249 178H250V177H249ZM254 178H255V176L253 177V179H254ZM7 179H8V178H7ZM31 179H30V181H31ZM131 179L134 180V177H133V178L131 177ZM197 179H198V180H197ZM257 179H259V178H257ZM55 180H57V179H55ZM114 180H113V181H110V180H109V181H108V182H110L109 184H112L111 182H114ZM146 180H145V182H146ZM192 180H191V181H192ZM203 180H204V179H203ZM203 180H202V181H203ZM228 180H229V179H228ZM230 180H231V179H230ZM254 180L257 181L256 178H255ZM254 180H253V181H254ZM260 180H261V178H260ZM8 181H9V179H8ZM20 181H21V180H20ZM25 181H26V179H25ZM27 181H28V180H27ZM30 181H28V183H29ZM57 181H58V180H57ZM70 181H71V179H70ZM70 181H69V182H70ZM78 181H77V182H78ZM166 181H167V180H166ZM177 181H178V179H177ZM258 181H259V180H258ZM263 181H264V180H263ZM16 182H17V181H16ZM21 182L23 183V181H21ZM21 182H19V183L17 182V185H19ZM69 182L67 183V181H66V184H67V185H65V187H67L68 184H70ZM77 182L74 183V184L76 185ZM108 182H106V183H108ZM133 182H134V181H133ZM189 182H190V181H189ZM200 182H201V181H200ZM203 182H204V181H203ZM249 182H251V181H249ZM259 182H260V184H263V183H261V181H259ZM6 183H7V182H6ZM14 183H15V181H14L12 184H10V183L8 182V184H10V185H13ZM25 183H26V182H25ZM40 183H41V182H40ZM106 183H105V184H106ZM121 183H119V185H112V186H111V185H110V186H106L105 184H102V186H100V185H99V186H95L94 183H93V181H92V183H89V184H86V185L84 184L85 186L80 187L81 191H82V190H83V192H84V191H85V192L87 191V192H90V193H92V194H94V195H96V196H99V197H101L102 200L105 202L106 205L103 206V208H100V210L97 212V214L93 213V214L95 215V216L93 217V221H94V223H95L96 225H98V226L101 225V226H100L101 228H102V226H104V228H105L108 224H109V225H110V224H117V220H116V222H115V221L113 220L114 217L112 218V217H110L111 214H110V216H109V214H108V211H109L110 209H116V208H118V207H114V203H113V202H114V199H117V201L122 202L123 205H125V204L127 205V204H129V203H136V204L139 205L140 207L145 208V210L147 209V211H151V212H153V211L151 210L153 207L151 208V206L146 205V204L144 203L145 200L140 199L139 194H140V193H143V192H141V191L139 190V191H140V193H139V192L137 191L138 188L136 189L135 187H134L133 189H126V188H123V187H121V186H122ZM176 183H177V182H175V185H176ZM190 183H191V182H190ZM254 183H255V182H254ZM254 183H252V184L254 185ZM41 184H42V183H41ZM41 184H40V185H41ZM45 184H47V183H45ZM95 184H96V183H95ZM99 184H100V183H99ZM134 184H136V183H134ZM192 184H193V183H192ZM197 184H196V185H197ZM250 184H251V183H249V185H250ZM17 185H15V186H17ZM20 185H21V184H20ZM20 185H19V188H20ZM33 185L35 186L36 184H33ZM72 185H73V181H72ZM72 185H71V186H72ZM175 185H174V186H175ZM179 185H180V183H179ZM221 185H222V184H221ZM249 185H248V186H249ZM8 186H9V185H8ZM8 186H7V187H8ZM13 186H14V185H13ZM22 186H23V185H22ZM26 186H29V184L26 185ZM34 186H32V184H31V187H34ZM38 186H39V185H38ZM48 186H47V187H48ZM79 186H80V185H79ZM167 186H168V188H167ZM170 186H173V185L171 184ZM222 186H223V185H222ZM10 187H12V186H10ZM17 187H18V186H17ZM39 187H40V186H39ZM41 187H42V185H41ZM43 187H44V186H43ZM57 187H56V189H57ZM176 187H177V186H176ZM212 187H213V186H212ZM226 187H227V186H226ZM19 188H18V189H19ZM54 188H55V187H54ZM196 188H198V187H196ZM223 188H224V187H222V189H223ZM235 188H237L236 185H235ZM238 188H239V186H238ZM243 188H244V187H243ZM5 189H6V188H5ZM18 189H17V190H18ZM34 189H35V188H34ZM43 189H44V188H43ZM143 189H144V188H143ZM151 189H152V188H151ZM168 189H169V190H168ZM176 189H177V188H176ZM229 189H230V188H229ZM239 189H240V188H239ZM1 190H3V189H1ZM19 190H21V189H19ZM64 190H66V188H65ZM154 190H153V191H154ZM230 190H231V189H230ZM230 190L227 189L228 192H229ZM253 190H254V188H253ZM5 191H6V190H5ZM5 191H3V192H5ZM53 191H54V190H53ZM55 191H56V190H55ZM58 191H59V190L57 189V193H58ZM148 191H149V190H148ZM150 191H151V190H150ZM153 191H152V193H150V194H153ZM225 191H226V190H225ZM227 191H226V192H227ZM254 191H255V190H254ZM254 191H253V192H254ZM3 192H2V193H3ZM17 192H18V191H17ZM22 192H23V191H22ZM24 192H25V191H24ZM24 192H23V195H25V194L27 193V191H26V193H24ZM33 192H34V191H33ZM35 192H36V191H35ZM66 192H68L69 194H73V193H74V191H73L72 189H70V190H66ZM154 192H155V191H154ZM170 192H172V191L170 190ZM221 192H222V191H221ZM255 192H257V191H255ZM8 193H9V192H8ZM18 193H20V191H19ZM18 193H17V194H18ZM30 193H31V192H29V194H27V195H30ZM44 193H45V192H44ZM51 193H52V192H51ZM54 193H55V192H54ZM57 193H56V194H57ZM234 193H235V195H236V192H234ZM240 193H241V192H240ZM242 193H243V192H242ZM242 193H241V194H242ZM12 194H13V193H12ZM21 194H22V193L18 194V196L21 195ZM31 194H33V193H31ZM145 194H147V193H145ZM168 194H169V195H168ZM204 194H205V193H204ZM227 194H231V192H229V193H227ZM241 194H240V195H241ZM243 194H245V193H243ZM255 194H256V193H255ZM6 195H7V194H6ZM10 195H11V191H10ZM14 195H15V194H14ZM23 195H22V197H23ZM58 195H60V194H57L56 196H58ZM74 195H75V193H74ZM86 195H88V194H86ZM94 195H93V197H94ZM140 195H141V194H140ZM223 195H224V194H223ZM233 195H234V194H233ZM248 195H249V194L247 193V197H250V196H248ZM253 195H254V193H252V196H253ZM259 195H261V194H258V195L256 194L255 196H259ZM262 195H264V194L262 193ZM0 196H1V195H0ZM15 196H16V195H15ZM15 196H14V197H15ZM35 196H36V195H34V196L31 195V197L37 198V197H35ZM91 196H92V195H91ZM171 196H174V195L172 194ZM224 196H225V195H224ZM252 196H251V198H252ZM12 197H13V196H12ZM12 197H10V198L13 199ZM22 197H21V198H22ZM28 197L30 198V196H27V198H28ZM83 197L86 198V196H83ZM99 197L97 198L98 201L101 200V199L99 200ZM146 197H148V196H146ZM146 197H145V198H146ZM217 197H218V196H217ZM234 197H237V196H234ZM241 197H242V195H241ZM259 197H260V196H259ZM263 197H264V196L260 197V198H262L261 201H260V199H259V200H258L257 202H255V203H257V205H258V202H259V201H260V202H264V201H263ZM23 198H24V197H23ZM59 198H60V197H59ZM59 198H57V200H58ZM89 198H90V197H89ZM141 198H143V197H141ZM145 198H144V199H145ZM160 198H161V197H160ZM173 198H174V197H173ZM237 198H239V197H237ZM245 198H246V197L244 196V199H245ZM8 199H9V198H8ZM8 199H6V201H7ZM11 199H9V200H11ZM80 199H82V198H80ZM95 199H96V197H95ZM241 199H243V197H242ZM255 199H256V198H255ZM257 199H258V198H257ZM0 200H2V199H0ZM27 200H28V199H27ZM33 200H34V199H33ZM33 200H32V201H33ZM38 200H39V199H38ZM239 200H240V199H239ZM246 200H247V201H245V202H247L248 204L250 203V201H252V200L249 201L248 198H247ZM11 201H12V200H11ZM14 201H15V200H14ZM19 201H21V200L19 199L18 202L15 201V203H18V204H19ZM25 201H26V200H25ZM36 201H37V200H36ZM83 201H84V200H83ZM103 201H102V202H103ZM147 201H148V200H147ZM179 201H180V199H179ZM179 201H178V202H179ZM207 201H208V198H207ZM224 201H225V200H224ZM3 202H4V201H3ZM3 202L1 201V203H3ZM26 202H27V201H26ZM26 202H25V203H26ZM30 202H31V201H30ZM94 202H97V200H96V201L94 200ZM102 202H101V203H102ZM245 202H244V200H243V203H245ZM4 203H5V202H4ZM9 203H10V202H9ZM22 203H23V202H22ZM34 203H35V201H34ZM43 203H45V202H43ZM43 203L40 202L41 205H43ZM49 203L51 204V202H49ZM54 203H55V202H54ZM74 203H75V202H74ZM76 203H77V208H78V207H79V204H78V201H77V200H76ZM80 203H81V202H80ZM89 203H90V202H89ZM147 203H148V202H147ZM151 203H152V202H151ZM185 203H186V201H185ZM185 203H184V204H185ZM189 203H190V202H189ZM189 203H188V205H189ZM6 204L8 205V202H6ZM13 204H14V203H13ZM18 204H17V205L14 204V205L16 206L15 211H16V210L18 211V208H17V207H18ZM27 204H28V203H26V207L28 208ZM95 204H96V203H94V205H95ZM181 204L183 205V202H182ZM222 204H224V203H222ZM245 204H246V203H245ZM245 204H244V205H245ZM248 204H247V205H248ZM3 205H4V204H3ZM28 205H29V204H28ZM52 205H53V204H52ZM85 205H86V204H85ZM126 205H125V206H126ZM129 205H130V204H129ZM131 205H133V204H131ZM149 205H150V204H149ZM185 205H186V204H185ZM224 205H225V204H224ZM224 205H223V206H224ZM247 205H246V206H247ZM251 205H254V204H250V208H251ZM15 206H14V207H15ZM30 206H31V205H30ZM30 206H29V207H30ZM39 206H40V205H39ZM39 206H37V208H39ZM45 206H46V205H45ZM47 206H48V203H47ZM73 206H74V204H73ZM80 206H81V205H80ZM86 206H87V205H86ZM91 206H93V204H92ZM95 206H96V205H95ZM98 206H99V204H98ZM120 206H121V205H120ZM125 206H124V211H125V208H126ZM171 206L173 207V205H171ZM240 206H241V202H240ZM246 206H243L245 210H246V208H247ZM258 206H259V205H258ZM261 206H263V204H262ZM261 206H260V207H261ZM4 207H5V206H4ZM10 207H12V204L10 205ZM10 207H9V208H10ZM21 207H22V205H21ZM32 207L35 208L36 205H34V206H32ZM32 207H31V208H28V210H29V209H32ZM53 207H54V206H53ZM81 207H83V206H81ZM131 207H132V206H131ZM174 207H175V206H174ZM180 207L183 208L184 206H183V207L180 206ZM185 207H186V206H185ZM190 207H191V206H190ZM220 207H221V206H220ZM241 207H242V206H241ZM260 207H259V209H260ZM12 208H13V207H12ZM34 208H33V209H34ZM40 208H42V206H41ZM54 208H55V207H54ZM60 208H61V207H60ZM65 208H66V207H65ZM79 208H80V207H79ZM88 208H89V206H88ZM129 208H130V207H129ZM175 208H176V207H175ZM175 208H174V209H175ZM178 208H179V207H178ZM186 208H188V207H186ZM200 208H201V207H200ZM248 208H249V207H248ZM255 208H256V207L254 206L253 208H251V210H252V211H255V210L258 211V209H255ZM49 209H50V208H49ZM127 209H128V208H127ZM130 209H131V208H130ZM179 209H180V208H179ZM184 209H185V208H184ZM193 209H194V208H193ZM193 209H192V210H193ZM201 209H202V208H201ZM201 209H200V212H201ZM253 209H254V210H253ZM263 209H264V208H263ZM25 210H26V209H25ZM35 210H36V209H35ZM35 210H33V211H35ZM37 210H38V209H37ZM40 210H41V209H40ZM55 210H57V207L55 208ZM58 210L60 211L59 208H58ZM63 210H64V209H63ZM65 210H66V209H65ZM65 210H64V212H66ZM75 210H77V209L75 208ZM75 210H74V211H75ZM119 210H123V207H121V209H119ZM141 210H142V209H141ZM145 210H144V211H145ZM165 210H166V208L164 209V211H165ZM245 210H244V212L247 211V213H248V210H246V211H245ZM53 211H54V209H53ZM80 211H81V209H80ZM84 211H85V210H84ZM116 211H117V210H115L114 213H115ZM144 211H143V212H144ZM181 211H182V209H181ZM183 211H185V210H183ZM195 211H196V210H195ZM24 212H27V211H24ZM30 212H31V210H29L28 214H31ZM37 212H38V211H37ZM64 212H62V213H64ZM91 212H92V211H91ZM119 212H120V211H119ZM127 212H128V211H127ZM159 212H160V210H159ZM197 212H198V210H197ZM197 212H196V213H197ZM200 212H199V214H200ZM220 212H221V211H220ZM220 212H219V215H220V216L224 215V213L222 214V213H220ZM240 212H241V211H240ZM249 212H251V211H249ZM262 212L264 213L263 210H262ZM262 212H261V210H260V213H262ZM18 213H19V212H18ZM20 213H21V212H20ZM22 213H23V211H22ZM34 213H35V212H34ZM56 213H57V212L55 211L54 215H55ZM60 213H61V211H60ZM66 213H67V212H66ZM66 213H65L64 215H66ZM72 213H73V211H72ZM114 213H113V214H114ZM163 213H164V212H163ZM169 213H170V212H169ZM169 213H168V214H169ZM237 213H238V212H237ZM237 213H236V214H237ZM43 214H45V213H43ZM51 214H53V213H51ZM67 214L69 215V212H68ZM75 214H76V212H75L73 215H75ZM77 214H78V213H77ZM85 214H87V213H85ZM116 214H117V212H116ZM213 214H214V213H213ZM221 214H222V215H221ZM236 214H235V215H236ZM18 215H19V214H18ZM36 215H38V214H36ZM47 215H48V214H47ZM54 215H53V217H52V215H51V216L48 215V216L51 217V218H53V220H55ZM57 215H58V213H57ZM73 215H71V218H72V217H73V218L70 219V220L68 219L69 221H67V222H71V225H70V226H72V228H73L72 230H74V232H76V233H80V232L82 231V229H84V228L87 229L86 227H88V225H87L86 223H85V224L87 225V226L85 225L86 227H85V226L83 227V225H84V222H87V221H88V217H87L86 215H84V214H79V215H77V216H75V217H74ZM83 215H84V216H83ZM87 215H88V214H87ZM96 215H97V216H96ZM165 215H166V214H165ZM169 215L171 216V213H170ZM203 215H204V214H203ZM235 215H234V216H235ZM1 216H2V215H1ZM22 216H23V215H22ZM29 216H30V215H29ZM41 216H42V215H41ZM44 216H45V215H44ZM61 216H62V215H61ZM61 216H60V217H61ZM90 216H91V215H90ZM90 216H89V217H90ZM92 216H93V215H92ZM119 216H120V214H119ZM147 216H148V215H147ZM207 216H208V215H207ZM225 216H227V215H225ZM2 217H3V216H2ZM18 217H19V216H18ZM20 217H21V216H20ZM24 217H25V219H26V216H25V215H24ZM36 217H37V216H36ZM69 217H70V215H69ZM161 217H162V216H160V217H156L155 215L152 214V215L149 216V220H150L149 222L159 221V220L161 219ZM213 217H214V215H213ZM228 217H229V216H228ZM15 218H16V217H15ZM21 218H22V217H21ZM29 218H30V217H29ZM34 218H35V217H34ZM45 218H46V216H45ZM51 218L48 219V220H51ZM62 218H64V217H62ZM66 218H67V215H66ZM91 218H92V217H91ZM192 218H193V217H192ZM197 218H198V217H197ZM209 218H210V217H209ZM222 218H223V217H222ZM226 218H227V217H226ZM243 218H244V217H243ZM253 218H254V217H253ZM0 219H2V218H0ZM12 219H13V218H12ZM17 219H18V218H17ZM17 219H16V220H17ZM27 219H28V218H27ZM27 219H26V220H27ZM31 219L33 220V218H31ZM31 219H30V223L32 222ZM39 219H40V218H39ZM130 219H131V218H130ZM136 219H137V218H136ZM146 219L148 220V218H146ZM156 219H158V220H156ZM165 219H166V218H165ZM200 219H201V218H200ZM202 219H205V218L202 217ZM213 219H215V218H213ZM233 219H235V218H233ZM238 219H239V218H238ZM244 219H245V218H244ZM19 220H21V219H19ZM22 220H24V219H22ZM37 220H38V219H34L33 222H36ZM43 220H44V218H43ZM45 220H47V218H46ZM65 220H66V219H65ZM91 220H92V219H91ZM137 220H138V219H137ZM206 220H207V218H206ZM219 220L221 221L220 218H219ZM225 220H226V219H225ZM227 220H230V219H227ZM227 220H226V221H227ZM260 220H262V219H260ZM41 221H42V220H41ZM41 221H39V224H38V225L36 224V225L39 226ZM162 221H163V220H162ZM168 221H169V220H168ZM220 221H218V222L220 223ZM222 221L224 222V218H223ZM226 221H225V222H226ZM241 221H242V220H240V222H241ZM250 221H251V220H250ZM263 221H264V220H263ZM2 222H3V221H0V224H1ZM20 222H21V221H20ZM24 222H25V220H24ZM26 222H27V221H26ZM26 222H25V223H26ZM91 222H92V221H91ZM91 222H87V223H91ZM160 222H161V221H160ZM160 222H159V223H160ZM165 222H166V221H165ZM227 222H229V221H227ZM227 222H226V223H227ZM232 222H233V221H232ZM232 222H231V224L234 225ZM238 222H239V221H238ZM240 222H239V224H240ZM245 222H246V221H245ZM251 222H253V221H251ZM251 222H249V223H251ZM13 223H15V222H13ZM16 223H17V222H16ZM27 223H28V222H27ZM161 223H162V222H161ZM183 223H184V222H182V223H180V224H183ZM215 223H216V222H215ZM219 223H217V224L219 225ZM221 223H222V222H221ZM249 223H247V225H252V223H251V224H249ZM3 224H4V223L1 224V226H2V230H3ZM22 224H23V222H22ZM28 224H29V223H28ZM52 224H53V222H52L50 225H52ZM54 224H55L54 227H55V230H56V228H58L59 225H58L57 223H54ZM68 224H69V223H68ZM68 224H67V225H68ZM165 224H166V223H165ZM168 224H169V222H168ZM168 224H166V225H168ZM176 224H177V223H175L174 225L176 226ZM180 224H179V226L177 225V226H178L177 229L180 228V226H181ZM206 224H207V223H206ZM222 224H223V223H222ZM222 224H221V225H222ZM231 224H230V225H231ZM236 224H238V223H236ZM241 224H242V223H241ZM24 225H25V227L27 228V224H24ZM32 225H33V223H32ZM32 225H31V226H32ZM34 225H35V224H34ZM56 225H57L58 227H56ZM89 225H91V224H89ZM96 225H95V226H96ZM109 225H108L107 227H109ZM149 225H150V224L148 223V226H149ZM152 225H153V224H152ZM169 225L171 226V224H169ZM200 225H201V223H200ZM223 225H224V224H223ZM260 225H261V224H260ZM4 226H5V224H4ZM14 226H15V224H14ZM14 226H11V225H8V224H7L8 229H9V227H10V229H13ZM52 226H53V225H52ZM93 226H94V225H93ZM98 226H97V227H98ZM111 226H112V225H111ZM111 226H110V227H111ZM124 226H125V225H124ZM140 226H141V225H140ZM146 226H147V225H146ZM148 226H147V227H148ZM162 226H163V224H162ZM207 226H208V225H207ZM215 226H216V225H215ZM15 227H16V226H15ZM33 227H34V226H33ZM46 227H49V225L46 226ZM50 227H51V226H50ZM107 227H106V228H107ZM120 227H121V226H120ZM120 227H119V228H120ZM132 227H134V228H136V229L139 230L137 233L139 234L140 239L142 240L141 242L143 243V245L146 244V241H147V243H148V241H149L152 237H153V239H154V241H155V237H154L155 234H153V236H151L150 233L148 234L146 231L141 230V229H143V228L145 229V227H142V226H141L140 228H138L139 225H138V224H135V223L132 225ZM156 227H157V226H156V224H155V226L153 225V227H151V228H154V229H155ZM163 227L165 228V226H163ZM171 227H172V226H171ZM171 227H170V228H171ZM198 227H199V224H198L197 228H198ZM203 227H204V226H203ZM212 227H213V226H212ZM217 227H218V229H219L221 226H220V227L217 226ZM217 227H216V228H217ZM223 227H224V226H223ZM223 227H221L220 229L222 230ZM234 227L236 228L235 225H234ZM234 227H233V228H234ZM237 227H238V226H237ZM243 227L246 228V227H248V226H246V223H245V226H243ZM16 228H17V227H16ZM18 228H19V225H18ZM43 228H44V227H43ZM51 228H52V227H51ZM106 228H105V229H106ZM128 228H129V226H128ZM151 228H150V231L152 230ZM166 228H167V227H166ZM172 228H174V226H173ZM216 228H215V229H216ZM235 228H234V229H235ZM240 228L242 229V227H240ZM245 228H244V229H245ZM250 228H253V227L250 226ZM5 229H7V228H5ZM10 229H9V230H10ZM32 229H33V228H32ZM40 229H41V228H40ZM48 229H50V228H48ZM52 229H53V228H52ZM110 229H111V228H110ZM116 229H117V226H116ZM130 229H131V228H130ZM130 229H129V230H130ZM158 229H159V228H158ZM158 229H157V230H158ZM168 229H169V226H168ZM174 229H176V228H174ZM198 229H200V228H198ZM212 229H213V228H212ZM212 229H210V232H211ZM218 229H217V230H218ZM228 229H229V228H228ZM244 229H242V230L245 231ZM259 229H260V228H258L257 230H259ZM262 229H263V228H262ZM0 230H1V229H0ZM15 230H16V229H14L13 231H15ZM17 230H18V229H17ZM28 230H29V228H28ZM33 230H34V229H33ZM37 230H39V228H38ZM57 230H58V229H57ZM70 230H71V228H70ZM102 230H103V229H102ZM111 230H112V229H111ZM124 230H125V229H124ZM129 230H128V231H129ZM160 230H161V232H163V233H164V231H165V230L163 231V228L161 229V227H160V229H159V232H160ZM169 230H170V229H169ZM179 230H180V229H179ZM221 230H220V231H221ZM236 230H237V229H236ZM239 230H240V229H239ZM248 230H249V227H248ZM257 230L254 231L255 234H256V233H257V234L260 233V232H259L260 230H259L258 232H256ZM10 231H11L10 234H11V233H14V232H12V230H10ZM19 231H20V230H19ZM29 231H30V230H29ZM39 231H43V230L41 229V230H39ZM50 231H51V229H50ZM50 231H49V232H50ZM52 231H53V230H52ZM83 231H84V230H83ZM83 231H82V232H83ZM128 231H127V233L129 234ZM152 231H153V230H152ZM155 231H156V230H155ZM180 231H182V230H180ZM195 231H196V232L193 231V232H194L193 234L191 233V235H192L193 237H194L195 233L198 232L196 229H195ZM200 231H201L200 235L203 237V236L205 235V233H204L205 230H204V229H202V230L200 229ZM220 231L218 230V232H220ZM240 231H241V230H240ZM21 232L23 233L24 230L21 231ZM26 232H27V231H26ZM49 232H47V233H49ZM82 232H81V233H82ZM92 232H94V231H92ZM107 232H108V231H107ZM124 232H125V231H124ZM124 232H123V234H124ZM156 232H157V231H156ZM159 232H157V234H159ZM173 232H174V231H173ZM175 232H176V231H175ZM175 232H174L173 234H175ZM183 232L185 233V231H183ZM183 232H182V233H183ZM235 232H236V231H235ZM0 233H1V232H0ZM5 233H6V232H5ZM17 233H18V231H17ZM19 233H20V232H19ZM22 233H21V234H22ZM72 233H73V232H72ZM76 233H75V235H76ZM97 233H98V232H97ZM102 233H103V235H105V239H106V235H107V234H104V232H102ZM130 233H132V232H130ZM133 233H134V232H133ZM135 233H136V232H135ZM208 233H209V232H208ZM208 233H207V235H208ZM214 233H216L215 230H214ZM220 233L222 234L223 232L221 231ZM224 233H225V232H224ZM224 233H223V234H224ZM236 233H237V232H236ZM244 233L246 234L247 232L245 231ZM248 233H249V232H248ZM250 233H251V232H250ZM261 233H262V232H261ZM261 233H260L259 235H257V237L259 236V237L261 238V236H260V235H262ZM6 234H7V233H6ZM26 234H27V233H25V235H26ZM28 234H29V232H28ZM49 234L52 235V233H49ZM49 234H47V237H46V238H48V237H53V238H54L55 235H54V236H51V235L49 236ZM82 234H84V233H82ZM82 234H80V235H82ZM91 234H92V233H91ZM99 234H101V232H100ZM108 234H109V233H108ZM138 234H137V235H138ZM161 234H162V233H161ZM161 234H159V237H160ZM178 234H179V233H178ZM189 234H190V233H189ZM209 234H210V233H209ZM212 234H213V232H212ZM238 234H240V232H239ZM1 235H2V233H1ZM17 235H18V234H17ZM75 235H74V236L72 235L73 237L70 236V238H69V236H68V238L71 239V237H72V240H74V239L76 238ZM77 235H78V237L80 238L79 234H77ZM103 235H102V238H101V236H100V238L104 240ZM110 235H111V234H110ZM117 235H118V234H117ZM130 235H131V234H130ZM135 235H136V234H135ZM185 235H186V234H185ZM185 235L183 234L184 237H185ZM187 235H188V234H187ZM196 235H197V234H196ZM196 235H195V236H196ZM218 235H219V234H218ZM249 235H250V234H249ZM249 235L247 234L248 237H249ZM6 236H7V235H6ZM19 236H20V234H19ZM31 236H32V235H31ZM31 236H30V237H31ZM37 236H38V235H37ZM57 236H58V234H57ZM61 236H62V235H61ZM83 236H85V234H84ZM86 236H87V235H86ZM92 236H93V235H91V240H92V238L94 237V236H93V237H92ZM107 236H108V235H107ZM122 236H123V235H122ZM133 236H134V235H133ZM157 236H158V235H157ZM178 236H179V235H178ZM183 236H182V238H183ZM192 236H191V238H189L190 236L188 235V237H187L188 239H187V238L184 239L185 242H186V240H190V241H191V239H192V242H193L194 240H193ZM198 236H199V234H198ZM198 236H197V237H198ZM205 236H206V235H205ZM219 236H220V235H219ZM219 236H217L218 239H219ZM239 236H240V235H239ZM244 236H245V235H244ZM244 236H243V237H244ZM263 236H264V235H262V237H263ZM0 237H1V236H0ZM4 237H5V235H4ZM4 237H2V238H0V239H4ZM30 237H29V238H30ZM55 237H56V236H55ZM58 237H59V236H58ZM58 237H57V238H54V239H57V240L60 239L59 241H61L62 239H61V238L58 239ZM215 237H216V235H215ZM253 237H255V235H253ZM253 237H252V238H253ZM257 237H255V238L257 239ZM259 237H258V238H259ZM5 238H7V237H5ZM53 238H52V239H53ZM64 238H65V237H64ZM64 238H63L62 241H64ZM79 238H77V240H76V239L74 240L75 243H76V242H77L78 244L80 243V239H79ZM82 238L84 239V237H81V241H83ZM97 238H98V236H97ZM127 238H128V236H127ZM134 238H135V240H136V237H134ZM182 238H181V239H182ZM203 238L205 239V237H203ZM203 238H202V239H203ZM206 238H207V237H206ZM244 238H245V237H244ZM246 238H247V237H246ZM249 238H251V237H249ZM263 238H264V237H263ZM44 239H45V237H44ZM85 239H86V238H85ZM129 239H130V238H129ZM138 239H139V237H138ZM138 239H137V240H138ZM156 239H157V238H156ZM159 239H160V238H158L157 240H159ZM176 239H179V238H176ZM181 239H180V241H181V243H182V240H183V239H182V240H181ZM198 239H200V238H198ZM218 239H217V240H218ZM220 239H222V238H220ZM220 239H219V241H222V240H220ZM261 239H262V238H261ZM261 239H260V240H261ZM31 240H32V239H31ZM39 240H40V239H39ZM45 240H46V242H47V239H45ZM50 240H51V239H50ZM57 240H55V242H57ZM78 240H79V241H78ZM86 240H88V239H86ZM95 240H96V239H95ZM95 240H94V241H95ZM106 240H108V239H106ZM121 240H122V239H121ZM124 240H126L125 237H124ZM124 240H123V241H124ZM135 240H134V241L132 240L131 245L134 246V244H135ZM157 240H156V241H157ZM184 240H183V242H184ZM205 240H206V239H205ZM210 240H211V237H210ZM210 240H209V242H210ZM243 240H245V239H243ZM246 240H247V239H246ZM246 240H245V245L247 244V243H246ZM253 240H254V238H253ZM34 241H35V240H34ZM43 241H44V240H43ZM43 241H42V242L39 241V243L42 244ZM48 241H49V238H48ZM52 241H53V240H51V243H52ZM68 241H69V240H68ZM74 241H73V242H74ZM89 241H90V240H89ZM94 241H91V242L93 243ZM162 241H163V240H162ZM162 241H161L160 243H162ZM206 241H207V240H206ZM211 241H213V240H211ZM240 241H241V240H240ZM251 241H252V240H251ZM251 241H250V243H251ZM14 242H15V241H14ZM28 242H29V241H28ZM36 242H37V240H36L34 243H36ZM64 242H65V241H64ZM119 242H120V241H119ZM133 242H134V243H133ZM152 242H153V240H152ZM152 242H151V243H152ZM158 242H159V241H158ZM173 242H174V241H173ZM176 242L178 243L179 241L176 240ZM248 242H249V241H248ZM252 242H253V241H252ZM261 242H262V241L259 242L258 239H257V243L260 244ZM263 242H264V241H263ZM8 243H9V241H8ZM47 243L49 244L50 241L47 242ZM51 243H50V244H51ZM70 243H71V241H70ZM82 243H83L84 245H86V244H85L86 241H83ZM92 243H91V246L89 245V243H87V245L90 246V247H92ZM104 243H105V242H104ZM124 243H125V241H124ZM124 243H122V244L124 245ZM126 243H128V242H126ZM144 243H145V244H144ZM160 243H159L158 245H160ZM181 243H178V244L181 245ZM187 243L189 244V246L191 245L190 242H187ZM187 243H186L185 246L188 245ZM200 243H202L201 245H203V242H200ZM200 243H199V244H200ZM214 243H216V239H215V242H214ZM214 243H213V244H214ZM254 243H255V242H253V244H254ZM257 243H255L254 245L258 246ZM3 244H4V243H3ZM5 244H6V243H5ZM5 244H4V245L1 244V246L4 247ZM32 244H33V242H32ZM32 244H31V245H32ZM37 244H38V243H37ZM37 244H34V246L36 245V247H37ZM41 244H40V245H41ZM52 244H54V242H53ZM59 244H60V243H59ZM61 244H63V243H61ZM65 244H66V243H65ZM67 244H69V243H67ZM83 244H82V245H83ZM139 244H140V243H139ZM148 244L151 246L150 241H149ZM148 244H147V245H148ZM178 244H175V245H176L175 247H177ZM211 244H212V243H211ZM211 244H210V245H211ZM232 244H233V243H232ZM239 244H240V243H239ZM261 244L264 245V243H261ZM31 245H30V246H31ZM44 245H45V243H44ZM57 245H58V243H57ZM99 245H100V243H99ZM99 245H97V246H99ZM104 245H105V244H104ZM123 245H119V246L117 245V246H118V247H121V246L123 247ZM129 245H130V243L127 245V247H128ZM131 245H130V246H131ZM137 245H138V244H137ZM149 245H148V247H149ZM153 245H154V244H153ZM155 245H157V244H155ZM180 245H178V246H180ZM182 245H184V243H183ZM205 245H209V244H205ZM242 245H244V243H243ZM262 245H261V246L259 245V248H260V247L263 248ZM1 246H0V247H1ZM6 246L8 247V245H6ZM6 246H5V248H6ZM24 246H26L25 243H24L23 247H24ZM34 246H33V247H34ZM42 246H43V245H42ZM49 246H50V245H48V247H49ZM88 246H87V247H88ZM102 246H103V245H102ZM105 246H106V245H105ZM161 246H162V245H161ZM161 246H159V248L162 249ZM171 246H172V245H171ZM197 246H198V245H197ZM231 246H232V245H231ZM233 246H236V245H233ZM233 246H232V247H233ZM238 246L240 247L241 244L238 245ZM247 246H248V245H247ZM3 247L0 248V249L4 250L5 248L3 249ZM19 247H21V246H19ZM19 247H18V248H19ZM28 247H29V246H27V248H28ZM33 247H32V248H33ZM38 247H39V245H38ZM44 247H45V246H44ZM62 247H63V246H62ZM66 247H67V245H66ZM70 247H71V246H70ZM70 247H69V248H70ZM75 247H76V245H75ZM84 247H85V246H84ZM99 247H101V246H99ZM118 247H117V248H118ZM142 247H143V246H142ZM142 247H141V248H142ZM148 247H145V248H148ZM156 247H157V246H156ZM156 247H155V248H156ZM182 247H184V246H182ZM182 247H181L180 249H183ZM198 247H199V246H198ZM198 247H195V248H198ZM207 247H208V246H207ZM239 247H238V251H239ZM249 247H250V246H248L247 248H249ZM251 247H253V245H252ZM251 247H250V248H251ZM25 248H26V247H25ZM30 248H31V247H30ZM30 248H28V249L31 250ZM34 248H35V247H34ZM34 248H33V249H34ZM40 248H41V247H40ZM40 248H39V250H40V251H43V248H41V249H40ZM64 248H65V247H64ZM73 248H74V247H73ZM79 248H80V247H79ZM79 248H78V249H79ZM93 248H94V249H88L89 251L87 250L88 252H90V254H91V256H92V257H90V258H93V260H94V261H91V262L89 261V263L95 262V264H98V263H99V264H114V262H111V261H110L111 259H112V261H113V259H115L116 262H118V260L120 261V260L122 259V260H121L122 263H123V262H126L127 259L129 260V257H126L127 255H126V256H125V255H122L123 252H119V253H118L117 251H115V252H112V253L110 252V253H109V252H108V249H106L107 247H105V249L107 250V252H105L106 250L103 252V251H102L103 248H102V249H100V248L98 249L97 247H93ZM129 248H130V247H129ZM129 248H128V249H129ZM138 248H139V245H138V247H137V252H138V250H139ZM141 248H140V249H141ZM150 248H151V247H149V249H150ZM155 248L153 247L154 250H157V249H155ZM177 248H178V247H177ZM177 248H175V250H176ZM212 248H213V247H210V250H211ZM241 248H242V250H241L242 252H240V251H239L240 253H239V252H238V253L236 252L238 255L240 254V255H239V259H240V260H241V258H240L241 253H242V255H244V254H243L244 251L248 250L247 248L245 249V246H244V249H245L244 251H243V246H241ZM250 248H249V249H250ZM255 248H258V247H255ZM255 248H254V249H255ZM261 248H260V249H261ZM16 249H17V248H16ZM22 249H23V248H21V249L19 248V250L16 251V252L19 253V254H16V256L19 255V256H18V257H19L18 259L20 260V262L17 261L18 259L16 260L18 264L21 263V260H22L21 258L27 253V252H26V253H23V252H22L24 255H23V254L20 255V252H21ZM28 249H27V250H28ZM33 249H32L31 251H33ZM35 249H38V248H35ZM35 249H34V250H35ZM47 249H48V248H47ZM53 249H54V248H53ZM83 249H84V248H83ZM86 249H87V248H86ZM120 249H121V248H120ZM124 249H125V248H124ZM126 249H127V248H126ZM193 249H194V248H193ZM200 249H202V251H203V248L199 247V250H200ZM205 249H206V248H205ZM205 249H204V250H205ZM207 249H208V248H207ZM207 249H206V252H207ZM214 249H215V248H214ZM235 249H237V248L235 247ZM252 249H253V248H252ZM252 249H251V250H252ZM260 249H259V250H260ZM6 250H9V248L6 249ZM6 250H5V251H6ZM10 250H11V249H10ZM14 250H15V249H14ZM25 250H26V249H25ZM25 250H23V251L25 252ZM50 250H51V248H50ZM69 250H70V249H69ZM73 250H74V249H73ZM75 250H76V248H75ZM79 250H80V249H79ZM79 250H78V251H79ZM121 250H122V249H121ZM144 250H145V249H144ZM159 250H160V249H159ZM163 250H164V249H163ZM163 250H161V256H162ZM210 250H209V251H210ZM212 250H213V249H212ZM212 250L210 251L211 253H209V254H211V255H210V258H212V257L216 254V253H212V252H213ZM224 250H225V249H224ZM232 250H233V248H232ZM40 251H39V252H40ZM46 251L48 252L49 249H48V250H46V249L44 250V252H46ZM51 251H52V250H51ZM51 251H50V252H51ZM65 251H66V250H65ZM67 251H68V250H67ZM78 251H75V252L78 253ZM87 251H85V252H87ZM148 251H149V252H148L149 255H151L150 252L152 253V251H151V250H148ZM195 251H197V250L195 249V250H194V253H191V254L194 255V254L196 253ZM214 251H217V248H216V250H214ZM221 251H222V250H221ZM225 251H226V250H225ZM225 251H223V252H225ZM235 251H237V250H235ZM235 251H234V254H233L234 256H235ZM249 251H250V250H249ZM263 251H264V249L262 250V253H263ZM0 252H4V251H0ZM14 252H15V251H14ZM37 252H38V251H37ZM47 252H46V255H45V256H47L46 258H48V256H49V255H47ZM50 252H49L48 254H50ZM52 252H55V251H52ZM52 252H51V253H52ZM57 252H58V251H57ZM57 252H56V254L53 255V256H57ZM71 252H72V250H71ZM80 252H81V251H79V254L81 255ZM88 252H87V253H88ZM146 252H147V250H146ZM165 252H166V251H165ZM165 252L163 253V257H164ZM181 252H182V250H181ZM181 252H178V250H177V253H176L177 255H178V253H179L178 256H180L179 259H180L181 261H182V258H183L184 256H185V257H189V254H188V255H184V256H182V253H181ZM183 252H185V251H183ZM186 252H187V251H186ZM191 252H192V251H191ZM198 252H200V251H198ZM206 252H205V253H206ZM247 252H248V251H247ZM29 253H30V252H28L27 256L29 255ZM34 253H35V252H34ZM62 253H63V252H62ZM62 253L58 252V254H60V255H61ZM65 253H66V252H65ZM65 253H64V254H65ZM73 253H74V251H73ZM76 253L74 254V257L76 256V258H78V257L80 258L81 256H79V254H78V257H77V254H76ZM126 253H127V252H126ZM170 253H172V252H170ZM217 253H218V251H217ZM232 253H233V252H232ZM245 253H246V252H245ZM250 253H252V251H251ZM257 253H258V250H257ZM262 253L259 252V254L261 255V257H263V256H262ZM0 254H1V253H0ZM3 254H4V253H3ZM37 254H38V253H37ZM37 254H36V255H37ZM43 254H45V253H43ZM53 254H54V253H53ZM66 254H67V253H66ZM66 254H65V257H68V254H67V256H66ZM69 254H70V253H69ZM84 254H86V253H84ZM130 254H131V253H130ZM130 254H129V255H130ZM138 254H139V253H138ZM159 254H160V252H159ZM159 254H156L155 256L158 257V258H160L161 256H159ZM183 254H184V253H183ZM209 254H208V255H209ZM221 254H223V253L221 252ZM221 254L218 253V255H221ZM224 254H225V257H226L227 254H226V253H224ZM4 255H5V254H4ZM8 255H9V253H8ZM11 255H12V253H11ZM13 255H14V254H13ZM13 255H12V256H13ZM32 255L35 256L34 254H32ZM39 255H40L39 257H41L42 254L40 253ZM62 255H63V254H62ZM136 255H137V254H136ZM136 255H135V256L132 255L133 258H136ZM142 255H143V254H142ZM142 255H141V256H142ZM145 255H146V253H145ZM147 255H148V254H147ZM147 255H146V257H147ZM152 255L154 256V253H153ZM152 255H151V256H152ZM157 255H158V256H157ZM166 255H167V254H166ZM174 255H175V253L173 254V256H174ZM177 255H176V256H177ZM203 255H204V253H202V256H199V255L197 254L196 256H198V259H196V258H195V259H196V260H200V258L203 257ZM212 255H213V256H212ZM256 255H257V254H256ZM6 256H7V255H6ZM6 256H5V257H6ZM9 256H10V255H9ZM12 256H11V258H10V257H8V258H10V259L13 258V260H15V257H16V256H15V257H12ZM20 256H22V257L20 258ZM25 256H26V255H25ZM25 256H24V257H25ZM27 256L25 257L26 259H27ZM51 256H52V255L50 254V257H51ZM58 256H59V255H58ZM82 256H83V253H82ZM137 256H138V255H137ZM151 256H150V257H151ZM153 256H152V257H153ZM169 256H170V255H169ZM194 256H195V255H194ZM211 256H212V257H211ZM222 256L224 257V255H222ZM228 256H229V259L231 260V256H232V255H231V256L228 255ZM228 256H227L226 258H228ZM234 256H233V258H234ZM257 256H258V255H257ZM5 257H3V259H6V258H7V257H6V258H5ZM29 257H32V256H29ZM39 257L37 256V259H39ZM60 257H61V256H60ZM60 257L56 258L57 260L55 259L54 261H59V260L61 259ZM63 257H64V255H63ZM69 257L72 258V259L74 258V257H71L70 255H69ZM87 257H88V256H87ZM138 257H139V256H138ZM146 257L144 256L143 259H145ZM165 257L168 258L167 256H165ZM185 257H184V258H185ZM199 257H200V258H199ZM206 257H207V255H206ZM206 257H205V258H206ZM215 257H216V256H214L213 259H214ZM218 257H220V256H218ZM218 257H217V258H218ZM225 257H224V258H225ZM16 258H17V257H16ZM33 258H34V257H33ZM90 258H89V260H90ZM130 258H131V256H130ZM133 258H132V259H133ZM184 258H183V259H184ZM189 258H190V257H189ZM0 259H1V256H0ZM26 259H25V261H26ZM31 259H32V258H31ZM31 259L28 258V261H31ZM40 259H41V258H40ZM40 259H39L38 261H40ZM42 259H43V257H42ZM44 259H45V258H44ZM58 259H59V260H58ZM139 259H140V258H139ZM146 259H147V260H146ZM146 259H145V260L148 261L149 257L146 258ZM152 259L154 260V258H152ZM179 259H178V260H179ZM192 259L194 260V258H192ZM219 259H220V258H219ZM23 260H24V259H23ZM23 260H22V261H23ZM32 260H33V259H32ZM48 260H49L48 263H50V260H51V262H52L53 259H52V257H51V259H48ZM48 260H47V261H48ZM79 260H83V259L80 258ZM115 260H114V261H115ZM145 260H143V261H145ZM155 260H156V259H155ZM166 260H167V259H166ZM209 260H210V259H209ZM214 260H215V259H214ZM224 260H225V259H224ZM226 260H227V259H226ZM257 260H258V259H257ZM259 260H260V258H259ZM259 260H258V261H259ZM2 261H3V260H2ZM2 261L0 260L1 264H2ZM4 261H5V260H4ZM4 261H3V262H4ZM7 261H8V260H7ZM11 261H12V260H11ZM11 261L9 260L10 263H12V264H16L14 261H12V262H11ZM34 261H35V258H34ZM54 261H53V262H54ZM143 261H142V262H143ZM146 261H145V262H146ZM149 261H151V258H150ZM160 261H161V259H160ZM162 261H164V259H163ZM173 261H175V260H173ZM181 261H178L177 263H179V262H181ZM187 261H188V260H187ZM207 261H208V260H207ZM232 261H233V259H232ZM232 261H231V262H232ZM263 261H264V259H263ZM13 262H14V263H13ZM35 262H37V261H35ZM44 262L46 263V260L43 261V264H44ZM81 262H82V261H81ZM110 262H111V263H110ZM130 262H132V261L129 260V263H130ZM145 262H143V263L145 264ZM182 262H183V261H182ZM182 262H181V263H182ZM184 262H185V261H184ZM195 262H196V261H195ZM208 262H209V261H208ZM255 262H256V261H255ZM31 263H32V262H31ZM33 263H34V262H33ZM33 263H32V264H33ZM56 263L59 264V262H56ZM60 263L63 264V263H65V262H63V261L61 262V261H60ZM146 263H149V262H146ZM150 263L153 264L152 261H151ZM156 263H157V261H156V262L154 261V264H156ZM192 263H194V262H192ZM196 263H197V262H196ZM201 263H202V262L200 261V264H201ZM212 263H214V262H212V259H211V263H210V264H212ZM217 263H218V260H217ZM222 263L225 264V262H222ZM222 263H220V264H222ZM227 263H229V262L227 261ZM227 263H226V264H227ZM4 264H6V262H5ZM119 264H121V263H119ZM123 264H124V263H123ZM157 264H158V263H157ZM172 264H175V263H172ZM182 264H184V263H182ZM185 264H186V263H185ZM207 264H208V263H207ZM215 264H216V263H215ZM230 264H232V263H230ZM234 264H237V263H234ZM242 264H243V263H242Z\"/></svg>","mask_w":264,"mask_h":264}]
</instances>
